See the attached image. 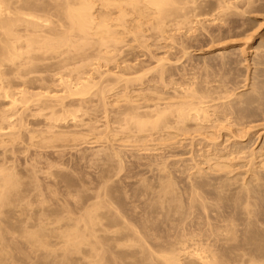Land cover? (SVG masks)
<instances>
[{
  "label": "rangeland",
  "instance_id": "obj_1",
  "mask_svg": "<svg viewBox=\"0 0 264 264\" xmlns=\"http://www.w3.org/2000/svg\"><path fill=\"white\" fill-rule=\"evenodd\" d=\"M94 1V0H93ZM97 1V0H96ZM96 1H94L93 3L95 4L96 3V7L94 8L95 9V11H94V9H93V12H95V17L96 18H99L98 19V21L99 20H101L100 19V14H102L103 12H100L99 13V15L97 16V14H98V10L100 9V7H99V2H96ZM203 2L202 4V6H201V3H200V6L203 8L202 10V12H203V16L202 15H200V13H198L197 11H194L193 9V11H191V12H195V14H191L190 15V17L188 18V16L189 15H187V22H188V19L190 20L187 24H186V22L183 24V21H181V20H183V18L182 17H180L179 19H178V17H177V19H178V21L180 20L181 22H179V23H176V21H174V20H172V19H166L167 21H169V23H167V21H166V23L169 25L168 26V29H169V27H170V29L169 30H171V28H172V30L170 31V33H169V30H167V24L165 23V28H163L164 26H162V30H160V26L158 27L157 25H158V23H156V22H158V21H156L155 23L157 24V25H155V26H151V25H153L154 24V19L155 18H153V17H150L148 20H152V23H149V24H151V25H149V26H151V27H149L147 24V26H148V31H146L145 29L146 28H144V26H146V25H142V28L145 30H143V33L145 32V34H141V35H145L147 38H143V37H141V35H140V37L141 38H143V39H147L148 41H149V43L147 42V40H143V39H141V41L139 40V39H137V40H134L135 38H133V36L135 37V35H133V36H130L131 34H127V36L125 35V34H123L124 36V38L126 37V39H124L125 40V43L122 41L120 44H119V46L120 45H123L122 47H124L125 46V48H128V49H123L121 46H120V48H119V50L118 49H116L115 51L113 50V54L114 55H116V54H118L119 53V51H120V54H121V56L122 55H124V57H121L120 56V54H118V56L119 57H121V59L119 58V57H117V55H116V57H115V59L113 58V55H112V59H110L111 60V62H110V60L107 62V60L105 59H102V58H100L99 57V55L97 56V54H100L101 53V50H103L102 51V55H101V57H104L103 56V54L106 52L105 51V46L103 47V48H101V50H100V48H99V50L97 51V53L96 54H94V53H92V55H96L97 56V58H98V61H96L97 60V58H96V60H95V58H93V56L91 57V55H90V53L88 54V58L89 59H87V60H90V61H86V59H85V62H84V64H86L85 66L86 67H83V62L81 61L82 59H81V57L80 58H78L79 59V61H78V59L76 58L77 56L79 57V55L77 54L76 55V53H72L73 55H70V56H72V57H74V58H76V61L74 60L73 61V63H78V64H75V65H78V66H75L73 63V65L71 66V62L72 61H70V62H68V64L70 65H68V66H64V68H63V65L62 66H52V70L51 69H49V71H54L53 69L55 68L56 69V67L57 68H59L58 70H60V71H57L56 70V72H58L57 73V75H56V73H55V71H54V74H52L53 72H50L49 73V75L48 74H46L47 75V77H45V78H48V80H49V78H50V75H51V81L50 82H52V83H50L49 81H47V86L49 85V88H47V86L45 87V85H46V79H44L43 81H45V85L43 84V81H42V87H43V85H44V87L45 88H42V90L41 89H39V88H41L40 86L38 87V88H36L35 89V87H37V85H39L40 84V82L37 84H33V85H36V86H33V87H31V86H25V84H24V86L26 87V88H24V86H23V88L21 89V87L20 88H18L20 85H17V88L15 87V86H13V85H16V84H8V85H10V86H12L11 88H13L12 90H11V88L7 85V84H3V86H6V90L3 88V90H4V93H5V91H7V90H9L8 92L10 93V91L11 92H16V93H13V95H12V93H10V95H11V97L10 96H8V92H6V93H8V94H4V93H1V95H0V101H1V103H0V111H1V113H0V115L2 114V116H0V118L2 119L1 121H0V132H2L3 134H6V135H4L3 137H5V138H3L1 135L2 134H0V137H1V139H0V144H4V145H1L0 147V153L2 154V152H3V149L5 150L6 148L8 149V150H10V151H8V150H6V151H4L3 153L5 154H3V156H4V158L6 157V159L4 160V163L6 164V166H5V164L4 163H2L3 161V156L0 154V156L2 157V158H0V166L2 167L3 166V168H2V170H3V172L1 171V167H0V171H1V173H4V170H5V167L6 168H9L10 166H11V168H9V169H13L14 171H12V170H10V172H13V174H16L17 172L19 173V172H21V170H22V172L21 173H17L18 175H16L15 177H16V179H15V177L13 176V175H11V177H13L14 178V182H16V180H17V176H19V178L20 179H22V177L24 178V179H26L27 177H26V174H27V176H28V178L26 179V180H29V182L28 181H26V180H24V179H22V181H25L26 182V184H27V182H28V185H27V187H26V184L25 185H23L22 186V188L24 189V186L26 187L24 190H18L19 192L21 191L22 193H23V191L24 192H26V194L25 193H23V194H25L24 196L22 195V193L20 194L19 192H18V194L21 196H23V200L25 201V199L28 197L29 198V200H30V196H31V200L32 201H30L31 203H29V201H28V199L24 202V204H23V200L22 201H19V203L21 204V202H22V204L24 205H21V207L23 206L24 207V209H25V207L26 208H28L29 210H30V212L29 213H26V211L25 210H27L28 211V209H25V210H23V215L21 214V212L20 213H18V211L19 210H16L17 212H15L14 213V211L13 210H11V211H13V213L11 214V212H9L8 210H6L8 207L11 209V207L13 208H16L15 206H16V204L18 203V202H16V204H15V202L13 203V198L15 199V200H17V198L19 197L18 195H16V193L17 192H14L15 194V196L17 197H15V196H13V198L11 197L10 199H12L13 201H11L12 202V204H15V205H12L11 207L10 206H8V205H6V206H8L7 208H4L5 206H3V204L5 205L6 203H4V201L3 202H0V203H2V207H1V210L2 209H5L6 211V213H10V215H5L3 212L2 213H0L1 215L0 216H2V217H0V220H4V218L3 217H5L6 216V218L8 217V216H10V219H12L11 217L12 216H16V217H14V219L16 218L17 220H19L20 221V218H21V222L22 221H24L25 219L23 218L24 217V215H25V217H26V214H28V215H31V216H28V217H31V218H28L27 217V219H26V222L27 223H29V222H33V218H35L36 220L35 221H37V219L39 220V217H40V213H45V211H46V213H48V215L46 214H41V217L44 219V215H45V219H47L48 220V217L49 218H51L50 220L51 221H53V217H52V215H51V213L52 212H54L55 210L56 211H59V213L57 212V216H59V215H61V213L63 214V215H61L60 217H56V219L58 218V219H64V220H66V219H71V220H73L74 222L76 221V222H78V223H75V228H74V225L72 226L74 229H76V227L79 229V227H81L78 231L81 233V236H79L80 238L81 237H83V239H81V240H79L78 238V242H80V241H82V240H84V234L86 235V237L88 236V234H87V230H86V228L88 229H90V224H92L89 220H87V215H89L90 214V204H88V203H91L92 204V200L94 199L93 197H95L96 196V198L97 199H99V198H101V199H99V201L100 202H105L106 200H107V198L109 199V197L110 196H108L110 193H112L111 195H112V197H110V198H112L111 200H113V202L111 201L110 202V199L108 200L109 202H107L106 201V205H107V207L109 206V204L110 203H112V205H110L109 207H112V208H115V209H112L111 210V212L115 215V212H117L118 213V218H117V216H116V220L114 219L115 218V216L114 217H112V216H110L109 217V215H108V218H110V219H108L107 217V219H105L104 220V218H103V220H101V218H100V223H101V225H100V223H97V225L99 224L100 226H102V227H104V226H106V227H109L110 225H113V226H110L111 227V229H109V228H106V229H104V231L105 232H101V234H100V236H101V239H102V244H103V241H105V240H107V241H105L104 243L105 244H103V246L104 245H106V243L108 242H110V240H111V238H108L109 237V233H106V230L108 231V230H115V227H116V225H117V220H119V226L117 225V227H122L123 225H122V220L120 221V219H123V218H125V220L128 222V224L126 225L125 224V226H128V225H130L129 223H135L134 225H137V223H140L141 222V220L143 219L144 221H145V217H148L149 215H151V214H149L148 212H145V210L147 211V210H149L150 209V207L151 208H153L154 209V205H152L151 206V204H153L152 202H153V199L155 200L156 198H158V200H160V197H161V195H162V193L165 191V189L167 188V189H169L168 187H170L171 185V187L172 188H175L176 187V185H177V189L175 188L174 190L175 191H177L176 193H175V191L173 190V192H174V194H179L178 195V198H179V196H181V197H183L184 198V195H186V194H188V196L190 197V195H189V193L187 192V191H189V190H191V189H188L187 191H186V189L187 188H190V187H188L189 185H188V183L190 184L191 183V181L190 180H192L193 182H194V178H195V176H196V174H197V170L199 169V168H197L196 169V166H199L200 167V164L202 163H204V161L206 160V153H208L207 151H213V150H211L210 148H209V150H207L208 148V146H209V144H212V145H210V146H214L213 144H215V145H217L218 144V142H219V144H220V147L219 148H221V146L223 145V143H224V145L223 146H225V147H232V148H234L233 146L235 145L234 143H236L238 140V145L240 146L242 143H245L244 145H245V153H246V155H249L250 154V152H252L251 150H253L254 152L256 151V153L255 154H257V156L260 154L261 155V153L263 152H261L260 153V148H264V146L262 147V143H264V98H262V97H264V10L263 11H261L262 9H264V0H262V1H256V2H258L259 4H257V3H255L254 2V0H253V2L256 4L255 6H254V8L255 7H257L258 9L256 10H254L253 9V11H251V8H250V10H249V5H248V9L246 10V8H245V6H247V4H248V1L247 2H244V0H239L238 2H240L239 4L240 5H238L237 4V0H227L228 1V3H227V1L226 0H221V1H225V3H227V4H225L226 6V8H227V5H229L228 7H230V6H232L231 8V10H229L228 8V10L230 11H228L229 12V14L227 13V12H225V14H227V16L228 17H230V15H231V17L228 19V17L227 16H225L224 15V7H222L221 5L223 4V3H221V1H219V0H208V2H207V0H199V2ZM218 1V2H217ZM241 1H243L244 3H247V4H245L244 5V3H242ZM251 1V0H250ZM199 2H198V0L196 1V2H193V3H196V4H198V8H196V10L198 9L199 11L201 10V7L199 6ZM236 2V3H235ZM252 2V1H251ZM250 2V4H252ZM204 3H207V4H204ZM213 3H215L214 4V7L211 5V4H213ZM229 3H231V4H229ZM190 4H192V2L190 3ZM189 4V5H190ZM210 4V5H209ZM217 4V5H216ZM241 4H243L244 6H242ZM101 5V4H100ZM195 5V4H194ZM194 5H191L192 7H197V6H194ZM205 5H207V9H209V10H206L205 9ZM209 5V6H208ZM224 5V4H223ZM234 5H238L237 6V8L236 7H234ZM259 5H261V6H259ZM263 5V6H262ZM216 6H217V8H216ZM243 8H242V7ZM251 6V5H250ZM259 6V7H258ZM93 7H94V5H93ZM199 7H200V9H199ZM218 7H220V8H218ZM222 7V8H221ZM241 7V8H240ZM263 7V8H262ZM225 8V9H226ZM236 8V9H235ZM245 8V9H244ZM205 9V10H204ZM216 9V10H215ZM223 12L222 14H223V17H222V14H220V10ZM234 9V10H233ZM241 9L243 10L242 12H241ZM102 10V8L100 9V11ZM212 10V11H211ZM251 12H249V11ZM207 11H209V13L207 12ZM231 11H234V12H231ZM238 11V12H237ZM246 11V12H245ZM261 11V12H260ZM116 13L118 12V11H115ZM190 12V13H191ZM201 12V11H200ZM205 12V13H204ZM216 12V13H215ZM239 12H241V14L240 15H237V14H239ZM255 12V13H254ZM257 12V13H256ZM199 15H198V14ZM208 15H207V14ZM213 13H215V14H213ZM253 13V14H252ZM113 14H115V13H112V16L113 17H111V15H109L110 17L109 18H114V19H116L115 17H117V15H113ZM197 14V15H196ZM202 14V13H201ZM213 15V17H212V15ZM219 14H220V17H219ZM251 14V15H250ZM257 14V15H256ZM258 14H261V15H258ZM40 15H41V13H40ZM129 15H131V14H129ZM128 15V18H130V16ZM215 15V16H214ZM217 15V16H216ZM243 15V17H241ZM43 16H45V15H42L41 17H43ZM101 16H104V15H101ZM191 16H194V17H191ZM195 16H196V18H197V16H198V18H201L200 20L197 18V19H195ZM200 16H202V17H200ZM210 16V17H209ZM235 16V17H234ZM46 17V16H45ZM209 17V18H208ZM222 17V18H221ZM236 17H239V18H236ZM44 18V17H43ZM47 18V17H46ZM152 18V19H151ZM176 18V17H175ZM174 18V19H175ZM194 18V19H193ZM208 18V19H207ZM216 18V19H215ZM219 18V19H218ZM227 18V19H226ZM232 18L235 20V19H239L238 21H242V23L240 22H238V21H236L235 20V22H237V23H235L234 22V20L232 21ZM244 19V22L246 21H250V23H247V24H252L251 26L252 27H250V25H249V28H248V25L246 24V22L244 23L243 22V20H241V19ZM45 19V18H44ZM206 19V20H205ZM222 20V22H221V20ZM224 19V20H223ZM226 19V20H225ZM246 19H248V20H246ZM111 20V19H110ZM147 20V23L149 22ZM157 20V19H156ZM203 20V21H202ZM213 21V23H216V24H212V21ZM253 20V21H252ZM175 23H174V22ZM193 21V22H192ZM201 21H202V23H201ZM208 21V22H207ZM210 21H211V23H210ZM218 21H220V23L218 22ZM224 21L226 22H229L230 24H228V27L226 26L227 25V22L225 23V25H224ZM165 22V21H164ZM192 22V23H191ZM197 22V23H196ZM200 22V23H199ZM252 22V23H251ZM257 22V23H256ZM260 24H259V23ZM144 23H146V21L144 22ZM171 23H172V25H171ZM218 23H219V25H218ZM221 23H222V25H221ZM231 23L233 24H235V26H233V29H235V30H233L232 29V27H231ZM131 25H132V23H130ZM176 24H178V25H176ZM182 24H183V26H182ZM186 24V26L187 27H185L184 25ZM194 24H196L195 26H193ZM209 24V25H208ZM244 24V25H243ZM256 24V25H255ZM164 25V24H163ZM188 25H190L191 26V28H190V26H188ZM202 25L204 26V27H202ZM206 25V26H205ZM217 25V26H216ZM220 25H221V27H220ZM247 25V26H246ZM176 26V27H175ZM181 26V27H180ZM208 26H210V27H212V28H210V27H208ZM214 26V27H213ZM218 26H219V28H218ZM222 26H223V28H222ZM226 26V27H225ZM241 26H245V27H247V28H243V27H241ZM255 26H256V30H254L253 31V27L255 28ZM258 26V27H257ZM156 27V28H155ZM192 27H194V28H192ZM198 27V28H197ZM205 28L206 30H204V29H202V28ZM207 27V28H206ZM230 27H231V30H230ZM235 27V28H234ZM238 27H239V29H238ZM240 27H241V31H240ZM151 28H152V30H151ZM158 28H159V30H158ZM178 28V29H177ZM180 28H181V30H180ZM197 28V30H195ZM210 28V29H209ZM215 28V29H214ZM227 28H229V30L227 29ZM259 28V29H258ZM155 29H156V31L158 30L159 31V33H158V31L157 32H155ZM165 29V30H164ZM175 29V30H174ZM177 29V30H176ZM201 31H200V30ZM211 30V31H209V30ZM212 29H213V31H212ZM216 29H218V31L219 32H223V33H225V35L224 34H221V33H219ZM228 31H227V30ZM246 29V30H245ZM249 29V30H248ZM164 30V31H163ZM186 30H190V31H186ZM192 30V31H191ZM222 30H224V31H222ZM239 32H238V31ZM252 32H255V33H252ZM150 31V32H149ZM152 31V32H151ZM161 31H163V32H161ZM179 31H181V32H179ZM183 31H184V33H183ZM205 31H208L209 33H211V35L209 34V33H207V32H204ZM215 31H216V33H215ZM226 31V32H225ZM229 31H234V34H233V32L232 33H230ZM243 31V32H242ZM245 31H247V32H245ZM257 31V32H256ZM147 32V33H146ZM149 32V33H148ZM154 32V33H153ZM160 32H161V34H160ZM187 32V33H186ZM194 32V33H193ZM196 32V33H195ZM201 32H203L202 34L199 33ZM213 32V33H212ZM242 32V33H241ZM252 34V36L249 34ZM156 33V34H155ZM162 33H163V35H162ZM169 33V34H168ZM178 33V34H177ZM182 33V34H181ZM237 33V34H236ZM239 33V34H238ZM151 34H153V35H151ZM173 35V39L171 40V37H172V35ZM185 34V36H181V35H184ZM193 34V35H192ZM194 34H195V36H199V37H195L194 36ZM209 34V35H208ZM216 34H219V35H217L216 36ZM228 34V35H227ZM244 34L246 35V36H244ZM154 35H155V37H154ZM157 35H159V36H157ZM167 35V36H166ZM179 37V38H177L178 39V41H183V40H185L184 42H185V44H184V46L182 45L184 42H178L177 41V39H175L176 37ZM179 35V36H178ZM189 35V36H188ZM204 35V36H203ZM220 35H221V37H223V39L220 37ZM239 35H241V36H239ZM97 36V35H96ZM144 36V37H145ZM152 38H151V37ZM171 36V37H170ZM194 36V37H193ZM203 36V37H202ZM207 36V37H206ZM210 36H212L211 38H210ZM213 36H215V37H213ZM234 37V39H235V41L234 40H232L233 39V37ZM238 36V37H237ZM244 36V37H243ZM250 36V37H249ZM95 37V36H94ZM131 39H130V38ZM163 37V38H162ZM175 37V38H174ZM181 37H183V38H181ZM185 37V38H184ZM186 37H187V39H186ZM192 37V38H191ZM218 38L217 40L218 41H220V42H215L216 41V39L215 38ZM226 37V38H225ZM230 37V38H229ZM242 37V38H241ZM248 37L250 38V39H248ZM78 38V37H77ZM84 38L85 37H83V38H81V36H80V38H78L77 39V41H75V42H79L80 41V43L81 44H83V40H84ZM96 38V37H95ZM129 38V40L128 41H126L127 39ZM154 38V39H153ZM158 38V39H157ZM160 38V39H159ZM168 38H170V40L168 41ZM191 38V39H190ZM198 39V40H196V39ZM203 39V40H205L204 42H203V45L201 44L202 43V41L203 40H201V39ZM206 38H207V40H208V43H207V40H206ZM210 38V39H209ZM224 38L225 39H229L228 40V42H227V40H225V41H223L224 40ZM232 38V39H231ZM243 38H247L246 39V41L243 39ZM252 38V39H251ZM75 39H76V37H75ZM133 39V40H132ZM150 39V40H149ZM152 39V40H151ZM175 39V40H174ZM181 39H183V40H181ZM194 39V40H193ZM143 40V41H142ZM162 40H163V42H162ZM187 40V41H186ZM189 40V41H188ZM192 40V41H191ZM209 40L211 41V42H209ZM215 40V41H214ZM223 42H222V41ZM239 40V41H238ZM242 40V41H241ZM248 40H250V41H248ZM85 41H86V39L84 40V43H85ZM131 41H133V42H131ZM134 41H135V43H134ZM136 41H140L141 43L142 42H144L143 44H140L139 42H136ZM155 41V42H154ZM157 41V42H156ZM172 43H171V42ZM176 42V43H173V42ZM196 41H198V42H196ZM231 41V42H230ZM234 41V42H233ZM238 41V42H237ZM131 42V43H130ZM147 42V43H146ZM187 42V43H186ZM196 42V44H194ZM214 42V43H213ZM226 42V43H225ZM260 42V43H259ZM133 43V44H132ZM138 43V44H137ZM147 45H146V44ZM207 44V46H208V48H207V46H206V44ZM211 43H213V44H211ZM225 43V44H224ZM245 45H244V44ZM76 44V43H75ZM164 44V45H163ZM174 44H175V47H174ZM188 44H190V45H188ZM199 46H202V47H198V45ZM205 44V45H204ZM211 44V45H210ZM219 44H220V46H219ZM223 44V45H222ZM77 45H80L79 43L77 44ZM139 45V46H138ZM143 45H145V47H147V48H144L145 50H143ZM150 45V46H149ZM176 45H179V47L178 46H176ZM188 45V46H187ZM193 45H195V47L193 46ZM197 45V46H196ZM217 45V46H216ZM126 46H128V47H126ZM131 46H132V48H131ZM137 46V47H136ZM155 46V47H154ZM159 46V47H158ZM169 46H171V47H169ZM181 46H183V47H181ZM187 46V48L190 46L192 49H190V47L186 50L185 49V47ZM212 46V47H211ZM214 46V47H213ZM241 46H243V47H241ZM140 47H142V48H140ZM153 47V48H152ZM177 47V48H176ZM210 47V48H209ZM234 47H236V48H234ZM241 47V48H240ZM123 49V51H124V53H122V49ZM134 48H136L137 50H135ZM149 48V53H148V51L146 50V49H148ZM162 48V49H161ZM171 48H172V50H171ZM173 48H175V49H177V51L175 50V49H173ZM178 48H180V49H178ZM183 48H184V50H183ZM205 48V49H204ZM219 48V49H218ZM223 48V49H222ZM80 49L81 48H79V50L77 51V53H79V51H80ZM91 49V48H90ZM96 48H94V50L93 51H96L95 50ZM170 49V50H169ZM200 49V50H199ZM232 49V50H231ZM240 49V50H239ZM244 51V53H243V51ZM246 49V50H245ZM248 49V50H247ZM261 49V50H260ZM76 50H77V48H76ZM75 50V51H76ZM92 50V49H91ZM90 50V51H91ZM127 50H129V51H127ZM142 50V51H141ZM152 50V51H151ZM174 50V51H173ZM211 50V51H210ZM219 50V51H218ZM236 50H237V53L239 54L240 53V51H241V53H240V57L238 56V54L236 53ZM255 50H256V54H255ZM74 51V50H73ZM87 51H88V49H87ZM126 51H127V53H126ZM134 51H135V53H134ZM172 51H173V53H172ZM175 51H176V53H175ZM205 51H206V53H205ZM227 51H228V53H227ZM230 51H231V53H230ZM129 53V54H128ZM133 53V54H132ZM139 53V54H138ZM143 53V54H142ZM146 53V54H145ZM154 53L155 55H153V58L151 57V55ZM171 53V54H170ZM179 53V54H178ZM181 53V54H180ZM183 53V54H182ZM186 53V54H185ZM214 53H216V55L214 54ZM218 53V54H217ZM227 53V54H226ZM261 55V56H259V54ZM130 54H132V55H130ZM137 56H136V55ZM145 54V55H144ZM169 54V55H168ZM175 54V55H174ZM189 54H191V56L189 55ZM220 54V55H219ZM224 54H225V56H224ZM233 54V55H232ZM65 55V54H64ZM90 55V56H89ZM127 55V56H126ZM130 57H129V56ZM148 55V56H147ZM158 55V56H157ZM166 55V56H165ZM167 55H168V57H167ZM171 55H173L174 57H176V58H173ZM179 55L182 57H179ZM185 57H187L188 59H190V60H186V58H183L184 56ZM188 55H189V57H188ZM214 55V56H213ZM231 55V56H230ZM67 56V54L64 56V57H66ZM148 58H147V57ZM194 56V57H193ZM197 56V57H196ZM216 56V57H215ZM221 56V58L219 59V57ZM227 56V57H226ZM239 58H237V57ZM243 56V57H242ZM255 56V57H254ZM85 57V56H84ZM138 57V58H137ZM164 57V58H163ZM165 57H166V59H165ZM169 57L171 58L170 60H169ZM178 57V58H177ZM196 57V58H195ZM200 57V58H199ZM205 57V58H204ZM215 57V58H214ZM230 57V58H229ZM232 57V58H231ZM245 57V58H244ZM253 57V58H252ZM63 58V57H62ZM83 58V57H82ZM93 60H95V61H93ZM100 58V59H99ZM126 58V59H125ZM137 58V59H136ZM156 58H159V60L160 61H158V60H155ZM168 58V59H167ZM193 58H194V61H193ZM223 58V59H222ZM224 58H227L228 59V62H227V59H225L224 60ZM237 58V59H236ZM260 58V59H259ZM262 58V59H261ZM118 59V60H117ZM119 59H120V61H119ZM123 59H125V61L123 60ZM141 59H143V60H141ZM146 61H145V60ZM154 61H153V60ZM164 59V60H163ZM199 61H198V60ZM236 59V60H235ZM241 59V60H240ZM259 59V60H258ZM53 60V59H52ZM51 60V61H52ZM57 60V59H56ZM71 60H72V58H71ZM99 60H101V62L99 61ZM167 60V61H166ZM187 61V62H185V61ZM213 60V61H212ZM221 60V61H220ZM223 60V61H222ZM238 60H240V61H238ZM54 61V62H53ZM52 62L53 63H55V59L53 60ZM84 61V60H83ZM142 63H141V62ZM145 61V62H144ZM164 61V62H163ZM189 61V62H188ZM201 61V62H200ZM215 61V62H214ZM219 61L221 62V63H219ZM244 61V62H243ZM246 61V62H245ZM257 61H259V62H257ZM52 62H50L49 60H48V62L47 63H51L52 64ZM57 62H58V60H57ZM82 62V63H81ZM88 62H92L91 64L90 63H88ZM95 64H94V63ZM97 62V63H96ZM110 62V63H109ZM115 62L117 63V64H115ZM121 62H123V64L121 63ZM126 62H128V63H126ZM136 62H139V63H141L143 66H141V64H136ZM153 63V64H151V63ZM162 63V64H164V66H162V64L161 65H159V63ZM167 62V64H165ZM169 62V63H168ZM208 62V63H207ZM210 62V63H209ZM225 62V63H224ZM237 62V63H236ZM238 62L240 63V64H238ZM241 62L243 63V65L241 64ZM248 62V63H247ZM252 62V63H251ZM88 63V64H87ZM101 63V64H100ZM105 63H108V64H105ZM114 63V64H113ZM145 63V64H144ZM147 63V64H146ZM154 63L156 64V65H154ZM172 63H173V65H172ZM193 65H192V64ZM205 63V64H204ZM223 63V64H222ZM226 63H229L230 65H228V64H226ZM79 64H81L82 65V67L81 68H84L83 70L82 69H80L79 67L81 66H79ZM90 64V66H88ZM103 64V65H102ZM105 64V65H104ZM129 64V65H128ZM149 64H151L152 65V67H150L149 66ZM168 64H169V66H168ZM178 64V65H177ZM208 64V65H207ZM228 65V66H226V65ZM231 64H232V66H231ZM233 64H236L237 66L235 67V65H234V68H233ZM246 64L247 65H249V66H246ZM67 65V64H66ZM93 67H92V66ZM100 65H102V66H100ZM108 65V66H107ZM112 65H113V68L115 67V69L113 70V68H112ZM119 65V66H118ZM124 65V66H123ZM136 65V66H135ZM139 65H140V69H138V67H139ZM148 65V66H147ZM154 65V66H153ZM158 65V69H161L160 71H163L164 69H169L168 71H167V69H166V71L164 70V73L162 72H160V71H158V69H157V66ZM167 67H166V66ZM170 65H171V67H170ZM183 66V68H182V66ZM188 65V66H187ZM206 65V66H205ZM211 65V66H210ZM212 65L214 66V67H212ZM215 65H216V68H215ZM218 65H220V66H218ZM223 67H222V66ZM121 66H123V67H121ZM128 66V67H127ZM160 66H162V67H160ZM172 66L174 67V69L172 68ZM193 66H195V67H193ZM241 66V67H240ZM54 67V68H53ZM63 68V69H61V68ZM71 67V68H70ZM78 67V68H77ZM90 67V68H89ZM95 67V68H94ZM106 67V68H105ZM117 67V68H116ZM119 67H121V68H119ZM124 67H127V68H129V69H127V68H124ZM143 67V68H142ZM144 67H147V69H146V73H145V68ZM156 67V68H155ZM175 67H178V68H175ZM184 67H186L185 68V70H187V67H188V70L187 71H185L184 70ZM193 67V69H192V71H190L191 70V68ZM204 67H206V68H204ZM207 67H209L211 70L209 71V69L207 68ZM219 67V68H218ZM227 67V68H226ZM240 67V68H239ZM262 67V68H261ZM75 68V69H74ZM111 68V69H110ZM131 68V69H130ZM135 68H136V70H135ZM164 68V69H163ZM182 70H180V69ZM189 68H190V70H189ZM198 70H197V69ZM202 68H204L203 70H205L206 69V71L204 72V71H202V69L200 70V69ZM219 69V71L217 72L216 70L215 71H212V70H214V69ZM226 69V73H225V70H222V69ZM228 68H229V71H228ZM245 68V69H244ZM67 69V70H66ZM76 70V72H74V71H69V70ZM81 70V71H79V70ZM87 69V70H86ZM103 69V70H102ZM121 69H125V70H121ZM143 69V70H142ZM152 69V70H151ZM154 69V70H153ZM157 69V70H156ZM172 69V70H171ZM175 69H177L176 71L177 72H175L174 73V71H175ZM233 69V70H232ZM237 69H239V70H237ZM64 70V71H63ZM88 70H90V71H88ZM94 70H95V73H93L94 72ZM107 70H109V72L107 71ZM129 70H131L128 74H127V72ZM139 70V71H138ZM144 71V73H142V71ZM180 70V71H179ZM197 70V71H196ZM234 71V70H236L237 71V73H235L234 72V74L235 75H233V72L232 71ZM244 70V71H243ZM48 70H46V71H44L43 73H45V72H47ZM48 71V72H49ZM63 71V72H62ZM66 71H68L67 73L69 74H66L65 72ZM84 72V74H83V72ZM86 71V72H85ZM96 71H97V73H96ZM101 71V72H100ZM104 71V73H105V76H104V73H102ZM122 71H127L125 74H124V72H122ZM171 71V72H170ZM172 71H173V73H172ZM179 71V72H178ZM188 71H190L189 73H188ZM199 71H200V74H202L203 72V74L202 75H199ZM263 71V72H262ZM47 72V73H48ZM61 72V73H60ZM70 72H72L73 74H71V76H70ZM81 72V73H80ZM87 72H89V73H87ZM101 73V76H100V73ZM120 72H122V73H120ZM133 72H135V73H133ZM141 72V73H140ZM155 72V73H154ZM158 72H160V73H158ZM167 72V73H166ZM168 72H169V75L171 76L170 78L172 79H170L169 77H168ZM185 72V73H184ZM186 72H187V74H186ZM192 72H193V74H192ZM194 72L195 73H197V74H194ZM214 72H216L215 74H214ZM223 72V74H221ZM230 72H231V75H230ZM240 72V73H239ZM243 73V76H242V73ZM42 73V75H45V74H43ZM63 73H65V74H63ZM99 73V74H98ZM109 73V74H108ZM112 73H115V74H117V75H122V74H124L123 75V77H133V76H136V75H140L141 74V76H142V74H143V77H142V79L144 80L143 82L141 81V79L140 80H138L139 82H136L134 85L132 84H130V86H131V88H130V86H128L127 88L129 89V90H127V88H126V83L124 84V83H122L121 85H120V82H116V80H115V82H110L111 80H109V81H107L106 79H109V78H106V76H107V74H108V76L107 77H109V75L110 74H112ZM149 73V74H148ZM153 73V74H152ZM171 73V74H170ZM178 73V74H177ZM209 73V74H208ZM212 73V74H211ZM217 73H219L220 75H218ZM245 73H247V74H245ZM58 74H59V76H58ZM86 74H88V75H86ZM96 74V75H95ZM127 74V75H126ZM132 74V75H131ZM147 75V80H149L150 81V83L146 80V77H145V75ZM150 74H152V75H150ZM155 74H156V77H155ZM160 74V75H159ZM162 74V75H161ZM164 74V75H163ZM166 74H167V76H166ZM188 75V76H186V75ZM206 74H208L207 76H206ZM216 74H217V78H219V79H216ZM226 76H225V75ZM258 74V75H257ZM263 74V75H262ZM61 75V76H60ZM77 76V80H76V76ZM83 75V76H82ZM86 75V76H85ZM98 75L100 76V78L102 79V80H100V78L98 77ZM126 75V76H125ZM157 75H159V78L157 77ZM172 75H175V76H173L172 77ZM194 75V76H193ZM197 77H196V76ZM205 75V76H204ZM212 77H210V76ZM212 75H214V77L212 76ZM230 75V76H229ZM237 75V76H236ZM240 75V76H239ZM55 76V77H54ZM58 76V77H57ZM66 76V77H65ZM68 76V77H67ZM82 76V77H81ZM87 76H89V77H87ZM97 76V77H96ZM102 76H103V78H102ZM149 76H151V77H149ZM192 76H193V78H192ZM200 76V77H199ZM224 76H225V78H224ZM228 76V77H227ZM236 76V77H235ZM7 76H4L3 77V79L5 78V80H8L7 78H9V76L6 78ZM52 77H53V79H52ZM80 77V78H79ZM95 77V78H94ZM105 77V78H104ZM163 77V79L165 80V79H167V77H168V79L167 80H165L166 82H164V80L162 81L160 78H162ZM184 78V80H183V78ZM191 79H190V78ZM194 77H196V78H194ZM202 77H204V78H202ZM221 77H223V78H221ZM236 78V80H235V78ZM247 77V78H246ZM259 77V78H258ZM262 77V78H261ZM57 78V79H56ZM72 78V79H71ZM83 78V79H82ZM86 78V79H85ZM89 80H88V79ZM91 78H92V81H91ZM111 78H116V76L115 77H112V75H111ZM149 78V79H148ZM158 78V79H157ZM174 78V79H173ZM229 78H231V81H230V79H229V81H228V79ZM237 78H242L241 79V81H243L244 82V80H245V82L243 83V82H241V81H239L240 79H237ZM244 78V79H243ZM248 78H249V80H248ZM56 79V80H55ZM112 79V80H113ZM151 79H153V82H151L152 80ZM159 79H160V81H161V83H159L160 81H159ZM198 79V80H197ZM203 79V81H201V80ZM206 79H207V82H205L206 81ZM209 79H211V80H209ZM214 79V80H213ZM216 79V80H215ZM235 81V82H237V80L239 81V82H237V84L233 81V80ZM4 80V81H5ZM53 80V81H52ZM62 81V82H60V81ZM63 80H65V81H63ZM69 80H70V82H69ZM73 82H72V81ZM107 82H106V81ZM145 80H146V82H147V84L146 83H144L145 82ZM155 80H157V82L155 81ZM175 80H177V81H175ZM190 80V81H189ZM196 82L195 84H194V82ZM213 80V81H212ZM221 80H223V81H221ZM227 80V81H226ZM56 81V82H55ZM69 82V83H67V82ZM86 81V82H85ZM88 81V82H87ZM95 81V82H94ZM101 82L102 84H104V85H106L105 87H104V85L102 86V84L100 83L99 85L98 84H94V83H98V82ZM102 81H104V82H102ZM140 81H141V83H140ZM172 81L174 82V84L172 83ZM186 81H188V82H190L189 83V85H188V83L186 82ZM210 81V82H209ZM214 81H216V82H214ZM219 81V82H218ZM246 81H247V83H246ZM7 82V81H6ZM6 82H4V83H6ZM67 84V86L65 85V83ZM75 82V83H74ZM82 82V83H81ZM93 82V83H92ZM121 82H124V81H121ZM169 82H170V84H169ZM178 82V83H177ZM184 82H186V84L184 83ZM198 82V83H197ZM201 82V84H199ZM202 82H204L205 84H207V85H205L204 83H202ZM208 82L210 83L209 85H208ZM214 82V83H213ZM223 83V85L225 86V85H228L229 83H231V84H229V85H232V87L231 86H226L227 87V89L226 88H224V86L221 84V86L224 88H220L221 86L220 85H218V83ZM228 84H227V83ZM234 82V83H233ZM241 82V83H240ZM50 83V84H49ZM73 83V84H72ZM86 83V84H85ZM88 83H90V85H92V86H90ZM107 83H108V85H107ZM109 83H113L112 84V86H111V84H109ZM115 83V84H114ZM117 83V84H116ZM164 83H165V85H164ZM193 83V84H192ZM225 83V84H224ZM251 83V84H250ZM54 84H57V85H54ZM61 84V85H60ZM68 84H71L70 85V87H71V89H69V90H67V88H69V85ZM83 84H84V86L85 85H87V87L88 86H90V87H88L89 89L87 90L88 92L87 93H85V92H82V94H84V98H83V96H79V95H81L80 94V91L81 90H79L81 87H84L83 86ZM95 86H94V85ZM142 84H144V85H142ZM146 84V85H145ZM153 84V85H152ZM158 84L160 85V86H158ZM177 84V85H176ZM198 84V85H197ZM202 84H203V86H206L207 88H205L204 87V94L202 93V94H200L199 96L204 100H201L200 99V101H201V103L204 105H202L203 106V108H205L206 109V105H207V112H206V110H205V116L207 115V117L208 118H206V117H204V115L201 117L200 116V118H198V119H196L197 117H199L197 114H195V118L194 119H186V120H184V121H186V123L184 122V121H182L181 120V122H184L185 124H186V127H185V125H184V123H183V125H184V127L182 128V127H180V125H181V123H179V125H178V121H179V118H177V119H175V118H173V117H175L174 115H176V113L174 112L175 110L177 111V109H181L183 106H181L182 104H180V103H182L183 101L182 100H186L188 97L187 96H189L190 94H191V92L193 91V93H195V92H197V93H200V91H202V89H201V86H202ZM215 84V85H214ZM236 85V87L237 86H241L242 85V87H240V89L239 88H236L235 86H233V85ZM247 84V85H246ZM250 84V85H249ZM21 85H23V84H21ZM52 85V86H51ZM63 85H64V87H63ZM75 85V86H74ZM77 85V86H76ZM80 85V86H79ZM115 85V86H114ZM124 85H125V87H124ZM127 85H129V83L127 84ZM148 85V86H147ZM185 87H184V86ZM193 85V86H192ZM198 86L199 87V85H200V87H199V89H200V91H199V89L197 90V89H194V86ZM244 85V86H243ZM254 85V86H253ZM7 86H8V88L9 89H7ZM100 86V87H99ZM102 86V87H101ZM108 86H110V88L108 87ZM137 86V88H135ZM151 86V87H150ZM172 86H174V87H172ZM182 86V87H181ZM189 86V87H188ZM210 86H212V87H210ZM14 87H15V90H17V91H15L14 90ZM61 87V88H60ZM63 87V88H62ZM74 87V88H73ZM76 87H78V88H76ZM80 87V88H79ZM94 87H95V89H94ZM104 87V88H103ZM106 87H108L111 91H112V94H109V92H110V90L108 89L107 91L105 90V88ZM113 87H115V88H113ZM116 87H117V90L119 91H116L115 89H116ZM140 87V88H139ZM142 87V88H141ZM159 87H160V89L162 90H160L159 89ZM185 88V90H186V87H188L187 88V90H186V92H185V90H183L184 88ZM193 87V88H192ZM210 88V91H208L209 90V88ZM218 87V88H217ZM247 87V88H246ZM257 87V88H256ZM27 88H29V89H27ZM31 88H33V89H31ZM47 88V89H46ZM51 88V89H50ZM53 88V89H52ZM92 88H93V90H92ZM96 88H98L97 90H96ZM102 88V90L100 91V89ZM113 90H115V91H113ZM122 88V89H121ZM124 88V89H123ZM139 88V89H138ZM144 88H146V89H144ZM149 88H153V89H149ZM155 88H157V89H155ZM196 88V87H195ZM203 88V87H202ZM214 88V89H213ZM230 88V89H229ZM236 88V89H235ZM243 88V89H242ZM253 90V88H256V89H254V91H255V93H253L252 92V90ZM18 89H21V90H23V91H25V89H27V93H29L30 91H31V93L30 94H27V93H25V95H24V93H22L21 94V91H19ZM45 89H46V91H45ZM48 89H50V92H49V90ZM55 89H56V91H55ZM64 89H66V90H64ZM74 89V90H73ZM83 89V88H82ZM107 89V88H106ZM128 91H126V90ZM133 89V90H132ZM142 89V90H141ZM158 89L160 90L159 92H158ZM170 89V90H169ZM174 89V90H173ZM177 89V90H176ZM190 89V90H189ZM197 90V91H195L194 92V90ZM205 89H208L206 92H205ZM217 91H216V90ZM228 91H226V90ZM229 89V90H228ZM233 89H235V90H233ZM3 90L1 89V91L3 92ZM35 90H37V91H35ZM71 90V91H70ZM78 91V93L76 92H73V91ZM84 90H86V89H84ZM92 90V91H91ZM94 90H96V91H94ZM98 90H99V92H101L100 94L101 95H99L98 94ZM103 90L104 91H106L105 93H107V94H105L104 92H103ZM122 92H121V91ZM135 90L138 92V91H140L139 93H136L135 92ZM151 91V93H147V92H149V91ZM153 90H156L155 91V93H154V91ZM176 90V91H175ZM180 90H182V91H180ZM189 90V91H188ZM192 90V91H191ZM212 90V91H211ZM224 90V91H223ZM239 90V91H238ZM249 90V91H248ZM257 90H258V92H257ZM0 91V92H1ZM29 91V92H28ZM40 91V92H39ZM45 91V92H44ZM48 91V92H47ZM53 93H52V92ZM66 91H68V92H70L71 94V97H69L68 98V93H66ZM96 93L97 92V96H96V94L94 93V92ZM134 91V92H133ZM144 91V94L142 93ZM169 91V92H168ZM174 91V92H173ZM191 91V92H190ZM220 91H222V92H220ZM244 91V92H243ZM18 92H19V94H18ZM33 92V93H32ZM35 92V93H34ZM47 92V93H46ZM55 92V93H54ZM93 94H92V93ZM125 92V94L123 95V93ZM131 94H130V93ZM132 92L134 93V94H132ZM181 92V93H180ZM189 92H190V94H189ZM215 92V93H214ZM219 92V93H218ZM227 92V93H226ZM232 92H233V94L234 95H232L231 96V94H232ZM249 92V93H248ZM250 92H251V94H250ZM39 93H41V94H39ZM55 94V95H57L56 97L58 98V97H60V98H62V99H67V101H68V103H67V101L66 100H62V99H60L59 98V100L60 101H63V102H61V103H63V105L60 103V101L58 100V99H56V97H50V94ZM103 93V94H102ZM111 93V92H110ZM114 93H115V95H114ZM122 93V95L120 96V94ZM141 93V94H140ZM160 93V94H159ZM165 93H167V95H164ZM171 93V95H173V96H171V95H169ZM179 93V94H178ZM197 93H195V94H197ZM208 94L209 95V93H211L209 96L210 97H208L206 94ZM218 93V94H217ZM225 94V98H224V95L223 94ZM229 93V94H228ZM245 93V94H244ZM254 95H253V94ZM2 94H4V95H2ZM20 94H21V97H20ZM27 94V95H26ZM32 94H33V96H34V94H36V95H38V96H32ZM43 94H46V95H43ZM62 94H64L66 97H64V95L62 96ZM67 94V95H66ZM76 94V95H75ZM90 94V95H89ZM118 94V95H117ZM129 94V95H128ZM140 94V95H139ZM148 94H154L153 96H154V98L151 96V98L152 99H150V96L148 95ZM181 94V95H180ZM188 94V95H187ZM214 94V95H213ZM220 94H221V96H220ZM240 94H242V95H240ZM29 95V96H28ZM43 95V96H42ZM60 95V96H59ZM69 95V96H70ZM72 95H74V96H79V97H72ZM111 95H113L112 97H111ZM131 95V96H130ZM135 95H138L137 96V98H135L134 100L136 101H133L132 99V101L133 102H135L136 104H138V106H136L133 102H132V105H133V107H134V105L136 106V107H138L137 109H139V110H137V109H135L136 111H139V114H138V112H135V111H131V109H134V108H132L131 107V109L129 110L128 109V111L133 115V112L136 114H138V116H140V118H139V121L140 120H145L146 122H143V123H147V121L149 122V123H147V124H149L147 127H145V128H143L142 129V127L141 128H139L138 126H137V128H134V127H136V126H133V127H130L131 126V123L129 122L130 121V117H132V116H130V114L128 113V111H126L123 107H124V104L127 102V101H125V99L127 98V97H129V98H133L132 96H135ZM142 95V96H141ZM144 95L145 96H148V97H144ZM159 95H162L160 98L158 97ZM176 95V96H175ZM183 95H184V99H183ZM187 95V96H186ZM194 94H192L191 96H193ZM198 95V94H197ZM202 95V96H201ZM204 95H206V96H204ZM213 95V96H212ZM218 95V96H217ZM228 95H230V96H228ZM240 95V96H239ZM259 95V96H258ZM260 95H262V96H260ZM18 96V97H17ZM24 96H26V97H24ZM28 96V97H27ZM39 96H41L40 98H38ZM91 96V97H90ZM94 96V97H93ZM98 96H100V97H98ZM103 96V97H102ZM117 96V97H116ZM121 97V99H122V97L123 98H125L124 100L122 99L121 101H120V103L118 102L120 99V97ZM124 96H126V97H124ZM164 96V97H163ZM191 96H189L190 98H191ZM195 96V98H196V95H194ZM193 96V97H194ZM222 96H223V99H221L222 98ZM237 96H238V98H237ZM253 96V98H251ZM254 96H257V97H259L261 100H260V102L257 100V99H259V98H257V97H254ZM4 97H9V98H7V100H6V98H4ZM12 97H14V99L12 98ZM33 98L35 101L34 102H36L35 104H34V102H33V100H31V99H29V98ZM46 97V98H45ZM47 97L48 98H50V99H53V100H49L48 101V99H47ZM97 97V98H96ZM108 97V98H107ZM112 99H110V98ZM117 99H119L117 102H116V100H115V98ZM136 97V96H135ZM143 97V98H142ZM158 97V98H157ZM166 97V98H165ZM168 97V98H167ZM174 97H175V99L176 100H174ZM178 97V98H177ZM192 97V98H193ZM198 97V96H197ZM199 97V98H200ZM204 97V98H203ZM205 97H208L207 99L209 100H207V99H205ZM211 97H213V98H211ZM218 97H219V99H218ZM221 97V98H220ZM232 97V98H231ZM3 98V99H2ZM11 98L13 99V100H11ZM21 98V99H20ZM23 98V99H22ZM35 98H37V100L35 99ZM43 98V99H42ZM71 98V99H70ZM81 98H82V100H81ZM87 98V99H86ZM95 98V99H94ZM105 98V99H104ZM107 98V99H106ZM145 98V99H144ZM170 98H172L173 99V101H172V99H170ZM190 98H189V100H187V101H185V103L186 102H188V106L187 105H184V106H186L185 107V109L186 110H188L187 108H189V103H190ZM191 98V99H192ZM227 98V99H226ZM229 98H230V100H229ZM257 98V99H256ZM9 99V100H8ZM19 99V100H18ZM27 99V100H26ZM29 99V100H28ZM55 99V100H54ZM79 99V100H78ZM84 99H85V101H84ZM91 99V100H90ZM103 99V100H102ZM110 99V100H109ZM141 99V100H140ZM155 99H157V100H155ZM167 101H166V100ZM170 99V100H169ZM177 99H181L180 101H178ZM225 99V100H224ZM11 100V101H10ZM16 100V101H15ZM24 100H26V104H24V102L23 101ZM32 102H31V101ZM43 101V102H40V101ZM45 100V101H44ZM47 100V101H46ZM58 100V101H57ZM77 101V102H75L74 103V101ZM93 100H95L96 102H97V100H99L98 101V103H96L95 101H93ZM107 100H109V102L110 103H113V104H109L108 103V101ZM148 100V102H146ZM150 100V101H149ZM205 100H207V102L205 101ZM215 101V104L213 103L214 101ZM249 100V101H248ZM252 100V101H251ZM14 101V102H13ZM28 101H30L29 102V104H27L28 103ZM53 101H55V102H53ZM71 101H73V102H71ZM86 101H87V103H86ZM88 101L90 102V105L89 106H86V104H89L88 103ZM93 101V102H92ZM103 101V102H102ZM106 101V102H105ZM113 101V102H112ZM122 101H124L125 103L123 104V103H121ZM140 101H142V102H140ZM143 101H145V102H143ZM152 101V102H151ZM153 101H154V103H156V104H154L153 103ZM155 101H157V102H155ZM158 101H160V102H158ZM162 101V102H161ZM166 101V102H165ZM175 101V102H174ZM178 101V102H177ZM193 101V100H192ZM192 101H191V103H192ZM195 101H198V105L200 106V104H199V100H198V98H197V100H195ZM193 102V103H196V102ZM213 101V102H212ZM223 103H222V102ZM226 101L228 102V103H226ZM252 102V104H253V102L255 101V104H256V102L258 101V103L257 104H259L258 106H257V104L256 105H252V107H251V105H249L248 104V106H247V103L246 102H248V103H250L251 104V102ZM263 101V102H262ZM18 102H20V103H18ZM23 102V103H22ZM37 102H38V104H37ZM45 102V103H44ZM46 102H47V104H46ZM50 102L52 103V104H50ZM60 104H59V103ZM71 104H70V103ZM80 103V104H77V103ZM174 102V103H173ZM205 104H204V103ZM233 102V103H232ZM240 102V103H239ZM244 102V103H243ZM13 103L15 104V105H13ZM17 103H18V105H17ZM23 105H22V104ZM46 104L45 105V107L44 106H42V104ZM65 103V104H64ZM74 105H73V104ZM83 105H82V104ZM102 104V107H101V104ZM114 103H116V104H114ZM169 103V106H170V104H172L173 105V107L174 106H176L175 108H173V107H171V108H169V106L168 105H165V104H168ZM176 103H177V105H176ZM178 103L180 104V105H178ZM184 103V104H185ZM207 103H209V105L207 104ZM216 103L218 104V108H216ZM235 103V104H234ZM260 103H261V106H262V108L261 107H259L260 106ZM21 104V105H20ZM32 104V105H31ZM34 104V105H33ZM56 104H58V105H61V106H58L57 107V105ZM67 104H69V105H67ZM85 104V105H84ZM107 104L108 105V107H106L105 105ZM123 104V106H121V105ZM128 103H126V105H127ZM146 105V107H145V105ZM151 104V105H150ZM163 105V106H161V105ZM175 104V105H174ZM212 104V105H211ZM224 104H226L225 106H224ZM230 104V105H229ZM6 105V106H5ZM12 105V106H11ZM18 106V108H17V106ZM20 105V106H19ZM26 105L27 106H29V107H27L26 108ZM36 105H37V108H36ZM71 105V106H70ZM92 105V106H91ZM99 105V106H98ZM125 105V107H127ZM141 107H140V106ZM142 105H144V106H142ZM153 105V106H152ZM171 105V106H172ZM191 105V107L193 108V109H191V107H190V109L188 110V111H191V115H190V117L196 112L195 110H196V108L194 109V107H198V105L197 106H194V105H196V104H190ZM194 107H193V106ZM215 105V106H214ZM221 105V106H220ZM232 105V106H231ZM238 105H240V106H238ZM243 105V106H242ZM4 106H5V108H4ZM13 106H15V107H13ZM23 106V107H22ZM33 106V107H32ZM42 108H41V107ZM51 106V108L54 106L55 107V109H56V107H57V109L56 110H60V109H62V108H67V109H63L64 110V112L62 111V110H60L61 112H60V114H58L59 112H56L55 110H54V108H52L51 110L49 109V107ZM65 106V107H64ZM85 106V107H84ZM129 106H130V104H129ZM127 107V108H130V107ZM152 106V107H151ZM159 106V109L158 110H154V109H157V107ZM161 106V107H160ZM165 106V107H164ZM166 106L168 107V110H167V108H166ZM177 106H180V107H177ZM212 109H210L209 107ZM227 106V107H226ZM233 106H235L236 108H234ZM255 107V109H253L254 107ZM258 107V109H260V110H258V109H256L257 107ZM10 107H11V110H10ZM14 109H13V108ZM26 109H28V110H26ZM31 107V108H30ZM43 107L45 108V109H47V111H44L45 109H43ZM104 107V109H102ZM114 107V108H113ZM145 107V109L143 110L142 108H144ZM150 109H148V108ZM153 107H156V108H153ZM164 107V108H163ZM213 107H215L216 108V110H218V113H215V112H217V111H215L214 109H213ZM223 108V107H225L224 108V110H222L221 108ZM245 107V108H244ZM9 108V109H8ZM73 108V109H72ZM84 108V109H83ZM86 108H88V110L86 109ZM101 108V109H100ZM105 108H106V110H105ZM108 108V109H107ZM110 108H112V109H110ZM117 108H119V109H117ZM123 108V109H122ZM153 108V109H152ZM166 108V109H165ZM184 108V107H183ZM239 108H243V110L242 109H240L239 110ZM4 109V110H3ZM50 110V112H49V110ZM81 109V110H80ZM83 109V110H82ZM141 109V110H140ZM164 109V110H163ZM175 109V110H174ZM179 109V110H180ZM185 109H184V112H186L185 111ZM210 109V110H209ZM230 109H234L233 111L232 110H230ZM249 109V110H248ZM10 110V113L8 112ZM13 110H14V113L16 114H14L13 113ZM17 110V111H16ZM19 110V111H18ZM23 110H25V112L23 111ZM35 110V111H34ZM41 110H43L44 112H42ZM71 111V110H73V111H71V113L73 112V113H75L76 112V110L78 111V112H76L75 114H76V117H75V115L72 113V115H74V117L68 112V111ZM89 112H87V111ZM107 110H110V111H107ZM117 112H116V111ZM148 112H147V111ZM161 111L162 110V112L166 115L170 110H172L171 112L172 113H174V114H172L173 115V117H172V120H169V124H168V122H166L168 125H166L165 126V124H164V127H163V129H162V127L161 128H157V126H156V128L155 127H153L154 129H152V126H150V124H151V120H155L154 118H156V116L157 115H159V114H162V112H158V111ZM167 110V111H166ZM228 110V111H227ZM249 112H248V111ZM255 110V111H254ZM257 110V111H256ZM23 111V112H22ZM29 113H27V112ZM30 111H32V112H30ZM51 111H53V112H51ZM55 111V112H54ZM65 111H67V112H65ZM123 111L124 113H121V112ZM140 111H143V112H140ZM153 112V115L151 114L152 112ZM156 111V112H155ZM164 111H166V112H164ZM208 111H209V113H208ZM220 111H221V113H220ZM225 111V112H224ZM227 111V112H226ZM230 111V112H229ZM241 112V118L239 117V112ZM246 111V112H245ZM3 112V113H2ZM63 112V113H62ZM106 112V113H105ZM110 114V112H111V114H110V116L108 115V113ZM114 112H116V113H114ZM120 112V113H119ZM127 112V113H126ZM145 112L147 113L146 115H145ZM151 112V113H150ZM155 112V113H154ZM183 112V111H182ZM183 112V113H184ZM194 112V113H193ZM224 112V113H223ZM256 112V113H255ZM262 114H261V113ZM8 113V114H7ZM13 113V115L15 116H12L11 114ZM20 113V114H19ZM23 113H25V114H23ZM40 115H39V114ZM45 113H48V114H50V115H52L53 117L51 118L52 120H54L55 119V116H56V119H58V122L56 123V121H55V123L54 122H52V120L50 119V117L51 116H49L48 115V118L46 117L47 116V114H45ZM56 113V115L54 116V114ZM64 113H67V115H68V118H67V116H66V114H64ZM88 113V114H87ZM99 113V114H98ZM141 113H144V114H141ZM149 113V114H148ZM170 113V112H169ZM168 113V114H169ZM187 113V112H186ZM211 113V114H210ZM212 113H213V115H212ZM231 113V114H230ZM235 113V114H234ZM239 113V114H238ZM249 113V114H248ZM10 114V115H9ZM18 114V115H17ZM35 114H37L38 116H36ZM70 114V115H69ZM92 114V115H91ZM125 114H126V116H125ZM134 114V115H135ZM150 114H151V116H150ZM155 114H157V115H155ZM171 114V113H170ZM216 114V115H215ZM225 114V115H224ZM247 114V115H246ZM6 115V116H5ZM21 115H22V118L21 119H19L20 117H21ZM31 115V116H30ZM91 117H90V116ZM118 115V116H117ZM120 115L122 116V117H120ZM130 117H129V116ZM133 115V116H134ZM142 115L144 116H146V117H150L149 119L148 118H146L145 116L142 118ZM148 115V116H147ZM172 115H170V116H172ZM210 115V116H209ZM231 115V116H230ZM236 116V118L237 117H239V118H235V116ZM243 115V116H242ZM253 115V116H252ZM263 115V116H262ZM5 116V117H4ZM20 116V117H19ZM23 116H26V118H27V120L25 119V117H23ZM34 116V117H33ZM42 116H44V118L42 117ZM58 116V117H57ZM61 116L62 117H64V118H61ZM153 116H155V117H153ZM167 116V115H166ZM176 116H178V115H176ZM216 116V117H215ZM223 116V117H222ZM234 116V117H233ZM250 116H251V118H250ZM258 118H260V119H258ZM3 117V118H2ZM11 117V118H10ZM14 117V118H13ZM32 117V118H31ZM38 119H37V118ZM66 117V118H65ZM71 117V118H70ZM78 117V118H77ZM108 117V118H107ZM115 117H116V119H115ZM126 117V118H125ZM189 117V116H188ZM194 117V115L191 117V118H193ZM210 117V118H209ZM216 119H215V118ZM231 117H233V118H231ZM7 120H6V119ZM9 118V119H8ZM30 118V119H29ZM54 118V119H53ZM73 118H75V120L73 119ZM81 118V119H80ZM152 118V119H151ZM171 118V117H170ZM201 118H203V120H204V118H206L204 121H202V119ZM211 118H213L214 119V121H213V119H211ZM228 118H231V119H228ZM244 118V119H243ZM246 118V119H245ZM250 120H249V119ZM10 119H12V120H10ZM19 120V122L20 123H18V120ZM24 119V120H23ZM50 119V120H49ZM61 119V120H60ZM64 119V120H63ZM65 119H66V121H65ZM73 119V120H72ZM79 119V121H77ZM98 119V120H97ZM103 119V120H102ZM108 119V120H107ZM121 119V120H120ZM127 119H129L128 121H125V120H127ZM175 119V120H174ZM209 119V120H208ZM235 119V120H234ZM242 121L243 123H241L240 121ZM255 121V122H253V120ZM6 120V121H5ZM10 120V121H9ZM83 122H82V121ZM96 120V121H95ZM116 120V121H115ZM124 121V123H123V121ZM150 120V121H149ZM175 122H174V121ZM176 120H178L177 121V123H176ZM187 120H189V122L187 121ZM192 120V121H191ZM194 120V121H193ZM198 120H201V121H198ZM223 120H225L226 122H224ZM237 120V121H236ZM243 120H248L247 122H245V121H243ZM24 121V122H23ZM26 121V122H25ZM32 121V122H31ZM33 121H34V123H33ZM40 121V122H39ZM49 121H50V123H49ZM59 121H60V123H59ZM65 121V122H64ZM81 121V122H80ZM90 121V122H89ZM104 121V122H103ZM110 121V122H109ZM119 121V122H118ZM121 121V122H120ZM172 121V122H171ZM219 121H220V126H219V124H217V122L219 123ZM233 121H234V124H233ZM251 121V123H249ZM4 122H6V124L4 123ZM8 122V123H7ZM12 122V123H11ZM13 122L15 123V124H13ZM23 124H22V123ZM47 122V123H46ZM73 122V123H72ZM77 122H79V124L77 123ZM95 122V123H94ZM100 122V123H99ZM116 122V123H115ZM141 122V121H140ZM189 124H188V123ZM191 122V123H190ZM193 122H197V123H193ZM198 122H199V124H198ZM203 123V124H201V123ZM208 122V123H207ZM240 122V123H239ZM10 123V124H9ZM38 123V124H37ZM49 123V124H48ZM52 123V124H51ZM69 125H68V124ZM81 123V124H80ZM82 123H84V124H82ZM89 123L92 125V127H90L89 126ZM143 123H141V124H143ZM154 123V122H153ZM171 123V124H170ZM173 123V124H172ZM209 123H211V124H209ZM236 123V124H235ZM260 123V124H259ZM263 123V124H262ZM3 124V125H2ZM5 124V125H4ZM19 124V125H18ZM25 124V125H24ZM41 124V125H40ZM56 124H57V126L58 127H60V128H62V129H59L57 126H56ZM59 124V125H58ZM66 124H67V126H66ZM73 124V125H72ZM78 126H77V125ZM86 124V126L84 127V125ZM119 124V125H118ZM125 126V129H123L124 127L122 126ZM124 124H126V125H124ZM130 124V125H129ZM133 124H134V121H133ZM147 124H145V126L147 125ZM175 124H177V126L175 125ZM195 124H197V125H195ZM215 125L214 127H213V125ZM226 126H225V125ZM232 125L233 126V128H232V126H230V125ZM241 124H242V126H241ZM248 124L250 125V126H252V127H250V126H248ZM16 125H18V126H16ZM20 125H21V128H20ZM23 125V126H22ZM27 125V126H26ZM31 125V126H30ZM48 125L50 126V127H48ZM54 126V128H53V126ZM60 125H62V126H60ZM65 125V126H64ZM80 125H83V126H81V127H83V128H81V127H79ZM88 125V126H87ZM129 125V126H128ZM136 125V124H135ZM170 125V126H169ZM200 125H201V129H200ZM205 125H207V126H205ZM227 125H229V127L227 126ZM247 125V126H246ZM258 125V126H257ZM259 125H261V126H259ZM3 126H5V127H3ZM8 126H10V127H12V128H10V127H8ZM24 126H26V127H24ZM29 126V127H28ZM150 126V128L148 129V127ZM170 127L171 129H169L168 127ZM176 126V128H174ZM179 126V127H178ZM182 126V125H181ZM189 126H190V128H193V126H195L194 127V130H195V132H194V130L193 129H190L189 128ZM198 126V127H197ZM203 126H205V127H203ZM222 126V128H219V127H221ZM241 126V128H239ZM15 127H17V130L15 129ZM48 127V128H47ZM56 127H57V129H56ZM70 127V128H69ZM72 127V128H71ZM78 127H79V129H78ZM89 127V128H88ZM109 127V128H108ZM122 127V128H121ZM130 127V128H129ZM143 127H144V124H143ZM165 127H166V130H165ZM197 127V128H196ZM260 127V128H259ZM24 128H26V129H24ZM50 128V129H49ZM65 128H66V130H65ZM74 128H77V129H74ZM108 128V129H107ZM173 128H174V130H173ZM206 128V129H205ZM210 130H209V129ZM218 128L219 129V131H218V129L216 130V129ZM225 128V129H224ZM229 128H230V130H229ZM245 128H248V129H250V130H248V129H245ZM3 131H2V130ZM11 129L14 131H11ZM127 129H128V131H127ZM130 129V130H129ZM132 129H133V131H132ZM137 130V132H139V133H137L135 130ZM145 129H147V131L145 130ZM156 129H158V130H156ZM167 129H169V130H171V131H169V130H167ZM177 129H179L180 131H179V133H177L178 132V130ZM183 129V130H182ZM188 129H189V131H188ZM198 129V130H197ZM202 129H205V130H202ZM213 129H214V131H213ZM222 129H224L223 131H222ZM233 129V130H232ZM234 129H235V131H234ZM243 129V130H242ZM253 129V130H252ZM262 129V130H261ZM18 130H19V132H18ZM23 130H25V132L23 131ZM30 130V131H29ZM41 131V133H43V132H45V133H43V134H41L40 132H35V131ZM51 130V131H50ZM53 130H54V132H53ZM62 130V133L60 132L59 133V131H61ZM66 132H65V131ZM75 130H76V132H75ZM111 130V131H110ZM141 132H140V131ZM145 130V131H144ZM148 130L149 131H151V132H148ZM156 130L157 132H155V133H153L154 131ZM209 130V131H208ZM215 130H216V132H215ZM226 130V131H225ZM228 130V131H227ZM245 130V131H244ZM246 130H248V131H246ZM5 131V132H4ZM31 133V136H30V134H28L29 132ZM32 131V132H31ZM48 131H50V132H52V133H50V132H48ZM58 131V133L62 136V137H64L62 134H64V132L65 133H69V134H65V137L66 138H69V140H65L64 138H62V137H60V138H62V139H64V141H65V145L63 144L64 143V141H61L62 139H60L59 140V136H57L58 135V133H55V132H57ZM78 131V132H77ZM82 131V135H80L81 132ZM106 131V132H105ZM159 131L161 132V133H159ZM168 131H169V133H168ZM183 133H182V132ZM199 132L200 131V133H202V134H200V133H197V132ZM238 133H240V134H238ZM244 133H243V132ZM250 131V132H249ZM10 133V134H12L13 133V136L12 135H8V133ZM24 132V133H23ZM27 132V133H26ZM33 132H34V135H33ZM47 132V133H46ZM95 132V133H94ZM119 132V133H118ZM130 132H132V134H129ZM133 132H135V133H137V134H135V133H133ZM144 132V134H142ZM186 132V133H185ZM205 132V133H204ZM209 132V133H208ZM219 132V133H218ZM231 132H232V135H230L231 134ZM235 132V133H234ZM247 132V133H246ZM252 132V133H251ZM18 133V135H22L23 136V141L25 140L26 142H29V143H26V142H20V141H22V136H21V138H20V136H18L19 137V139L17 138V136H16V134ZM76 133V134H75ZM80 133V134H79ZM107 133V134H106ZM125 133V134H124ZM127 133V134H126ZM151 133V134H150ZM158 133V134H157ZM162 133H164L163 135H162ZM175 134V136L173 137L172 135H174ZM190 133V134H189ZM213 133H215V134H213ZM230 133V134H229ZM233 133L235 134L234 136H233ZM249 133V134H248ZM37 134H38V136H37ZM46 134H48V135H46ZM52 134V135H51ZM56 134V135H55ZM74 134V135H73ZM109 134V135H108ZM117 134L119 135V137H117ZM139 134V135H138ZM142 134V135H141ZM147 134V135H146ZM167 134H168V136H167ZM192 134V135H191ZM204 134V135H203ZM220 134V135H219ZM236 134H237V136H236ZM245 134V135H244ZM248 134V135H247ZM25 135H28V136H26L25 137ZM36 135V136H35ZM50 135V136H49ZM68 137H67V136ZM102 135H103V137H102ZM111 135V136H110ZM113 135V136H112ZM116 135V136H115ZM121 135V136H120ZM127 135V136H126ZM129 135V136H128ZM132 135V136H131ZM135 135V136H134ZM171 135V136H170ZM185 136V137H183V136ZM187 135V136H186ZM190 135V137H188ZM195 135V136H194ZM199 135V136H198ZM210 135V136H209ZM211 135H212V137L214 138H216V137H219V138H217V139H213V138H211ZM215 135V136H214ZM219 135V136H218ZM229 135V137H231V138H229V140H228V142H227V140L225 141L224 140V138L225 139H227L226 137ZM7 136H11V138H9V137H7ZM32 136H34L33 138H32ZM42 136V137H41ZM43 136H45V137H43ZM57 136V137H56ZM72 136H73V138H75L76 136H78V137H76L74 140H76L75 142H74V144H73V142L72 141H74L73 140V138H72ZM87 137V138H83V137ZM92 136V137H91ZM97 136V137H96ZM105 136V137H104ZM122 136H123V138H122ZM144 136V137H143ZM161 136V137H160ZM165 136H166V138H165ZM179 138H178V137ZM181 136V137H180ZM197 136V137H196ZM206 137V138H203V137ZM242 136V137H241ZM243 136H244V138H243ZM29 137L30 138H32V140L33 141H31L30 139H29ZM37 137H40L39 138V140H41L43 143H45V145H41V143L42 142H40L39 140H36V139H38ZM50 137V138H49ZM115 137V138H114ZM117 137V138H116ZM170 137V138H169ZM176 137H177V139H176ZM210 137V138H209ZM235 137L237 138V139H235ZM240 137V138H239ZM13 138V139H12ZM26 138L28 139V141L26 140ZM47 138V140L46 141H48L49 143H47V142H45L44 140ZM49 138V139H48ZM52 138H58V141L56 140V141H54V139H52ZM81 138V139H80ZM90 138V139H89ZM98 138V139H97ZM99 138H101V139H99ZM104 138H105V141L106 142H104L103 140H104ZM112 138V139H111ZM119 138V139H118ZM135 138V139H134ZM142 138H144V139H142ZM151 138V139H150ZM163 138H164V140H163ZM242 138V139H241ZM6 140L5 141V143H3L4 142V140ZM12 139V140H11ZM15 139V140H14ZM21 139V140H20ZM52 139V141L50 142V140ZM77 139H79V141H77ZM84 141H83V140ZM87 139V140H86ZM97 140V141H93V140ZM113 139H115V140H113ZM121 139V140H120ZM124 139V140H123ZM169 139V140H168ZM174 140V142H173V140ZM199 139V140H198ZM220 139V140H219ZM223 139V140H222ZM231 139H233V140H231ZM240 139H241V141H240ZM243 139H244V141H243ZM258 139V140H257ZM7 140H8V142H7ZM18 140H19V142H18ZM30 140V141H29ZM100 140H101V142H100ZM157 140V141H156ZM168 140V141H167ZM185 140V141H184ZM201 142V144H199V142ZM203 140V141H202ZM17 141V142H16ZM35 141V142H34ZM61 141V143H58V142H60ZM66 141H68V143L66 142ZM70 141H71V143H70ZM86 141V143H84ZM90 141V142H89ZM103 141V142H102ZM112 141V142H111ZM114 141H116V142H114ZM149 141V142H148ZM153 143H152V142ZM161 141V142H160ZM163 141V142H162ZM167 141V142H166ZM192 141V142H191ZM196 141V142H195ZM205 141H206V143H207V145H206V143H205ZM211 143H210V142ZM213 141V142H212ZM223 143H222V142ZM2 142V143H1ZM11 142V143H10ZM14 142V143H13ZM35 144H34V143ZM56 142V143H55ZM158 142V143H157ZM172 142V143H171ZM194 142H195V144H194ZM216 142V143H215ZM250 142H252V143H250ZM7 143V145L9 146V148H8V146L7 145H5ZM17 143V144H16ZM22 143V144H21ZM38 143H39V146H38ZM42 143V144H43ZM51 143V144H50ZM79 143V144H78ZM99 145H98V144ZM126 143V144H125ZM155 143V144H154ZM190 143V144H189ZM193 144V146H192V144ZM222 143V144H221ZM226 143H227V145H226ZM32 144H34V145H32ZM55 145V147L57 148H55L56 150H54L55 152H52L53 150H50V149H52V148H54V146H52V145ZM57 144V145H56ZM67 144H68V146H67ZM74 145V147H73V145ZM82 144V145H81ZM105 144V145H104ZM131 144V145H130ZM138 144V145H137ZM168 144V145H167ZM181 146H180V145ZM198 144V145H197ZM218 144V145H219ZM12 145H13V148H11L12 147ZM20 145V146H19ZM21 145H22V147H23V150H22V147H21ZM25 145V146H24ZM27 145H29V146H27ZM33 147H32V146ZM43 146V147H41V146ZM47 145V146H46ZM49 145H51V147H48ZM58 145H62V147L61 146H59L58 147ZM111 145H112V147H111ZM175 145H177V146H175ZM201 147H200V146ZM217 145V146H218ZM243 145V146H244ZM259 145V146H258ZM11 146V147H10ZM17 146V147H16ZM28 148H27V147ZM65 146V147H64ZM67 146V147H66ZM136 146V147H135ZM171 146V147H170ZM196 146V147H195ZM204 146H206V147H204ZM216 146V147H217ZM242 146V145H241ZM252 148H251V147ZM32 148V150H35V151H32L31 150V148ZM38 147V148H37ZM69 147V148H68ZM167 147V148H166ZM169 147V148H168ZM195 147V148H194ZM199 147V148H198ZM247 147V148H246ZM255 149H254V148ZM18 149V150H20L21 149V151H19V154H20V156H19V154H18V151L17 150H15V149ZM37 148V149H36ZM40 148V149H39ZM50 148V149H49ZM113 148H115V149H113ZM134 148H135V150H134ZM148 148V149H147ZM192 148V149H191ZM200 148H201V150H200ZM207 148V149H206ZM212 148V147H211ZM215 148V147H214ZM213 148V149H214ZM231 148V149H232ZM249 148V149H248ZM13 149V150H12ZM42 149V150H41ZM44 149V150H43ZM47 149H49V151L47 150ZM62 149V150H61ZM114 151H113V150ZM165 149V150H164ZM188 149V150H187ZM192 151H191V150ZM196 149H198L199 150V152H198V150H196ZM217 149H218V147H217ZM260 149V150H259ZM2 150V151H1ZM25 150V151H24ZM28 150H29V152H28ZM58 150H59V153H58ZM63 151L62 153H61V151ZM115 150L116 151H118V152H115ZM138 152H137V151ZM205 150H207L205 153H204V151ZM247 150H249V151H247ZM259 150V151H258ZM13 151V152H12ZM24 151V152H23ZM39 151V152H38ZM44 151V152H43ZM121 151V152H120ZM140 151V152H139ZM146 151H147V153H146ZM163 151V152H162ZM203 151V152H202ZM8 154H7V153ZM17 152V153H16ZM34 152V153H33ZM37 152L39 153L38 155H37ZM47 154H46V153ZM52 154H50V153ZM56 152H57V154H59V155H57L56 154ZM120 152V153H119ZM123 152V153H122ZM124 152H126L125 154H124ZM133 152H137L136 154L135 153H133ZM155 152V153H154ZM157 152V153H156ZM257 152H259V154L257 153ZM14 153V154H13ZM36 153V154H35ZM45 155H48V156H45ZM109 153H110V155H109ZM112 153V154H111ZM117 153V154H116ZM127 153H128V155H127ZM244 153V154H245ZM248 153V154H247ZM13 154V155H12ZM35 154V157L33 156ZM56 154V155H55ZM115 154V155H114ZM120 154V155H119ZM124 154V155H123ZM132 154H134V155H132ZM185 154V155H184ZM191 154V155H190ZM204 154H206V155H204ZM264 154V152L262 153V155ZM9 157H7V156ZM14 155H16V157L14 156ZM18 155V156H17ZM42 155V156H41ZM112 155V156H111ZM120 156L119 157V159H118V156ZM127 155V156H126ZM132 155V156H131ZM180 155V156H179ZM197 155V156H196ZM243 155V154H242ZM260 155L258 156V157H260ZM13 156V157H12ZM37 156H39L40 158H38ZM45 156V157H44ZM100 156V157H99ZM109 158H108V157ZM116 156V158H113V157H115ZM121 156H122V158H121ZM187 156V157H186ZM189 156V157H188ZM191 156V157H190ZM177 157V158H176ZM183 157V158H182ZM203 157H205V158H203ZM17 158V159H16ZM19 158H20V161H21V163L20 162H18L19 161ZM111 158L114 160V162L111 164L110 162H112L113 160H111ZM176 158V159H175ZM185 162H183L181 159ZM195 158V159H194ZM200 158V159H199ZM11 159V160H10ZM25 159V160H24ZM36 159V160H35ZM44 159V160H43ZM110 160V162H109V160ZM117 159V160H116ZM121 159V160H120ZM169 159V160H168ZM202 159V160H201ZM203 159H205V160H203ZM259 159V158H258ZM18 160V161H17ZM36 162H38L39 160H40V162H44L45 161V163H41L40 164V162H38V163H36ZM53 160V161H52ZM120 160V161H119ZM176 160V161H175ZM201 161V163H200V161ZM255 160H257V159H255ZM254 160V162H256ZM2 161V162H1ZM5 161H7V162H5ZM12 161V162H11ZM15 161V163H13ZM187 161V162H186ZM243 161V160H242ZM258 161V160H257ZM34 162V163H33ZM119 162V163H118ZM122 162V163H121ZM165 162V163H164ZM197 162V163H196ZM199 162V163H198ZM244 162H245V159H244ZM15 164L14 166H16L15 168L13 167V164L12 165H10V164ZM17 163H19V164H17ZM25 163H26V165H25ZM31 163V164H30ZM33 163V164H32ZM37 165H36V164ZM167 163V164H166ZM177 163V164H176ZM183 163V164H182ZM186 163H188L187 165H186ZM195 163L197 164L196 166H195ZM35 164V166H34V169H32L33 168V165ZM53 164V165H52ZM110 164V165H109ZM154 164V165H153ZM164 164V165H163ZM165 164H166V166L168 167H166L165 166ZM194 164V165H193ZM201 164V165H202ZM204 164H206V163H204ZM203 164V165H204ZM8 165V166H7ZM20 166L19 168H18V166ZM38 165H40V166H38ZM44 167H43V166ZM128 165V166H127ZM182 165V166H181ZM189 165H191L190 166V168H192L191 170H193V171H191L190 170V172H188L189 171ZM203 165H202V167H203ZM5 166V167H4ZM22 166V167H21ZM43 168H42V167ZM110 166H111V168H110ZM151 166V167H150ZM153 166V167H152ZM160 167V168H158V172H157V167ZM163 166V167H162ZM172 166H173V168H172ZM181 166V167H180ZM185 167L186 169H185V171H186V174H185V171H184V169L182 168V167ZM192 166H194V167H192ZM206 166L207 165H204V167L206 168ZM24 167V168H23ZM27 167H29V168H27ZM37 169H36V168ZM42 168V169H40V168ZM51 167V168H50ZM164 167H166L167 169H165ZM174 167H176V168H174ZM188 167V168H187ZM201 167V168H202ZM54 168V169H53ZM58 168V169H57ZM106 168H108L107 170H106ZM151 168V169H150ZM156 168V169H155ZM181 168V169H180ZM203 169L202 168V170H207V169ZM9 169H7L8 170V174L10 173L9 172ZM20 169V170H19ZM23 169L25 170V171H23ZM38 170V172L36 171V170ZM106 171H105V170ZM110 169H114V171L113 172H111L112 170H110ZM171 169V170H170ZM175 169V170H174ZM176 169H179V171H176ZM183 169V170H182ZM196 169V170H195ZM240 169V168H239ZM235 169V170H238V171H235V172H233L232 174V176H234L235 174H237V172H238V175H239V173L241 174V173H243V169ZM244 169L246 170V167H244ZM17 170V171H16ZM31 170V172H29ZM35 171L34 173H33V171ZM152 170V171H151ZM165 170V171H164ZM202 170H199V171H201L200 173H202L203 174V176H204V173H206L205 171L203 172ZM27 171V172H26ZM52 173H51V172ZM164 172L163 174H162V172ZM168 171V172H167ZM177 173V174H179L178 176L179 177H183V179L186 181H183L182 182V178H179L176 174H173V173H175V172ZM182 171V172H181ZM194 171H195V173H194ZM199 171H198V173H199ZM242 171V172H241ZM7 171H5V173H6ZM110 172V173H109ZM119 172V173H118ZM160 172V173H159ZM1 173H0V175H1ZM23 173V174H22ZM29 173H30V175H32V176H30L29 175ZM107 173H109V176H108V174ZM158 173H159V175H158ZM169 173V174H168ZM181 173V174H180ZM184 173V174H183ZM194 175H193V174ZM235 173V174H234ZM7 174V173H6ZM6 174H5V177L4 178H6ZM11 174V173H10ZM35 174H37V175H35ZM63 174H65V176L63 175ZM107 175V176H105V175ZM112 174V175H111ZM120 174V175H119ZM158 176H157V175ZM162 174V175H161ZM166 174H168V175H166ZM183 174V175H182ZM209 175H210V173H208ZM208 174H206V175H208ZM3 176H4V174H2ZM21 175H22V177H21ZM39 175V176H38ZM67 175H68V178H67ZM155 175V176H154ZM160 175H161V177L162 176H164V177H160ZM170 175V176H169ZM172 175H174V176H172ZM181 175V176H180ZM198 175V174H197ZM205 175V176H206ZM213 175V174H212ZM3 176H0L1 178H3ZM70 176V177H69ZM72 176V177H71ZM112 176V177H111ZM171 177L170 179H169V177ZM185 176V177H184ZM188 176V177H187ZM199 176H201V175H199ZM198 176V178H197V176H196V178H197V180L200 178ZM214 176V175H213ZM213 176H211V177H213ZM231 176V177H232ZM243 176H244V174H243ZM242 176V177H243ZM8 177V176H7ZM38 177V178H37ZM61 177V178H60ZM103 177L104 178H106V179H103ZM108 177V178H107ZM120 177V178H119ZM152 177H153V179H152ZM157 177V178H156ZM159 177V178H158ZM172 177H173V179H172ZM234 177H236V176H234ZM242 177H240V175H239V177L238 178H242ZM13 178L11 179V181L13 180ZM19 178H18V180H19ZM64 178V179H63ZM75 178H77L78 180H77V182H75L76 181V179ZM157 180H155V179ZM177 178H179V179H177ZM191 178H193V179H191ZM208 178H210V177H207V180H208ZM8 179V178H7ZM9 179H10V177H9ZM34 180L33 182L34 183H32V182H30V181H32V180ZM38 179V180H37ZM71 179H72V181H71ZM117 179H119V180H117ZM162 179H163V181H162ZM168 179V181H170V182H166V180ZM188 179H189V181H188ZM206 179V178H205ZM17 180V181H18ZM62 180H64V181H62ZM69 180V181H68ZM113 180V182H111ZM124 181L125 183H126V185H128V186H126L125 185V183H121L122 181ZM142 180H145V182L147 181V183L146 184H142L143 182H142ZM150 180V181H149ZM154 180V181H153ZM172 180H173V182H172ZM176 180H178L179 181V183L181 184H183L184 185V187H182L178 182H176ZM197 180H196V182H197ZM242 180V179H241ZM66 181L68 182L67 184H69L70 182L72 183V184H74L73 185V187H75V188H73V187H71L72 186V184L70 183V185H68V186H70L71 188H73V189H70L68 186H67V188H66ZM115 181H116V184H117V182H118V185H111V184H114L115 183ZM121 181V182H120ZM141 181V182H140ZM160 181V182H159ZM164 181H165V183H171L169 186L167 185V184H164ZM181 181V182H180ZM13 182V181H12ZM56 182H59L58 183V185H57V183H56V186H54L55 185V183ZM62 182H64V184L62 183ZM139 184H138V183ZM150 182V183H149ZM151 182H152V184H151ZM175 182L177 183V184H175ZM192 182V183H193ZM18 183H19V181H18ZM17 183V184H18ZM22 182H20L19 184H21ZM36 183V184H35ZM52 183V184H51ZM173 183V184H172ZM186 183H187V185H186ZM191 183V184H192ZM195 183V182H194ZM193 183V184H194ZM239 184H241L240 182H238ZM32 184H34V186L32 185ZM50 184V185H49ZM110 184V185H109ZM120 184V185H119ZM138 184V185H137ZM142 184V185H141ZM151 184V185H150ZM158 184H159V186L160 187H162L161 185L162 184H164L163 185V187L160 189V187L158 186ZM161 184V185H160ZM174 184H175V186H174ZM36 185V186H35ZM39 185V186H38ZM109 185V186H108ZM123 185H125V186H123ZM147 185V186H146ZM19 186V185H18ZM32 186V190H31V187ZM58 186V187H57ZM80 186V187H79ZM105 186V187H104ZM112 186H114L113 188H115L114 190H113V188H112ZM119 186V187H118ZM121 186H123V187H121ZM143 186H145L146 187V189H145V191H147V192H145L144 191V189H143ZM150 186H152L153 187V190H152V187H150ZM155 186H156V188H155ZM158 186V187H157ZM168 186V187H167ZM178 186H181V190L182 189H184L185 187H187V188H185L184 189V193L180 190V187H178ZM191 186V185H190ZM4 187V186H3ZM3 187H1L0 188V190L3 188ZM20 188H21V185L19 186ZM38 187V188H37ZM100 187V188H99ZM102 187H104V188H102ZM110 188V190H112V192L109 190V188ZM134 187H136L135 189H134ZM141 187V188H140ZM144 187V188H145ZM150 187V188H149ZM192 187H194L193 185L191 186V188ZM7 187H4V191H1V192H5V191H7V189H6ZM39 188H40V190H39ZM52 188H54V189H52ZM105 188H106V191H105ZM107 188H108V190H107ZM121 188V189H120ZM131 189L132 190V192L130 191V190H128V191H126V190H124V189ZM135 190V191H133V189ZM150 190H149V189ZM165 188V189H164ZM196 188V187H195ZM19 189V188H18ZM71 190V191H69V190ZM101 189H103V190H101ZM120 189V190H119ZM140 189H141V191H140ZM160 189V190H159ZM164 189V190H163ZM31 190V191H30ZM37 191V193H41V195H40V193L39 194H37L36 193V191ZM53 190V191H52ZM81 190V191H80ZM98 190L100 191V192H98ZM117 190V191H116ZM119 190V191H118ZM126 191V192H124V191ZM138 190H139V193H141V194H143L142 196L143 197H148V199L146 198V200H145V198H141L140 196H141V194H139L138 193ZM156 190H158L159 192H161V193H158ZM163 190V191H162ZM33 191V192H32ZM51 191H52V193H51ZM67 191V192H66ZM74 191V192H73ZM77 191H79L80 192V194H78L79 192H77ZM83 191H86L87 192V194H86V192L84 193ZM92 191H95V193L93 194L92 193ZM116 193V194H113L114 192ZM129 191H130V194H129ZM142 191H144V193L142 192ZM157 192V194H161L160 195V197H158V196H156L155 197V195H157L155 192ZM178 191H180V192H178ZM32 193V195H31V193ZM72 192L73 193H75L73 196H72ZM83 193V195H82V193ZM88 192H89V194H88ZM102 192H104V193H102ZM105 192H106V194L107 195H105ZM119 193V195H118V193ZM122 194H121V193ZM135 192H136V195H137V197L138 198H136V196H135ZM187 192V193H186ZM27 193H29L28 195H27ZM37 194V196H38V200H41L42 199V197H43V199L42 200H44V202H42V200H41V202H39L38 200H36L37 199V196H36V198H34L35 197V195ZM96 193H98L97 195H95ZM109 193V194H108ZM151 194V195H149V194ZM155 193V194H154ZM186 193V194H185ZM4 194H6V192L4 193ZM35 194V195H34ZM70 194H71V197H70ZM85 194H86V196L87 197H85ZM91 194V195H90ZM92 194H93V196H92ZM125 196H124V195ZM128 194V195H127ZM132 194H134V196L132 195ZM148 194V195H147ZM172 194V193H171ZM183 194V195H182ZM2 195V194H1ZM8 195V197L10 196V195H13V194H7ZM34 195V196H33ZM51 195H53L51 198L49 197V196H51ZM56 197H55V196ZM69 195V196H68ZM79 195H81L82 197H85V198H81V196H79ZM90 195V196H89ZM95 195V196H94ZM99 195V196H98ZM102 195V196H101ZM103 195L105 196V197H107L106 199H105V197H104V199H105V201H103L104 199H102L103 198ZM117 196L116 197V199L117 200H120V198H124L123 200H121V201H119V203H117L118 201H114V200H116V199H113L114 198V196ZM120 195H121V197H120ZM131 195H132V197H133V199H132V197H131ZM140 195V196H139ZM147 195V196H146ZM153 195H154V197H153ZM164 195H165V193L162 195V198L164 197ZM169 195V196H168ZM26 196V197H25ZM32 196H33V198H32ZM80 197V199H81V201H80V199H79V197ZM92 196V197H91ZM129 196V197H128ZM151 196V197H150ZM167 196L169 197V198H171L170 197V194H167ZM187 196V198H186V200H187V202L189 201L188 199H189V197ZM3 197H4V195H3ZM6 197V196H5ZM25 197V198H24ZM70 199H68V198ZM99 197V198H98ZM135 197V198H134ZM153 197V198H152ZM7 198V197H6ZM5 198V199H6ZM22 198V197H21ZM21 198L19 197V199L21 200ZM65 198H66V200H68V202L65 200ZM74 198H76V199H74ZM87 198H89V199H87ZM93 198V199H92ZM126 198H128L129 200V202L127 201V199ZM149 198H151L152 199V202H151V199H150V201H149V203L151 202V204H148V200H149ZM262 198V197H261ZM33 199H35V200H33ZM48 199V200H47ZM53 199H55V200H53ZM63 201H62V200ZM87 199V200H86ZM92 199V200H91ZM97 199H94L96 202L98 201ZM131 199V200H130ZM135 199H141L142 200V202H140V200L139 201H136ZM143 199H144V201H143ZM166 199V198H165ZM164 199V200H165ZM168 199V198H167ZM180 199V198H179ZM50 200V201H49ZM52 200V201H51ZM56 200H60V202L62 203H60L59 201H58V203H57V201ZM85 201L84 203L82 202V201ZM89 200V201H88ZM94 200H93V203H94ZM124 200H126L127 202H125ZM157 200V199H156ZM171 200H173V199H171ZM169 201V199L168 200H166V202L167 201H169V203H171L172 201ZM184 200L185 199H183L182 201L184 202ZM33 201H34V204H33ZM36 201V202H35ZM47 201H49L48 203H47ZM69 201H70V203H72V205H70V203H69ZM72 201V202H71ZM74 201V202H73ZM76 201V202H75ZM77 201H79L78 202V204H79V206H78V204H76L77 203ZM134 201V202H133ZM135 201H136V203H138V204H136L135 203ZM146 201H147V204H148V206L150 205V207L148 208V206H147V204H145L146 203ZM181 201V202H182ZM26 202H28L27 204H26ZM39 202V203H38ZM47 204H46V203ZM51 202H53L52 203V205H50V203ZM56 202V203H55ZM65 202V203H64ZM81 202H82V206H83V204H84V206H83V208L82 207H80L81 206ZM100 202L98 203V204H100ZM115 202V203H114ZM121 202H124V203H121ZM134 203V204H136V205H132V203ZM182 202V203H183ZM187 202H185V203H187ZM258 202H260V200L258 201ZM262 202H263V199H262ZM262 202H260V203H262ZM40 203H42V204H40ZM75 203V204H74ZM109 203V204H108ZM120 203H121V205L122 206H120ZM125 203H127V205H125L124 206V204ZM141 203V204H140ZM145 204L144 206L146 207H144L143 206V204ZM154 203H156V202H154ZM164 203V202H163ZM168 203V202H167ZM165 204L166 205V209H164L165 211H170L171 212V214L169 213V215H171V216H169L168 215V211H167V213L164 211V210H162V211H164L163 213H165V215L167 216L166 218L168 219V217H171L172 218V220L171 219H168L170 222H172V223H175V225H173V226H176V221L178 220V223H179V225H180V227H178V226H176L175 227V231H173L174 229H173V226L172 225H170V223H167L168 224V226H167V224L165 223V222H162L164 219L166 220V218H162V217H165V215H163V213H161L162 215V224L163 223H165V224H163V227L161 226V225H158V226H161V229L160 230H158L157 228H156V226H157V224L154 226V224H153V228L155 227L156 229L154 230V231H156V233H157V231H159L160 232V236H161V234L165 231V230H167V228H169L170 226L172 227V229H170L169 228V232H171L172 234H170L169 235V237H168V239L171 237V235L172 236H174V239H175V233H176V236H177V233H179V235H180V237H181V235L182 234H184L188 229H189V234H191V230H192V228L193 227H195L194 229H195V231H194V233L196 232H198V231H200V227L199 226H204V225H201V224H203L204 223V221L207 219V216L205 217V215H204V217H205V219H203L202 218V220H204L203 222H200V218L198 219V217L200 216V217H202L200 214H197L198 216L197 217H194V218H197V219H191L192 221H190V223H191V230H190V224L188 223L189 222V220H188V218L189 217H187L188 216V214H190V215H192L193 216V214L196 212H198L199 210H195L194 211V213L193 214H191L190 212L192 211V210H190L189 211V213L187 212V216L185 217L184 215V218H183V220H182V216L180 215H178V218H180L181 217V220L183 221H181L180 220V222H181V224H180V222H179V219L177 218L176 220L175 219H173V215H177V213L176 214H174L173 212V208H174V205L176 206V207H178L179 205H181V204H179V203H171V204H173V206L172 207H170V205L169 204ZM185 203H183V206H185ZM189 203H190V201H189ZM189 203H188V205H189ZM259 203V204H260ZM264 203V202H263ZM20 204L18 205L17 204V206L20 208ZM28 206H26V205ZM29 204V205H28ZM30 204H32V205H30ZM38 206H37V205ZM45 206H44V205ZM50 206H49V205ZM53 204H54V206H53ZM62 205V207H61V205ZM97 204V205H98ZM105 204H103V205H105ZM117 204V205H116ZM128 204H131V205H128ZM34 205H36V207L34 206ZM43 205V206H42ZM46 205H48V206H46ZM77 205V206H76ZM94 205H96V203L94 204ZM105 205V206H106ZM114 205H116L117 207H114ZM139 205H142L143 206V208L141 209V207L142 206H139ZM167 205H169V207L172 209V210H170V209H168V206ZM188 205H186V206H188ZM264 205V204H263ZM29 206H32V207H29ZM42 206V207H41ZM58 206H59V208H58ZM76 207L77 209H73L72 207ZM126 206H128V207H126ZM131 208H130V207ZM138 208H137V207ZM183 206H179V208H181V207H183ZM17 207V208H18ZM39 207V208H38ZM45 207V208H44ZM47 207L49 208L48 209V211L49 210H52V211H49V212H47ZM56 207V208H55ZM63 207H64V209H63ZM68 207V208H67ZM74 207V208H75ZM78 207H80V208H78ZM89 207V209H87V208ZM92 208H93V205L91 206ZM108 207V208H109ZM121 207H122V209H121ZM136 207V208H135ZM13 208V209H14ZM18 208V209H19ZM32 208V209H31ZM33 208L36 210H33ZM51 208V209H50ZM64 210H62V209ZM103 207H100L99 208V210L100 209H102ZM116 208L118 209V210H116ZM132 208H135V210H136V212H135V210L133 209L132 210ZM148 208V209H147ZM156 208V207H155ZM185 208V207H184ZM188 208V207H187ZM187 208H186V211H187ZM21 209V208H20ZM38 209H40V210H38ZM45 209V210H44ZM53 209H54V211H53ZM58 209V210H57ZM70 209H72V210H75L74 212H72V210H70ZM79 209V210H78ZM84 209H86V210H84ZM104 209L106 210L107 208H105L104 207ZM110 209V208H109ZM108 209V210H109ZM143 209H145V210H143ZM153 209H151V210H153ZM15 210V209H14ZM65 210H67V211H65ZM76 210H78L77 212H76ZM104 210V211H105ZM120 210V211H119ZM122 210V211H121ZM124 210V211H123ZM140 210H143L142 212L140 211ZM150 210V211H151ZM155 210V209H154ZM182 210H183V208H182ZM189 210V209H188ZM194 210V209H193ZM4 211V210H3ZM36 212L35 214L33 213V212ZM38 211H40V212H38ZM43 211V212H42ZM56 211H55V213H56ZM61 211V212H60ZM69 211H71L73 214H74V218H73V215H72V213L70 212V215L68 214V212ZM85 211H88L89 212V214H88V212H86L85 213ZM137 211H140V212H137ZM161 211V210H160ZM161 211V212H162ZM179 211H181V210H179ZM184 211H185V209H184ZM39 214H38V213ZM67 212V213H66ZM83 212V213H82ZM91 212H92V209H91ZM100 211H97V214L99 213ZM102 212V211H101ZM122 212V213H121ZM127 215L128 214V216H125V214ZM133 212V213H132ZM154 212V211H153ZM153 212H150V213H153ZM157 213V215H158V213H159V211H156ZM26 213V214H25ZM55 213H54V215L53 216H56L55 215ZM66 213V214H65ZM119 213H121L122 214V216H121V218L119 219ZM134 213H136L135 215H133ZM137 213H140V215H138ZM141 213L142 214H146V213H148L149 215L147 216V214H146V216L144 217L143 216V218H140V217H142L141 216ZM195 213V214H196ZM198 213H201V212H198ZM3 214V215H2ZM13 214H15V215H13ZM17 214H19V215H21V217L20 216H17ZM87 214V215H86ZM124 214V215H123ZM130 214V215H129ZM160 214V213H159ZM173 214V215H172ZM180 214V213H179ZM202 214H204V213H202ZM212 214V213H211ZM35 215V216H34ZM51 217H50V216ZM67 215L68 217H71V218H68V217H66L65 218V216ZM75 215H76V217H75ZM78 215H79V218H80V220H79V218H78ZM85 215H86V217L87 218H85L84 219V217H85ZM131 215L134 217V216H136V217H134L133 218V220L135 219L136 221H131V219H132V217H131ZM229 215V214H228ZM237 215V214H236ZM23 216V217H22ZM32 216H34V217H32ZM38 216V218H36ZM48 216V217H47ZM81 216V217H80ZM82 216H84V217H82ZM137 216H139V218L137 217ZM232 216H235V215H233L232 214ZM17 217H19V219L17 218ZM40 217V220L42 219ZM47 217V218H46ZM149 217H151V216H149ZM155 217V219L153 220V218ZM158 218H160L159 216H157ZM6 218H5V220H6ZM127 218V219H126ZM130 218V219H129ZM157 218V219H158ZM160 218V219H161ZM191 218V217H190ZM10 219H8L7 218V220H10ZM14 219H12V221H14ZM29 219H32V221H30ZM54 219H55V217H54ZM57 219V220H58ZM77 219V220H76ZM81 219H84L83 220V222L81 223V222H79V221H81ZM129 219V220H128ZM138 219L140 220V222H138ZM150 219L152 220V222H154L155 220H156V215L154 216V213H153V216L151 217V218H149V222L150 223H152L151 221H150ZM160 219H159V221H160ZM188 220V222L186 221H184V220ZM27 220H29V221H27ZM49 220V221H50ZM79 220V221H78ZM86 220V221H85ZM107 220V221H106ZM110 220H113V221H115V222H113V221H111L110 222ZM143 220H142V223H144L143 222ZM146 220H148V218L146 219ZM167 220V221H168ZM173 220L175 221V222H173ZM199 221L198 223H199V228L196 226L197 225V223L195 222V221ZM208 221H209V219H207ZM207 220L205 221V222H207ZM16 221V220H15ZM46 221V220H45ZM67 221V220H66ZM65 221V222H66ZM73 221H70L71 223H73ZM102 221V222H101ZM105 221L107 222V223H105ZM117 221V222H116ZM126 221H124V222H126ZM168 221V222H169ZM54 222V221H53ZM60 222V221H59ZM63 221H61V223H62ZM69 222V221H68ZM68 222H66V223H64L63 222V224H67L68 226H69V228L71 227V225L72 224H69ZM86 222V223H85ZM87 222H88V226L86 225L87 224ZM90 222V223H89ZM137 222V223H136ZM148 222V221H147ZM155 222H157V220L155 221ZM160 222V223H161ZM195 222V224H194V226H193V224L192 223H194ZM212 222V221H211ZM214 222V221H213ZM22 223H25V221L24 222H22ZM54 223H56V220H55V222ZM107 224V225H105V224ZM146 223V222H145ZM144 223V224H145ZM159 222H158V224H160ZM171 223V224H172ZM239 223V222H238ZM26 224V223H25ZM110 224V225H109ZM133 224L131 225L132 226V228L133 229H136L137 230V232L139 231L138 229L141 227V225H137L136 226V228L135 227H133ZM144 224H142V225H144ZM189 224V225H188ZM207 224V223H206ZM205 224V225H206ZM211 224H213V226H214V223H211ZM210 224V225H211ZM82 225V226H81ZM87 227H86V226ZM104 225V226H103ZM182 225L183 226H185L184 227V230H183V228H182ZM208 225V224H207ZM209 225V226H210ZM240 225V227H241V229L243 228V227H245V225H244V223H243V225L244 226H241L242 224L240 223L239 224ZM92 226H93V224H92ZM91 226V227H92ZM100 226H98V227H95L96 228V231L98 230V232H100V231H103V229H102V227H101V230L99 231V228H100ZM115 226V227H114ZM131 226H129V227H131ZM144 226H146V224L144 225ZM144 226H143V228L142 229H145V230H147L148 228H147V226H149V229L148 230H150V227L152 228V225L150 224H148L145 228H144ZM167 226V227H166ZM187 226H189L188 228H187ZM212 226V225H211ZM113 227V228H112ZM116 227V228H117ZM177 227H178V230H179V232H178V230H176L177 229ZM197 227V228H196ZM207 227V226H206ZM239 227V228H240ZM72 228V229H73ZM84 228V229H83ZM93 228V227H92ZM91 228V229H92ZM122 228H124V226L122 227ZM121 228V229H122ZM182 228V232L180 233V229ZM186 228V229H185ZM205 228V227H204ZM208 228V227H207ZM211 228H213V227H211ZM210 228V229H211ZM83 231H82V230ZM88 229V230H89ZM89 230L90 231V234H92V237H90V239L89 240H86L85 239V242H86V244L85 243H82V242H84V241H82L81 242V244H79L77 241H76V244L78 243L79 244V247H77L78 246V244H77V246H76V249H75V251L77 250V248H79L78 250H77V252H76V255H75V257H74V254H75V252H74V254H73V259H75L73 262H75V264H91V263H89V262H91V261H93V259H94V257L95 256H92L91 255V253H93V251L92 252H90L89 250H92L91 249V247H92V245H90V244H92V243H94V242H92V241H95V239H97V238H99V236H98V233H97V235H95V236H97V237H95V238H93L94 237V235H93V233H91V231L93 232V230ZM118 229H120V228H118ZM117 229V230H118ZM121 229L120 230H118V231H120V232H118L117 230H116V233L118 232L119 234H120V236L117 234H115L114 233V231H111V232H113L112 234H111V236H112V242H111V244L113 243V241H114V243H113V245L115 246V242H117V241H115V240H118V239H116L117 237L118 238H120L121 239V237H123L122 239H124L126 236L124 235V232H123V230H122V232H121ZM163 229H164V231H163ZM199 229V230H198ZM202 229V228H201ZM85 230H86V233H85ZM145 230H142L141 231V229H140V232H143V231H145ZM207 229H204V231L205 232H203L202 230V232H203V234L205 233H207V231H206ZM212 230V229H211ZM211 230H209L208 229V234H210L209 233V231H211ZM74 231V230H73ZM76 231V230H75ZM151 231V233H153L152 231V229L150 230ZM161 231H162V233H161ZM77 232V231H76ZM78 232V233H79ZM82 232H83V234H82ZM109 232V231H108ZM146 232V231H145ZM147 232H149V231H147ZM165 232H168V230L167 231H165ZM168 232V233H169ZM202 232H201V234H202ZM77 233V236L79 235ZM89 233V232H88ZM102 233H104V235L105 236H102ZM135 233H136V231H135ZM139 233V232H138ZM167 233V234H168ZM187 233V232H186ZM185 233V234H186ZM195 233V235L197 236L198 235V233L196 234ZM211 233H214V231L212 230L211 231ZM107 234H109V235H107ZM113 234L114 235H116V238H115V236L113 237ZM121 234H122V236H121ZM126 234V233H125ZM143 234V233H139V236L141 237V235ZM148 234V233H147ZM146 233H145V235L143 234V237L144 236H146L147 235ZM158 234V233H157ZM156 234V236H159V234L157 235ZM184 234V236H186V237H184V239H183V237H182V240H181V238L180 239H177V237H176V240H178V241H187V239H188V241H189V239H190V242H191V240L193 239V240H195L196 238H198V237H193L192 239L189 237V238H187V235H188V233L185 235ZM202 234V235H203ZM204 234V235H205ZM208 234H206V235H208ZM83 235V236H82ZM150 235H155V233L154 234H150L149 233V237L151 238V236ZM163 235V239H164V242H165V245H166V243L168 242V245L166 246V248H165V246H164V248L165 249H167L168 248V250H170V245L172 244V243H169V242H171V238H170V240L168 241L166 238H167V236H165V234L163 233L162 234ZM192 235V234H191ZM203 235V238H201V239H199V242H200V240L202 241V243L200 242V243H198V246L199 247H201V249L198 247V248H195V246L197 245V244H194L193 246H189L190 247V249L188 248V249H186V250H188V252H186V253H188V257H191L190 258V260H189V258H187L186 256H187V254L185 253H182V256L184 255V257H181V256H179V259H181V260H179V261H182L183 260V262H182V264H202L201 263V261H198L199 259H196V258H198L199 256H198V253L199 252H201L202 251V244L204 245L205 244V242H204V240H202V239H205V241H210L211 243H212V241H213V244H217L216 246L215 245H213V244H210V243H207V245H209L210 244V247H216V248H213V250L215 249V251H217V249H219V250H222L224 247H226L227 245H224V243L226 242H224L223 241V239H222V237L220 238V236L216 239V237H217V234H213L212 236L210 235V238L212 237V239H210L209 240V238L208 237H206L208 240H206V238H204L205 236ZM91 236V235H90ZM107 236V237H106ZM132 236V238L134 237L135 238V242H140V241H138L139 239H137L135 236H133V235H131ZM131 236H129V238L128 237H126L127 238V243L129 244V242H131V241H128V239H130V237ZM136 236H138V234H136ZM159 236V237H160ZM164 236H165V238H164ZM189 236V235H188ZM193 236V235H192ZM199 236H200V234H199ZM215 236V237H214ZM214 237V238H213ZM94 240H93V239ZM104 238V239H103ZM107 238V239H106ZM114 238V239H113ZM126 238H125V240H126ZM131 238V239H132ZM133 238V239H134ZM142 238V237H141ZM149 238V239H150ZM185 238H187L186 240H185ZM119 239V240H120ZM122 239L120 240L122 243H123V241H122ZM130 239V240H131ZM137 239V240H136ZM144 239V238H143ZM148 239V240H149ZM159 239V241H160V239L162 240V238H158ZM172 240V242H174V244H177L178 245V241H175V240ZM214 239L215 240H217V241H214ZM221 239H222V243H223V245H222V243H220L219 244V242L218 241H221ZM99 240V243L101 242L100 241V238L98 239ZM98 240H96V241H98ZM109 240V241H108ZM125 240H124V242H125ZM146 240V241H145ZM197 240V239H196ZM96 241H95V243H94V245H95V247H97L98 248V245L99 244H97L96 243ZM154 241V240H153ZM152 241V244H150L151 243V241H150V246L151 245H155V243L156 242H158V241H154L153 242ZM167 241V242H166ZM184 242V244L182 245V247L183 246H186V247H188V245H191V243L190 242ZM92 242V243H91ZM121 242H118V243H121ZM135 242H132V246H133V244L135 245ZM146 242V243H145ZM147 242H149V241H147V237H146V239H144V243L145 244H147ZM161 242H163V240L162 241H160V243ZM176 242V243H175ZM198 242V241H197ZM204 242V243H203ZM215 242V243H214ZM87 243H90V244H88L87 245ZM118 243H116L117 244V246H115V247H117V248H119L118 247ZM143 242H142V239H141V243L140 244H144ZM154 243V244H153ZM194 243V241H192V244ZM102 244H100V247L102 248ZM126 244V243H125ZM139 244V245H140ZM185 244H188V245H185ZM200 244V245H199ZM94 245H93V247H94ZM113 245H111V246H113ZM136 245L137 246H139L137 243H136ZM134 246L133 248H136V249H133V250H135V251H133V253H135L136 251L140 254V248L139 247H137V246ZM159 245V244H158ZM162 245V244H161ZM160 245V246H161ZM163 245H164V243H163ZM162 245V246H163ZM212 245V246H211ZM222 245V246H221ZM81 246V247H80ZM91 246V247H90ZM107 246H108V248H107ZM107 246H104V248H105V253H103V254H101V255H99L100 253H102V252H104L103 251V248H102V250H101V248L99 247L98 249L99 250H101L100 251V253H99V250H97V255H96V253H95V255H96V257H95V259L94 260H96L99 256H101V257H107V256H109V257H107V259H110L111 260V262H112V260L114 261L113 262V264L118 260V258L121 260L122 258V253H121V249H120V252L119 251H117V249H115V248H113L115 251H117V252H119V253H116L117 255H120V256H117V258L115 259V253H114V251H111V253L115 256H113L114 258H112V254L111 253H109L110 251H109V247H110V250L112 249L111 248V246H109L108 244H107ZM131 246V247H132ZM146 246H148V244L146 245ZM156 246V245H155ZM173 246H175V245H173ZM180 246V245H179ZM178 246V247H179ZM205 246H206V244H205ZM204 246V247H205ZM218 246V247H217ZM221 246V248H219ZM224 246V247H223ZM131 247H129L130 249H127V250H131L132 251V249H131ZM153 247V246H152ZM176 247V249L178 248L177 246H175ZM175 247L173 248L172 246H171V249L172 250H170V251H173V249L176 251V249H175ZM181 247V246H180ZM186 247H184V248H186ZM192 247H193V249H194V251L192 250ZM197 247V246H196ZM203 247V248H204ZM209 247V248H210ZM223 247V248H222ZM80 248H82V249H80ZM89 248V249H88ZM96 248V249H97ZM125 248V247H124ZM123 248V249H124ZM127 248H128V246H127ZM160 248V247H159ZM163 247H161L160 249H162ZM163 248V250H165ZM184 248H182V249H184ZM112 249V250H113ZM139 249V250H138ZM147 249H148V247H147ZM150 249V248H149ZM181 249V248H180ZM179 249V250H180ZM180 250V251H176L175 253H181L182 251L183 252H185L184 250ZM197 249H200V250H198V251H195V250H197ZM211 249V248H210ZM25 250V249H24ZM125 250V249H124ZM159 250V249H158ZM168 250H167V252H168ZM189 250H191V251H193V252H198L197 254H194L193 252H189ZM218 250V251H219ZM15 251V250H14ZM18 251L20 252V249H18ZM18 251H17V254L20 256V258H26V257H22L21 255H23L22 253L20 254V253H18ZM82 252V255H81V252ZM94 251H96V250H94ZM126 251V250H125ZM130 251V252H131ZM226 251V252H225ZM225 251H223L222 250V252L224 253V255H226L227 257L230 255L229 253L230 252H228L227 250H225ZM16 252V251H15ZM26 252H28V251H26ZM60 252H61V250H60ZM86 252H88V253H90V256L91 257H93V258H89V254L87 253V255H86ZM130 252H128L127 251V253L126 252H124L125 253V255L124 256H127V254H129V256L128 257H130V260L129 261H131V259L133 260V262H134V259H136L137 258V256H139L138 254H137V252L135 253V254H133L132 253V255L133 256H135V257H133L132 255L130 256ZM148 252H149V250H148ZM155 253L157 252L156 250L154 251ZM163 252V251H162ZM166 252V253H167ZM221 252V251H220ZM99 253V254H98ZM109 253V255H107ZM121 253V254H120ZM123 253V254H124ZM150 254H151V252H149ZM158 253V252H157ZM157 253L155 254L156 256H158V255H160V254H158L157 255ZM164 253V252H163ZM163 253H161V254H163ZM191 253H193V255H191L190 256V254ZM203 252H201V253H199V254H202ZM28 253H25V256L27 255ZM228 254V255H227ZM17 255V257H19ZM31 254H29L28 256H30ZM99 255V256H98ZM106 255V256H105ZM141 255V254H140ZM143 256H139V257H144L145 259H147L146 257H147V254L145 253H143L142 254ZM144 255H146V257L144 256ZM152 255V254H151ZM181 255V254H180ZM24 256V255H23ZM34 258V261H32L33 260V258ZM30 256V260L32 261H28V258L27 259H24V260H26V261H28V264H32L33 262H34V264H36L35 263V255H31ZM86 256V257H85ZM98 256V257H97ZM124 256H123V258H124ZM154 256V255H153ZM195 256H197V257H195ZM248 256V255H247ZM79 257H81V258H79ZM84 257H85V259H84ZM124 258V259H127V261H128V259L129 258ZM137 258L138 259V261H140L139 259L140 258ZM244 257H246V256H244ZM249 257V256H248ZM250 257H251V255H250ZM252 257H254L253 255H252ZM39 258H41V257H38L37 256V259H39ZM76 258H79V260L77 261L76 260ZM144 258L142 259V262H144L145 261V263H146V261L147 260H144ZM152 258V257H151ZM187 258V259H186ZM43 259V258H42ZM42 259L40 260V261H42ZM48 259H52V258H48ZM88 259V260H87ZM103 259H105V258H103ZM107 259H105V260H102V258H101V262L99 263V262H97L98 261V259L96 260V263H98V264H102L103 263V261L105 262V263H103V264H110L111 262H110V260H109V262H108V260ZM148 259H149V256H148ZM160 258H157L156 259V257L153 259V263H156V264H158L157 262H154V260H159ZM192 259V260H191ZM245 259V258H244ZM249 259H251V260H253L252 258H248V260ZM44 260V259H43ZM84 260V261H83ZM90 260V261H89ZM150 260V259H149ZM147 261L148 263L147 264H150V263H152V259H151V261ZM197 260V261H196ZM247 260V259H246ZM255 260H256V258H254V260L251 262L250 260V262H251V264H258V262H259V264L261 263V260H256V262H255ZM39 261V262H40ZM79 261H81V262H79ZM100 261V260H99ZM107 261V262H106ZM160 261V262H159ZM158 262H159V264H161V260H159ZM187 261V262H186ZM18 262V261H17ZM20 262V261H19ZM18 262V263H19ZM25 262V261H24ZM29 262H31V263H29ZM37 262V264H38V260L36 261ZM43 262V261H42ZM42 262L41 263H39V264H42ZM77 262V263H76ZM84 262V263H83ZM87 262V263H86ZM94 262V261H93ZM117 262H120V261H117ZM117 262L115 263V264H117ZM124 262H125V260H124ZM253 262H255V263H253ZM23 263V262H22ZM44 263H45V260H44ZM43 263V264H44ZM95 263V262H94ZM121 263H123V260H121ZM120 263V264H121ZM136 263H137V261H136ZM152 263V264H153ZM179 263H181V262H179ZM244 264H245V262H243ZM242 263V264H243ZM247 263L249 264V262L247 261ZM246 263V264H247ZM263 263V262H262ZM261 263V264H262ZM25 264H27V262H25ZM125 264H127V262L125 263ZM128 264H131V263H128ZM133 264V263H132ZM138 264V263H137ZM139 264H140V262H139ZM142 264V263H141ZM144 264V263H143ZM163 264V263H162ZM239 264V263H238ZM264 264V263H263Z\"/></svg>",
  "mask_w": 264,
  "mask_h": 264
},
{
  "label": "bare ground",
  "instance_id": "obj_2",
  "mask_svg": "<svg viewBox=\"0 0 264 264\" xmlns=\"http://www.w3.org/2000/svg\"><path fill=\"white\" fill-rule=\"evenodd\" d=\"M94 1H96V0H94ZM93 0H0V91H1V89L3 90V88L5 89L6 88V86H3V84L5 85V84H16V85H13V86H15L16 88H17V85H20L18 88H20L21 86V89L23 88V86H24V84H25V86H31V87H33V86H36V85H33L34 83L36 84H38L39 82H40V84L39 85H37V87H35V89L36 88H38L40 85V87L41 88H39V89H41L42 90V88H45L46 86H47V81H49L50 79H51V75H50V78H49V80H48V78H45V77H47V75L46 74H48L49 75V73L50 72H53L52 74H54V71H55V73H56V75H57V73L58 72H56V70L57 71H60V70H58L59 68H57L56 67V69L54 68L53 70L54 71H49V69H51L52 68V66H62L63 65V68H64V66L66 67V66H68L69 64H68V62H70V61H72L70 64H71V66L74 64H78L80 61H79V59L78 58H80L81 57V61L83 62V64H84V62H85V59L87 58V59H89L88 58V54L90 53V55H91V57L93 56V58H97V56L99 55V57L100 58H102V59H106L107 60V62L110 60V59H112V55H113V58L115 59V57H116V55H117V57H119L118 56V54H120V51H119V53L118 54H116V55H114L113 54V50L115 51L116 49H118L119 50V48H120V46L122 47L123 45H120L119 46V44L123 41L124 43H125V40L124 39H126V37L124 38L123 36V34H125L126 36H127V34H131L130 36H133V35H135V37L133 36V38H135L134 40H137V39H139L140 41H141V39H143V38H147L145 35V37L143 36V35H141L142 33H143V28H142V25L144 24V25H151V24H149V23H152V20L150 21V20H148L150 17H153V18H155L154 19V24L153 25H151V26H155V25H157L156 23H158V27L160 26V30H162L163 28H165V23H166V21L169 19H172V20H174V21H176V23H179V22H181V21H183V24L186 22V24L190 21L189 19H188V22H187V15H189L188 16V18L190 17V15L193 13V12H191V11H193L194 9V11H197L198 13H200V15H202L203 16V2L201 1V2H199V0H198V2H199V6H200V3H201V12L197 9L196 10V8H198V4H196V3H193V2H196L197 0H97L96 2H99V7H100V9L102 8V10L100 11V9L97 11L98 12V14H97V16L99 15V13L100 12H103L102 14H100V19L101 20H99L98 21V19L99 18H96L95 17V12H93V9L96 7V3L94 4L93 2H94ZM219 1H221V0H219ZM227 1V0H226ZM230 1V0H229ZM233 1V0H232ZM239 0H237V4L238 5H240L239 3L240 2H238ZM248 0H244V2H247ZM252 2H253V0H251ZM250 0L248 1V4L247 3H244L243 1H241L242 3H244V5L245 4H247V6H245V8H246V10L248 9V5H249V10H250V8H251V11H253V9L255 10H257L258 8L257 7H255L254 8V6L256 5L255 3H257V4H259L258 2H256V1H258V0H254V2L252 3ZM259 1H262V0H259ZM192 2V4H190ZM207 2H208V0H207ZM218 2V1H217ZM250 2L252 3V4H250ZM221 3H223L221 6L222 7H224L223 9H224V15L225 16H227V14H225V12H227L228 14H229V10H231L232 8V6H230V7H228L229 5H227V8L229 9H227L225 6V4H227L228 3V1H227V3H225V1L223 2V1H221ZM236 3V2H235ZM101 4V5H100ZM190 4V5H189ZM195 4V5H194ZM204 4H207V3H204ZM214 4L215 3H213V4H211L213 7H214ZM229 4H231V3H229ZM93 5H94V7H93ZM191 5H194V6H197V7H192ZM210 5V4H209ZM208 5V6H209ZM217 5V4H216ZM238 5H234V7H236L237 8V6ZM242 6H244L243 4H241ZM251 5V6H250ZM241 6V7H242ZM259 6H261V5H259ZM258 6V7H259ZM263 6V5H262ZM200 7H199V9H200ZM207 7V5H205V9L206 10H209V9H207L206 8ZM221 7V8H222ZM240 7V8H241ZM215 8V7H214ZM216 8H217V6H216ZM218 8H220V7H218ZM226 8V9H225ZM235 8V9H236ZM243 8V7H242ZM244 8V9H245ZM263 8V7H262ZM193 9V10H192ZM204 9V10H205ZM216 10V9H215ZM220 10V9H219ZM222 10V9H221ZM220 10V14H222L223 12ZM234 10V9H233ZM248 10V11H249ZM264 9H262L261 11H263ZM94 11H95V9H94ZM115 11H118L117 13L115 12ZM212 11V10H211ZM229 11V12H228ZM243 10L241 9V12H242ZM260 11V12H261ZM191 12V13H190ZM208 13H209V11H207ZM231 12H234V11H231ZM238 12V11H237ZM241 12H239V14H237V15H240L241 14ZM246 12V11H245ZM250 12V11H249ZM40 13H41V15H40ZM112 13H115V14H113L114 16L115 15H117V17H115L116 19H112V18H109L110 16L109 15H111V17H113L112 16ZM197 13V14H198ZM202 13V14H201ZM205 13V12H204ZM216 13V12H215ZM215 13H213V14H215ZM251 13V12H250ZM255 13V12H254ZM257 13V12H256ZM129 14H131V15H129ZM193 14H195V12L193 13ZM196 14V15H197ZM207 14V13H206ZM220 14H219V17H220ZM253 14V13H252ZM42 15H45V16H43V17H41ZM101 15H104V16H101ZM128 15L130 16V18H128ZM199 15V14H198ZM208 15V14H207ZM212 15V14H211ZM251 15V14H250ZM257 15V14H256ZM258 15H261V14H258ZM202 16H200V17H202ZM215 16V15H214ZM217 16V15H216ZM176 17V18H175ZM177 17H178V19L180 18V17H182L183 18V20H179L178 21V19H177ZM191 17H194V16H191ZM210 17V16H209ZM208 17V18H209ZM212 17H213V15H212ZM222 17H223V14H222ZM221 17V18H222ZM228 17V16H227ZM230 17H231V15H230ZM230 17H228V19L230 18ZM235 17V16H234ZM241 17H243V15L241 16ZM175 18V19H174ZM197 18H198V16H197ZM196 18V16H195V19H197ZM207 18V19H208ZM236 18H239V17H236ZM111 19V20H110ZM157 19V20H156ZM167 19V20H166ZM194 19V18H193ZM199 20L201 19V18H198ZM216 19V18H215ZM219 19V18H218ZM227 19V18H226ZM225 19V20H226ZM245 19V18H244ZM244 19L242 18L241 20H243V22H244ZM147 20L149 21L148 23H147ZM206 20V19H205ZM221 20V19H220ZM224 20V19H223ZM234 19L232 18V21H233ZM236 21H238L237 19H235ZM235 20H234V22H235ZM246 20H248V19H246ZM146 21V23H144ZM156 21H158V22H156ZM165 21V22H164ZM171 21V20H170ZM173 21V22H174ZM203 21V20H202ZM202 21H201V23H202ZM212 21V20H211ZM211 21H210V23H211ZM214 21V20H213ZM213 21H212V24H216V23H213ZM253 21V20H252ZM156 22V23H155ZM193 22V21H192ZM191 22V23H192ZM208 22V21H207ZM215 22V21H214ZM219 23H220V21H218ZM221 22H222V20H221ZM227 22V21H226ZM225 21H224V25H225V23H226ZM230 22V21H229ZM229 22H227V27H228V24H230ZM239 23L241 22L242 23V21H238ZM246 22V21H245ZM244 22V23H245ZM130 23H132V25L130 24ZM167 23H169V21H167ZM166 23V24H167ZM175 23V22H174ZM197 23V22H196ZM200 23V22H199ZM219 23H218V25H219ZM235 23H237V22H235ZM247 23H250V21L248 20L247 22H246V24ZM252 23V22H251ZM257 23V22H256ZM259 23V22H258ZM164 24V25H163ZM180 24V23H179ZM183 24H182V26H183ZM186 24L184 25L185 27H187L186 26ZM203 24V23H202ZM234 24V23H233ZM232 23H231V27H232V29H233V26H235V24L233 25ZM260 24V23H259ZM144 26V28H146L145 30L146 31H148L149 29H148V26ZM170 25V24H169ZM168 24H167V30H169L170 29V27H169V29H168V26H169ZM171 25H172V23H171ZM176 25H178V24H176ZM196 24H194L193 26H195ZM209 25V24H208ZM221 25H222V23H221ZM221 25H220V27H221ZM233 25V26H232ZM244 25V24H243ZM248 25V28H249V25L250 24H247ZM246 25V26H247ZM252 25V24H251ZM250 25V27H252ZM256 25V24H255ZM151 26H149V27H151ZM162 26H164L163 28H162ZM179 26V25H178ZM188 26H190V25H188ZM206 26V25H205ZM217 26V25H216ZM225 26V27H226ZM176 27V26H175ZM181 27V26H180ZM202 27H204L203 25H202ZM201 27V28H202ZM208 27H210V26H208ZM214 27V26H213ZM231 27H230V30H231ZM241 27H243V26H241ZM241 27H240V31H241ZM258 27V26H257ZM156 28V27H155ZM162 28V29H161ZM165 28V29H166ZM190 28H191V26H190ZM192 28H194V27H192ZM198 28V27H197ZM197 28L195 29V30H197ZM207 28V27H206ZM210 28H212V27H210ZM209 28V29H210ZM218 28H219V26H218ZM222 28H223V26H222ZM235 28V27H234ZM243 28H247V27H243ZM164 29V30H165ZM178 29V28H177ZM176 29V30H177ZM202 29H204V30H206L205 28H202ZM208 29V30H209ZM215 29V28H214ZM228 30H229V28H227ZM226 29V30H227ZM238 29H239V27H238ZM259 29V28H258ZM144 30V31H145ZM151 30H152V28H151ZM158 30H159V28H158ZM157 30V31H158ZM159 30V31H160ZM163 30V31H164ZM171 30H172V28H171ZM171 30H169V33H170V31ZM175 30V29H174ZM180 30H181V28H180ZM200 30V29H199ZM217 31H218V29H216ZM227 30V31H228ZM233 30H235V29H233ZM246 30V29H245ZM249 30V29H248ZM254 30H256V26H255V28L253 27V31ZM156 31V29H155V32H157ZM159 31H158V33H159ZM163 31H161V32H163ZM182 31V30H181ZM181 31H179V32H181ZM186 31H190V30H186ZM192 31V30H191ZM201 31V30H200ZM209 31H211V30H209ZM212 31H213V29H212ZM222 31H224V30H222ZM238 31V30H237ZM251 31V30H250ZM150 32V31H149ZM148 32V33H149ZM152 32V31H151ZM161 32H160V34H161ZM204 32V31H203ZM202 32V33H203ZM205 32H207V33H209L208 31H205ZM204 32V33H205ZM219 32V31H218ZM226 32V31H225ZM230 33H232L233 32V34H234V31H229ZM239 32V31H238ZM243 32V31H242ZM241 32V33H242ZM245 32H247V31H245ZM252 32V31H251ZM257 32V31H256ZM127 33V34H126ZM147 33V32H146ZM154 33V32H153ZM168 33V34H169ZM183 33H184V31H183ZM187 33V32H186ZM194 33V32H193ZM196 33V32H195ZM199 33V32H198ZM201 33V32H200ZM199 33V34H200ZM201 33V34H202ZM213 33V32H212ZM215 33H216V31H215ZM219 33H221V32H219ZM249 33V32H248ZM252 33H255V32H252ZM133 34V35H132ZM143 34H145V32L143 33ZM156 34V33H155ZM178 34V33H177ZM182 34V33H181ZM210 35H211V33H209ZM208 34V35H209ZM221 34H224L225 35V33H221ZM237 34V33H236ZM239 34V33H238ZM250 34V33H249ZM97 35V36H96ZM140 35H141V37H143V38H141L140 37ZM151 35H153V34H151ZM162 35H163V33H162ZM172 35V34H171ZM193 35V34H192ZM217 35H219V34H216V36ZM228 35V34H227ZM251 36H252V34H250ZM80 36H81V38H83V37H85L84 38V40L86 39V41H85V43H84V40L82 41L83 42V44H81L80 43V41L78 42L80 45H77L78 43L77 42H75V41H77V39L78 38H80ZM96 38H95V37ZM139 38H138V37ZM157 36H159V35H157ZM167 36V35H166ZM175 36V35H174ZM179 36V35H178ZM181 36H185V34L184 35H181ZM189 36V35H188ZM194 36H195V34H194ZM193 36V37H194ZM204 36V35H203ZM202 36V37H203ZM226 36V35H225ZM239 36H241V35H239ZM244 36H246L245 34H244ZM243 36V37H244ZM75 37H76V39H75ZM78 37V38H77ZM151 37V36H150ZM154 37H155V35H154ZM171 37V36H170ZM176 37V36H175ZM174 37V38H175ZM196 38L197 37H199V36H195ZM207 37V36H206ZM212 36H210V38H211ZM213 37H215V36H213ZM220 37H221V35H220ZM233 37V36H232ZM238 37V36H237ZM250 37V36H249ZM248 37V39H250ZM124 38V39H123ZM130 38V37H129ZM129 38L126 40V41H128L129 40ZM152 38V37H151ZM163 38V37H162ZM177 38H179V37H176L175 39H177ZM181 38H183V37H181ZM185 38V37H184ZM192 38V37H191ZM190 38V39H191ZM195 38V39H196ZM209 38V39H210ZM222 39H223V37H221ZM226 38V37H225ZM224 38V40L223 41H225V40H227V42H228V40L229 39H225ZM230 38V37H229ZM242 38V37H241ZM131 39V38H130ZM148 39V38H147ZM147 39H143V40H147ZM154 39V38H153ZM158 39V38H157ZM160 39V38H159ZM173 39V35H172V37H171V40ZM174 39V40H175ZM186 39H187V37H186ZM201 39V38H200ZM216 39V41L215 42H217L218 40V38L216 37L215 38ZM232 39V38H231ZM245 41H246V39L245 38H243ZM252 39V38H251ZM264 39V38H263ZM79 40V39H78ZM133 40V39H132ZM142 40V41H143ZM150 40V39H149ZM152 40V39H151ZM170 40V38H168V41ZM181 40H183V39H181ZM194 40V39H193ZM196 40H198V39H196ZM201 40H203V39H201ZM206 40H207V38H206ZM232 40H234L235 41V39H234V37H233V39ZM140 41H136V42H139L140 44H143L144 42H140ZM177 41H178V39H177ZM185 40H183V41H178V42H184ZM187 41V40H186ZM189 41V40H188ZM192 41V40H191ZM205 40H203L202 41V45H203V42H204ZM222 41V40H221ZM222 41V42H223ZM233 41V42H234ZM239 41V40H238ZM237 41V42H238ZM242 41V40H241ZM248 41H250V40H248ZM131 42H133V41H131ZM130 42V43H131ZM147 42L149 43V41L147 40ZM146 42V43H147ZM155 42V41H154ZM157 42V41H156ZM162 42H163V40H162ZM171 42V41H170ZM196 42H198V41H196ZM196 42L194 43V44H196ZM209 42H211L210 40H209ZM218 42H220V41H218ZM217 42V43H218ZM231 42V41H230ZM76 43V44H75ZM134 43H135V41H134ZM145 43V44H146ZM172 43V42H171ZM173 43H176L175 41L173 42ZM187 43V42H186ZM207 43H208V40H207ZM214 43V42H213ZM213 43H211V44H213ZM226 43V42H225ZM224 43V44H225ZM260 43V42H259ZM122 44V43H121ZM126 44V43H125ZM133 44V43H132ZM138 44V43H137ZM177 44V43H176ZM184 44H185V42L182 44L183 46H184ZM206 44V43H205ZM204 44V45H205ZM210 44V45H211ZM244 44V43H243ZM147 45V44H146ZM164 45V44H163ZM186 45V44H185ZM188 45H190V44H188ZM187 45V46H188ZM198 45V44H197ZM196 45V46H197ZM223 45V44H222ZM245 45V44H244ZM105 48V53L103 54V56L104 57H101V55H102V51L103 50H101V48H103V47ZM139 46V45H138ZM144 47H143V50H145L144 48H147V47H145V45H143ZM150 46V45H149ZM176 46H178L179 47V45H176ZM183 46H181V47H183ZM187 46L185 47V49L187 48ZM194 47H195V45H193ZM206 46H207V44H206ZM217 46V45H216ZM219 46H220V44H219ZM126 47H128V46H126ZM137 47V46H136ZM155 47V46H154ZM159 47V46H158ZM169 47H171V46H169ZM174 47H175V44H174ZM190 47V46H189ZM188 47V48H189ZM198 47H202V46H199L198 45ZM212 47V46H211ZM214 47V46H213ZM241 47H243V46H241ZM240 47V48H241ZM76 48H77V50H76ZM79 48H81L80 49V51H79V53H77V51L79 50ZM92 50H91V49ZM94 48H96L95 50L96 51H93L94 50ZM99 48H100V50H101V55L100 54H97V56L96 55H92V53H94V54H96L97 53V51L99 50ZM123 49H128V48H125V46L124 47H122ZM121 48V49H122ZM131 48H132V46H131ZM140 48H142V47H140ZM153 48V47H152ZM177 48V47H176ZM187 48V49H188ZM207 48H208V46H207ZM210 48V47H209ZM234 48H236V47H234ZM87 49H88V51H87ZM123 49H122V53H124V51H123ZM135 50H137L136 48H134ZM162 49V48H161ZM173 49H175V48H173ZM178 49H180V48H178ZM186 49V50H187ZM190 49H192L191 47H190ZM205 49V48H204ZM219 49V48H218ZM223 49V48H222ZM74 50V51H73ZM76 50V51H75ZM91 50V51H90ZM99 50V51H100ZM147 51H148V53H149V48L148 49H146ZM170 50V49H169ZM171 50H172V48H171ZM176 51H177V49H175ZM181 50V49H180ZM183 50H184V48H183ZM200 50V49H199ZM232 50V49H231ZM240 50V49H239ZM242 50V49H241ZM244 50V49H243ZM242 50V51H243ZM246 50V49H245ZM248 50V49H247ZM261 50V49H260ZM127 51H129V50H127ZM127 51H126V53H127ZM142 51V50H141ZM152 51V50H151ZM174 51V50H173ZM173 51H172V53H173ZM176 51H175V53H176ZM211 51V50H210ZM219 51V50H218ZM76 53V55L78 54L79 55V57L77 56L76 58L78 59V63L76 62V63H73V61L75 60L76 61V58H74V57H72V56H70V55H73L72 53ZM134 53H135V51H134ZM205 53H206V51H205ZM227 53H228V51H227ZM226 53V54H227ZM230 53H231V51H230ZM236 53H237V50H236ZM240 53H241V51H240ZM240 53L238 54V56L240 55ZM243 53H244V51H243ZM67 54V56L66 57H64L65 55ZM129 54V53H128ZM133 54V53H132ZM132 54H130V55H132ZM139 54V53H138ZM143 54V53H142ZM146 54V53H145ZM144 54V55H145ZM150 54V53H149ZM152 54V53H151ZM171 54V53H170ZM179 54V53H178ZM181 54V53H180ZM183 54V53H182ZM186 54V53H185ZM215 55H216V53H214ZM218 54V53H217ZM242 54V53H241ZM255 54H256V50H255ZM259 54V53H258ZM75 55V54H74ZM73 55V56H74ZM89 55V56H90ZM136 55V54H135ZM153 55H155L154 53L151 55V57L153 58ZM169 55V54H168ZM168 55H167V57H168ZM175 55V54H174ZM190 56H191V54H189ZM189 55H188V57H189ZM220 55V54H219ZM233 55V54H232ZM85 56V57H84ZM95 56V57H94ZM115 56V57H114ZM120 56H121V54H120ZM127 56V55H126ZM129 56V55H128ZM137 56V55H136ZM148 56V55H147ZM146 56V57H147ZM158 56V55H157ZM166 56V55H165ZM173 58H176V57H174L173 55H171ZM184 56V55H183ZM214 56V55H213ZM224 56H225V54H224ZM231 56V55H230ZM259 56H261L260 54H259ZM63 57V58H62ZM83 57V58H82ZM116 57V58H117ZM121 57H124V55H122ZM121 57H119L120 59H121ZM130 57V56H129ZM171 57V58H172ZM179 57H181L180 55H179ZM194 57V56H193ZM197 57V56H196ZM195 57V58H196ZM216 57V56H215ZM214 57V58H215ZM227 57V56H226ZM237 57V56H236ZM240 57V56H239ZM243 57V56H242ZM255 57V56H254ZM71 58H72V60H71ZM96 58H95V60H96ZM99 58V59H100ZM138 58V57H137ZM136 58V59H137ZM148 58V57H147ZM164 58V57H163ZM170 57H169V60L171 59ZM178 58V57H177ZM182 58V57H181ZM183 58H186V60L188 59L187 57H183ZM200 58V57H199ZM205 58V57H204ZM221 58V56L219 57V59ZM230 58V57H229ZM232 58V57H231ZM238 58V57H237ZM236 58V59H237ZM241 58V57H240ZM245 58V57H244ZM253 58V57H252ZM55 59V63H53L54 61L53 60ZM58 60V62H57V60ZM86 59V61H90V60H87ZM92 59V58H91ZM120 59H119V61H120ZM126 59V58H125ZM125 59H123L124 61H125ZM154 59V58H153ZM152 59V60H153ZM165 59H166V57H165ZM168 59V58H167ZM223 59V58H222ZM225 59H227V58H224V60ZM235 59V60H236ZM239 59V58H238ZM260 59V58H259ZM258 59V60H259ZM262 59V58H261ZM264 59V58H263ZM48 60L50 61V62H52V64L51 63H47L48 62ZM52 60V61H51ZM84 60V61H83ZM93 60V59H92ZM95 60H93V61H95ZM113 60V59H112ZM118 60V59H117ZM141 60H143V59H141ZM145 60V59H144ZM147 60V59H146ZM145 60V61H146ZM155 60H158V61H160L159 60V58H156ZM164 60V59H163ZM188 60H190V59H188ZM198 60V59H197ZM241 60V59H240ZM240 60H238V61H240ZM96 61H98V58H97V60ZM100 62H101V60H99ZM144 61V62H145ZM154 61V60H153ZM162 61V60H161ZM167 61V60H166ZM185 61V60H184ZM193 61H194V58H193ZM199 61V60H198ZM213 61V60H212ZM221 61V60H220ZM219 61V63H221ZM223 61V60H222ZM81 62V63H82ZM110 62H111V60H110ZM109 62V63H110ZM141 62V61H140ZM164 62V61H163ZM185 62H187V61H185ZM189 62V61H188ZM201 62V61H200ZM215 62V61H214ZM227 62H228V59H227ZM244 62V61H243ZM246 62V61H245ZM257 62H259V61H257ZM73 63V64H72ZM88 63H92V62H88ZM87 63V64H88ZM94 63V62H93ZM97 63V62H96ZM122 64H123V62H121ZM126 63H128V62H126ZM141 64V63H139V62H136V64ZM151 63V62H150ZM169 63V62H168ZM208 63V62H207ZM210 63V62H209ZM225 63V62H224ZM237 63V62H236ZM248 63V62H247ZM252 63V62H251ZM67 64V65H66ZM90 64L88 65V66H90ZM95 64V63H94ZM101 64V63H100ZM105 64H108V63H105ZM104 64V65H105ZM114 64V63H113ZM115 64H117L116 62H115ZM145 64V63H144ZM147 64V63H146ZM151 64H153V63H151ZM151 64H149V66L151 65ZM157 64V63H156ZM155 63H154V65H156ZM162 63L160 62L159 63V65H161ZM165 64H167V62L165 63ZM192 64V63H191ZM205 64V63H204ZM223 64V63H222ZM226 64H228V65H230L229 63H226ZM225 64V65H226ZM238 64H240L239 62H238ZM241 64L243 65V63L241 62ZM81 64H79V66H80ZM86 64H84L83 65V67H86L85 66ZM103 65V64H102ZM102 65H100V66H102ZM109 65V64H108ZM107 65V66H108ZM129 65V64H128ZM153 65V66H154ZM172 65H173V63H172ZM178 65V64H177ZM193 65V64H192ZM208 65V64H207ZM228 65H226V66H228ZM234 65H235V67L237 66L236 64H233V68H234ZM70 66V65H69ZM75 66H78V65H75ZM92 66V65H91ZM119 66V65H118ZM124 66V65H123ZM123 66H121V67H123ZM136 66V65H135ZM141 66H143L142 64H141ZM148 66V65H147ZM162 66H164V64H162ZM162 66H160V67H162ZM166 66V65H165ZM168 66H169V64H168ZM182 66V65H181ZM188 66V65H187ZM206 66V65H205ZM211 66V65H210ZM218 66H220V65H218ZM222 66V65H221ZM231 66H232V64H231ZM246 66H249V65H247L246 64ZM82 67V65L79 67L80 69H84V68H81ZM93 67V66H92ZM121 67H119V68H121ZM128 67V66H127ZM127 67H124V68H127ZM150 67H152V65L150 66ZM157 67V69H158V65L156 66ZM155 67V68H156ZM167 67V66H166ZM170 67H171V65H170ZM193 67H195V66H193ZM193 67L191 68V70H190V68H189V70L190 71H192V69H193ZM212 67H214L213 65H212ZM223 67V66H222ZM238 67V66H237ZM241 67V66H240ZM239 67V68H240ZM61 68V67H60ZM63 68H61V69H63ZM71 68V67H70ZM78 68V67H77ZM90 68V67H89ZM95 68V67H94ZM106 68V67H105ZM112 68H113V65H112ZM117 68V67H116ZM143 68V67H142ZM145 68V73H146V69H147V67H144ZM172 68L174 69V67L172 66ZM175 68H178V67H175ZM182 68H183V66H182ZM185 68L186 67H184V70H185ZM204 68H206V67H204ZM203 68V69H204ZM208 69H209V71L212 69H210L209 67H207ZM215 68H216V65H215ZM219 68V67H218ZM227 68V67H226ZM262 68V67H261ZM65 69V68H64ZM75 69V68H74ZM111 69V68H110ZM115 69V67L113 68V70ZM127 69H129V68H127ZM131 69V68H130ZM138 69H140V65H139V67H138ZM156 69V70H157ZM164 69V68H163ZM167 69V68H166ZM166 69H164L165 71H166ZM180 69V68H179ZM197 69V68H196ZM200 69V68H199ZM202 69V68H201ZM200 69V70H201ZM202 69V71H206V69L205 70H203ZM214 69V68H213ZM245 69V68H244ZM46 70H48L47 72H45V73H43L44 71H46ZM52 70V69H51ZM67 70V69H66ZM69 70V69H68ZM79 70V69H78ZM87 70V69H86ZM103 70V69H102ZM121 70H125V69H121ZM135 70H136V68H135ZM143 70V69H142ZM141 70V71H142ZM152 70V69H151ZM154 70V69H153ZM161 69H158V71H160ZM164 70L163 71H160L161 73L163 72L164 73ZM169 69H167V71H168ZM172 70V69H171ZM177 69H175V71H174V73L175 72H177L176 71ZM181 70V69H180ZM179 70V71H180ZM187 70H188V67H187ZM187 70H185V71H187ZM198 70V69H197ZM196 70V71H197ZM216 69H214V70H212V71H215ZM222 70H225V73H226V69H222ZM233 70V69H232ZM231 70V71H232ZM237 70H239V69H237ZM64 71V70H63ZM62 71V72H63ZM69 71H74V72H76V70H69ZM79 71H81V70H79ZM88 71H90V70H88ZM108 72H109V70H107ZM128 71V70H127ZM127 71H122V72H124V74L127 72ZM131 70H129L128 72H127V74L130 72ZM139 71V70H138ZM178 71V72H179ZM182 71V70H181ZM190 71H188V73L190 72ZM217 72L219 71V69H217L216 70ZM228 71H229V68H228ZM236 70H234V71H232L233 72V75H235L234 74V72H235ZM244 71V70H243ZM68 71H66L65 73L66 74H68L67 73ZM83 72V71H82ZM86 72V71H85ZM91 72V71H90ZM101 72V71H100ZM99 72V73H100ZM122 72H120V73H122ZM132 72V71H131ZM160 72H158V73H160ZM171 72V71H170ZM203 72V73H204ZM207 72V71H206ZM220 72V71H219ZM263 72V71H262ZM42 73L43 74H45V75H42ZM61 73V72H60ZM65 73H63V74H65ZM81 73V72H80ZM87 73H89V72H87ZM93 73H95V70H94V72ZM96 73H97V71H96ZM98 73V74H99ZM102 73H104V71L102 72ZM106 73V72H105ZM105 73H104V76H105ZM110 73V72H109ZM108 73V74H109ZM133 73H135V72H133ZM141 73V72H140ZM142 73H144V71H142ZM155 73V72H154ZM167 73V72H166ZM172 73H173V71H172ZM185 73V72H184ZM198 73V72H197ZM197 73H195L194 72V74H197ZM202 73V74H203ZM216 72H214V74H215ZM235 73H237V71L235 72ZM240 73V72H239ZM242 73V72H241ZM65 74V75H66ZM71 74H73L72 72H70V76H71ZM83 74H84V72H83ZM108 74H107V76H108ZM124 74H122V75H117V74H115V73H112V74H110L109 75V77H107L106 76V78H109V79H106L107 81H109V80H111L110 82H115V80H116V82L118 81V82H120V85L122 84V83H126L125 85H126V88L128 87V86H130V84L132 85L133 83L135 84L136 82H139L138 80H140L141 79V81L143 82L144 80L142 79V77H143V74H142V76H141V74L140 75H136V76H133V77H123V75ZM126 74V75H127ZM149 74V73H148ZM147 74V75H148ZM153 74V73H152ZM152 74H150V75H152ZM171 74V73H170ZM178 74V73H177ZM186 74H187V72H186ZM185 74V75H186ZM192 74H193V72H192ZM202 74H200V71H199V75H202ZM209 74V73H208ZM208 74H206V76L208 75ZM212 74V73H211ZM218 75H220L219 73H217ZM217 74H216V79H219V78H217ZM221 74H223V72L221 73ZM238 74V73H237ZM245 74H247V73H245ZM264 74V73H263ZM262 74V75H263ZM69 75V74H68ZM86 75H88V74H86ZM85 75V76H86ZM96 75V74H95ZM111 75H112V77H115L116 76V78H111ZM125 75V76H126ZM132 75V74H131ZM145 75V74H144ZM147 75H145V77H146V80H147ZM160 75V74H159ZM159 75H157V77L159 78ZM162 75V74H161ZM164 75V74H163ZM198 75V74H197ZM225 75V74H224ZM230 75H231V72H230ZM229 75V76H230ZM248 75V74H247ZM258 75V74H257ZM4 76H9V78H7L8 80H5V78L3 79V77ZM45 76V77H44ZM58 76H59V74H58ZM57 76V77H58ZM61 76V75H60ZM76 76V75H75ZM83 76V75H82ZM81 76V77H82ZM100 76H101V73H100ZM100 76L98 75V77L100 78ZM166 76H167V74H166ZM173 76H175V75H172V77ZM186 76H188V75H186ZM194 76V75H193ZM193 76H192V78H193ZM196 76V75H195ZM205 76V75H204ZM210 76V75H209ZM213 77H214V75H212ZM226 76V75H225ZM225 76H224V78H225ZM232 76V75H231ZM237 76V75H236ZM235 76V77H236ZM240 76V75H239ZM242 76H243V73H242ZM55 77V76H54ZM66 77V76H65ZM68 77V76H67ZM87 77H89V76H87ZM97 77V76H96ZM149 77H151V76H149ZM155 77H156V74H155ZM168 77L170 78L171 76L169 75V72H168ZM168 77H167V79H168ZM197 77V76H196ZM196 77H194V78H196ZM200 77V76H199ZM211 77V76H210ZM228 77V76H227ZM234 77V78H235ZM80 78V77H79ZM95 78V77H94ZM102 78H103V76H102ZM105 78V77H104ZM144 78V77H143ZM157 78V79H158ZM183 78V77H182ZM185 78V77H184ZM184 78H183V80H184ZM190 78V77H189ZM202 78H204V77H202ZM212 78V77H211ZM221 78H223V77H221ZM247 78V77H246ZM259 78V77H258ZM262 78V77H261ZM44 79H46L45 81H46V85H45V81H43ZM52 79H53V77H52ZM57 79V78H56ZM55 79V80H56ZM72 79V78H71ZM83 79V78H82ZM86 79V78H85ZM88 79V78H87ZM113 79V80H112ZM149 79V78H148ZM162 81L164 80L163 79V77L162 78H160ZM160 79H159V81H160ZM167 79H165V80H167ZM171 79V78H170ZM174 79V78H173ZM191 79V78H190ZM215 79V80H216ZM228 79V78H227ZM230 79V81H231V78H229ZM229 79H228V81H229ZM237 79H240V78H237ZM242 79V78H241ZM241 79L239 80V81H241ZM244 79V78H243ZM5 80V81H4ZM54 80V79H53ZM52 80V81H53ZM76 80H77V76H76ZM89 80V79H88ZM100 80H102L101 78H100ZM105 80V81H106ZM146 80H145V82L144 83H146L147 84V82H146ZM152 81L151 82H153V79H151ZM164 80V82H166ZM172 80V79H171ZM198 80V79H197ZM201 80V79H200ZM209 80H211V79H209ZM214 80V79H213ZM212 80V81H213ZM233 80V79H232ZM235 80H236V78H235ZM248 80H249V78H248ZM7 81V82H6ZM42 81H43V84L45 85V87H44V85H43V87H42ZM51 81V80H50ZM49 81V82H50ZM60 81V80H59ZM63 81H65V80H63ZM72 81V80H71ZM91 81H92V78H91ZM106 81V82H107ZM121 81H124V82H121ZM141 81H140V83H141ZM149 83H150V81L149 80H147ZM156 82H157V80H155ZM175 81H177V80H175ZM174 81V82H175ZM190 81V80H189ZM193 81V80H192ZM201 81H203V79L201 80ZM221 81H223V80H221ZM227 81V80H226ZM234 81V80H233ZM238 80H237V82H239ZM4 82H6V83H4ZM56 82V81H55ZM60 82H62V81H60ZM67 82V81H66ZM69 82H70V80H69ZM69 82H67V83H69ZM73 82V81H72ZM86 82V81H85ZM88 82V81H87ZM95 82V81H94ZM98 82V81H97ZM102 82H104V81H102ZM174 82L172 81V83L174 84ZM187 83H188V85H189V83L190 82H188V81H186ZM186 82H184L185 84H186ZM194 82V81H193ZM205 82H207V79H206V81ZM210 82V81H209ZM208 82V85L210 84ZM214 82H216V81H214ZM213 82V83H214ZM219 82V81H218ZM232 82V81H231ZM235 82V81H234ZM233 82V83H234ZM237 82H235L236 84H237ZM241 82H243V81H241ZM240 82V83H241ZM244 82H245V80H244ZM243 82V83H244ZM50 83H52V82H50ZM49 83V84H50ZM63 83V82H62ZM65 83V82H64ZM75 83V82H74ZM82 83V82H81ZM93 83V82H92ZM101 82H98V83H94L95 85L96 84H100ZM129 83V85H127ZM154 83V82H153ZM159 83H161V81L159 82ZM178 83V82H177ZM196 82H194V84H195ZM198 83V82H197ZM202 83H204V82H202ZM227 83V82H226ZM246 83H247V81H246ZM7 84V85H8ZM21 84H23V85H21ZM73 84V83H72ZM86 84V83H85ZM89 85H90V83H88ZM93 84V85H94ZM102 84V83H101ZM105 84V83H104ZM104 84H102V86L104 85ZM109 84H111V83H109ZM113 84V83H112ZM112 84H111V86H112ZM115 84V83H114ZM117 84V83H116ZM133 84V85H134ZM137 84V83H136ZM145 84V85H146ZM162 84V83H161ZM169 84H170V82H169ZM193 84V83H192ZM199 84H201V82L199 83ZM205 84V83H204ZM221 84L223 85V83L221 82V83H218V85H220L221 86ZM225 84V83H224ZM228 84V83H227ZM229 84H231V83H229ZM228 84V85H229ZM248 84V83H247ZM246 84V85H247ZM251 84V83H250ZM249 84V85H250ZM10 85H8L10 88L12 87V86H10ZM33 85V86H32ZM54 85H57V84H54ZM61 85V84H60ZM65 85L67 86V84L65 83ZM69 85V88H67V90H69V89H71V87H70V85L71 84H68ZM94 85V86H95ZM107 85H108V83H107ZM125 85H124V87H125ZM142 85H144V84H142ZM153 85V84H152ZM164 85H165V83H164ZM177 85V84H176ZM198 85V84H197ZM205 85H207V84H205ZM215 85V84H214ZM228 85H223L224 86V88H226L227 89V87L226 86H228ZM238 85V84H237ZM8 86H7V89H9L8 88ZM24 86V88H26ZM52 86V85H51ZM58 86V85H57ZM75 86V85H74ZM77 86V85H76ZM80 86V85H79ZM83 86H84V84H83ZM90 86H92V85H90ZM90 86H88V87H90ZM101 86V87H102ZM106 85H104V87H105ZM115 86V85H114ZM122 86V85H121ZM148 86V85H147ZM158 86H160L159 84H158ZM184 86V85H183ZM186 86V85H185ZM184 86V87H185ZM193 86V85H192ZM229 86H231L232 87V85H229ZM233 86H235L236 87V85L234 84ZM244 86V85H243ZM254 86V85H253ZM15 87H14V90H15ZM63 87H64V85H63ZM62 87V88H63ZM68 87V86H67ZM87 87V85H85L84 87H79L80 89L79 90H81L80 91V94L81 95H79V96H83V98H84V94H82V92H85V93H87L88 91V88ZM100 87V86H99ZM103 87V88H104ZM109 88H110V86H108ZM108 87H106L105 88V90L107 91L109 88ZM151 87V86H150ZM172 87H174V86H172ZM182 87V86H181ZM183 87V88H184ZM189 87V86H188ZM188 87H186V90H187V88ZM196 87V88H195ZM199 87H200V85H199ZM199 87L198 86H194V89H199ZM203 87V88H202ZM204 87L205 88H207L206 86H203V84H202V86H201V89H202V91H200V89H199V91H200V93H197L198 91L197 90H194V92L195 91H197V92H195V93H197V94H195V93H193V91L191 92V94H190V92H189V96H191L192 94H194V95H196V98H195V96L193 97V96H191V98L189 97V96H187L188 98L185 100L184 99V95H183V99L184 100H182L183 102L182 103H180V104H182L181 106H183L180 110L179 109H177V111L175 110L176 108V106H174L173 107V103L175 102H173L172 104H170V106H169V103L168 104H165V105H168L169 106V108H171V107H173V108H175L174 110V112L176 113V115H178V116H176V115H174L175 117H173V115L172 114H174V113H172L171 111L172 110H170L169 112L171 113H167L166 111L168 110V107L166 106V108H167V110L166 111H164V112H166L167 114V116L162 112V110L160 111H158V112H162V114H159V115H157V114H155V115H157L156 116V118H154L155 120L153 121V120H149L150 122H151V124H150V126H152V129H154L153 127H155L156 128V126H157V128L159 129V128H161L162 127V129H163V127H164V124H165V126L166 125H168L169 124V120H172V117L173 118H175V119H177V118H179V121L178 120H176V123H177V121H178V125H179V123H181V125H180V127H184V125H185V127H186V121H184V120H186V119H194L195 118V114H197L199 117H197L196 119H198V118H200V116L202 117L206 112H207V105H206V109L205 108H203V104L201 103V101H200V99L201 100H203L199 95L200 94H204ZM210 87H212V86H210ZM240 87H242V85L240 86ZM240 87L239 86H237L236 88H239L240 89ZM23 88V89H24ZM47 88H49V85L47 86ZM46 88V89H47ZM61 88V87H60ZM74 88V87H73ZM76 88H78V87H76ZM83 88V89H82ZM91 88V87H90ZM113 88H115V87H113ZM130 88H131V86H130ZM135 88H137V86L135 87ZM140 88V87H139ZM138 88V89H139ZM142 88V87H141ZM193 88V87H192ZM209 88V87H208ZM218 88V87H217ZM220 88H223L222 86L220 87ZM223 88V89H224ZM233 88V87H232ZM235 88V89H236ZM247 88V87H246ZM257 88V87H256ZM256 88H253V90H252V92L254 91V89H256ZM13 88H11V90H12ZM21 89H18L19 91H21V94L22 93H27V89H29V88H27V89H25V91H23V90H21ZM31 89H33V88H31ZM46 89H45V91H46ZM51 89V88H50ZM50 89H48L49 90V92H50ZM53 89V88H52ZM84 89H86V90H84ZM94 89H95V87H94ZM98 88H96V90H97ZM112 89V88H111ZM122 89V88H121ZM124 89V88H123ZM144 89H146V88H144ZM149 89H153V88H149ZM155 89H157V88H155ZM159 89H160V87H159ZM158 89V92L161 90H159ZM214 89V88H213ZM225 89V90H226ZM230 89V88H229ZM228 89V90H229ZM235 89H233V90H235ZM243 89V88H242ZM6 90V89H5ZM44 90V89H43ZM42 90V91H43ZM64 90H66V89H64ZM74 90V89H73ZM92 90H93V88H92ZM91 90V91H92ZM96 90H94V91H96ZM102 90V88L100 89V91ZM110 90V89H109ZM113 90V89H112ZM116 91H118L117 90V87H116V89H115ZM115 90H113V91H115ZM126 90V89H125ZM127 90H129L128 88H127ZM126 90V91H127ZM133 90V89H132ZM142 90V89H141ZM163 90V89H162ZM161 90V91H162ZM170 90V89H169ZM174 90V89H173ZM177 90V89H176ZM175 90V91H176ZM183 90H185V88L183 89ZM186 90H185V92H186ZM190 90V89H189ZM188 90V91H189ZM208 89H205V92L207 91ZM216 90V89H215ZM218 90V89H217ZM216 90V91H217ZM9 90H7V91H5V93L6 92H8ZM15 91H17V90H15ZM35 91H37V90H35ZM44 91V92H45ZM55 91H56V89H55ZM71 91V90H70ZM93 91V92H94ZM106 91H104L103 90V92L105 93ZM115 91V92H116ZM121 91V90H120ZM149 91V90H148ZM154 91V93H155V91L156 90H153ZM180 91H182V90H180ZM208 91H210V88H209V90ZM212 91V90H211ZM224 91V90H223ZM227 91V90H226ZM236 91V90H235ZM239 91V90H238ZM249 91V90H248ZM29 92V91H28ZM40 92V91H39ZM48 92V91H47ZM46 92V93H47ZM52 92V91H51ZM73 92H77L78 93V91H73ZM108 92V91H107ZM111 92V93H110ZM110 92H109V94H112V91L110 90ZM119 92V91H118ZM122 92V91H121ZM128 92V91H127ZM134 92V91H133ZM132 92V94H134ZM135 92L136 93H139L140 91H136L135 90ZM157 92V91H156ZM169 92V91H168ZM174 92V91H173ZM202 92V93H201ZM220 92H222V91H220ZM228 92V91H227ZM226 92V93H227ZM237 92V91H236ZM244 92V91H243ZM257 92H258V90H257ZM1 93H4V90H3V92L1 91L0 92V95H1ZM4 93V94H5ZM9 93V92H8ZM8 93H6V94H8ZM10 93H12V95H13V93H16V92H11L10 91ZM10 93L8 94V96H10L11 97V95H10ZM25 93H24V95H25ZM31 93V91L29 92V93H27V94H30ZM33 93V92H32ZM35 93V92H34ZM53 93V92H52ZM55 93V92H54ZM66 93H68V98L69 97H71V93L70 92H68V91H66ZM92 93V92H91ZM95 93V92H94ZM101 92H99V90H98V94L99 95H101L100 94ZM130 93V92H129ZM143 94H144V91L142 92ZM147 93H151V91H149V92H147ZM181 93V92H180ZM187 93V92H186ZM215 93V92H214ZM219 93V92H218ZM217 93V94H218ZM249 93V92H248ZM253 93H255V91L253 92ZM252 93V94H253ZM4 94H2V95H4ZM18 94H19V92H18ZM21 94H20V97H21ZM26 94V95H27ZM39 94H41V93H39ZM38 94V95H39ZM50 94V93H49ZM93 94V93H92ZM96 94V96H97V92L95 93ZM103 94V93H102ZM105 94H107V93H105ZM125 94V92L123 93V95ZM131 94V93H130ZM141 94V93H140ZM139 94V95H140ZM160 94V93H159ZM179 94V93H178ZM206 94V93H205ZM211 93H209V95H210ZM223 94V93H222ZM229 94V93H228ZM245 94V93H244ZM250 94H251V92H250ZM256 94V93H255ZM36 94H34V96H35ZM38 95H36V96H38ZM43 95H46V94H43ZM42 95V96H43ZM53 94H50V97L52 96ZM64 94H62V96H63ZM67 95V94H66ZM70 95V96H69ZM76 95V94H75ZM90 95V94H89ZM108 95V94H107ZM114 95H115V93H114ZM118 95V94H117ZM122 95V93L120 94V96ZM126 95V94H125ZM129 95V94H128ZM149 96H150V99H152L151 98V96L154 98V94H148ZM154 95V96H153ZM164 95H167V93H165ZM169 95H171V93L169 94ZM174 95V94H173ZM173 95H171V96H173ZM181 95V94H180ZM208 97H210L208 94H206ZM206 95H204V96H206ZM214 95V94H213ZM212 95V96H213ZM224 95V98H225V94H223ZM232 95H234L233 94V92H232V94H231V96ZM240 95H242V94H240ZM239 95V96H240ZM254 95V94H253ZM264 95V94H263ZM29 96V95H28ZM27 96V97H28ZM32 96H33V94H32ZM33 96V97H34ZM57 95H53L52 97H56ZM60 96V95H59ZM74 95H72V97H73ZM78 95L77 96H74L75 98L76 97H79ZM113 95H111V97H112ZM119 96V97H120ZM131 96V95H130ZM129 96V97H130ZM136 96V97H135ZM135 96H132L133 98H129V97H127L126 99L125 98H123L122 97V99L124 100L125 99V101H127L126 103H128L127 105H126V103L124 102V101H122L121 103H125L124 104V109L126 110V111H128V109L130 110L131 109V107L132 108H134V109H131V111L133 110V111H135V112H138V114H139V111H136L135 109H137L138 107H136V106H138V104H136L135 102V98H137V96L138 95H135ZM142 96V95H141ZM158 96V95H157ZM162 95H159L158 97L160 98ZM168 96V95H167ZM176 96V95H175ZM198 96V97H197ZM202 96V95H201ZM218 96V95H217ZM220 96H221V94H220ZM228 96H230V95H228ZM259 96V95H258ZM260 96H262V95H260ZM2 97V96H1ZM0 97V98H1ZM18 97V96H17ZM24 97H26V96H24ZM41 96H39L38 98H40ZM61 97V96H60ZM60 97H56V99H58L59 100V98ZM64 97H66L65 95H64ZM91 97V96H90ZM94 97V96H93ZM98 97H100V96H98ZM103 97V96H102ZM117 97V96H116ZM124 97H126V96H124ZM139 97V96H138ZM144 97L146 98V97H148V96H145L144 95ZM157 97V98H158ZM164 97V96H163ZM200 97V98H199ZM208 97H205V99H207ZM254 97H257V96H254ZM4 98H6V100H7V98H9V97H4ZM13 99H14V97H12ZM11 98V100H13ZM46 98V97H45ZM80 98V97H79ZM97 98V97H96ZM101 98V97H100ZM108 98V97H107ZM106 98V99H107ZM110 98V97H109ZM115 98V97H114ZM143 98V97H142ZM144 98V99H145ZM162 98V97H161ZM166 98V97H165ZM168 98V97H167ZM178 98V97H177ZM189 98H190V100L192 101V103H191V101H190V103H189V108H187L188 110L190 109V107H191V105L190 104H196V105H194V106H197L198 105V101H195V100H197V98H198V100H199V104H200V106L198 105V107H194L193 105V107H194V109L196 108V112L193 114L194 115V117L193 118H191L190 117V115L192 114L191 113V111H188V110H186L185 109V107L186 106H184V105H187L188 106V102H186L185 103V101H187V100H189ZM204 98V97H203ZM211 98H213V97H211ZM221 98V97H220ZM232 98V97H231ZM237 98H238V96H237ZM251 98H253V96L251 97ZM257 98H259V97H257ZM256 98V99H257ZM262 98H264V97H262ZM3 99V98H2ZM21 99V98H20ZM23 99V98H22ZM29 99H31V100H33V102L35 101L32 97L31 98H29ZM28 99V100H29ZM36 100H37V98H35ZM43 99V98H42ZM47 99H48V101L50 100H53V99H50V98H48L47 97ZM60 99H62V98H60ZM71 99V98H70ZM87 99V98H86ZM95 99V98H94ZM105 99V98H104ZM111 99V98H110ZM109 99V100H110ZM113 99V98H112ZM111 99V100H112ZM120 99V100H119ZM115 98V100H116V102L118 101L119 103H120V101L122 100L121 99V97L120 98ZM133 101H135V102H133ZM135 99V100H134ZM138 99V98H137ZM147 99V98H146ZM170 99H172V98H170ZM169 99V100H170ZM218 99H219V97H218ZM221 99H223V96H222V98ZM227 99V98H226ZM254 99V98H253ZM9 100V99H8ZM10 100V101H11ZM19 100V99H18ZM27 100V99H26ZM26 100H24L25 102H26ZM30 100V101H31ZM55 100V99H54ZM57 100V101H58ZM62 100H66L67 101V99H62ZM79 100V99H78ZM77 100V101H78ZM81 100H82V98H81ZM91 100V99H90ZM103 100V99H102ZM109 100H107L108 101V103L109 104H113V103H110L109 102ZM141 100V99H140ZM155 100H157V99H155ZM166 100V99H165ZM174 100H176L175 99V97H174ZM178 101H180L181 99H177ZM208 100V99H207ZM207 100H205L206 102H207ZM210 100V99H209ZM208 100V101H209ZM225 100V99H224ZM229 100H230V98H229ZM259 102H260V98L259 99H257ZM2 101V100H1ZM1 101H0V103H1ZM16 101V100H15ZM23 101V100H22ZM23 101V102H24ZM30 101H28V103L27 104H29V102ZM45 101V100H44ZM47 101V100H46ZM60 101V100H59ZM76 100L74 101V103L75 102H77ZM84 101H85V99H84ZM93 101H95V100H93ZM92 101V102H93ZM98 101L99 100H97V102L96 103H98ZM150 101V100H149ZM167 101V100H166ZM165 101V102H166ZM172 101H173V99H172ZM177 101V102H178ZM196 102V103H193V102ZM204 101V100H203ZM214 101V100H213ZM212 101V102H213ZM216 101V100H215ZM215 101L213 102L214 104H215ZM249 101V100H248ZM252 101V100H251ZM250 101V102H251ZM258 101L256 102V104L258 103ZM3 102V101H2ZM14 102V101H13ZM22 102V103H23ZM24 102V104H26ZM32 102V101H31ZM40 102H43L42 100L40 101ZM52 102V101H51ZM50 102V104H52ZM53 102H55V101H53ZM61 102H63V101H60V103ZM71 102H73V101H71ZM103 102V101H102ZM106 102V101H105ZM113 102V101H112ZM132 102L136 105H134V107H133V105H132ZM140 102H142V101H140ZM143 102H145V101H143ZM146 102H148V100L146 101ZM152 102V101H151ZM155 102H157V101H155ZM158 102H160V101H158ZM162 102V101H161ZM217 102V101H216ZM222 102V101H221ZM263 102V101H262ZM4 103V102H3ZM18 103H20V102H18ZM18 103H17V105H18ZM21 103V104H22ZM36 102H34V104H35ZM45 103V102H44ZM42 104V106H44L45 107V105L47 104V102H46V104ZM59 103V102H58ZM59 103V104H60ZM67 103H68V101H67ZM70 103V102H69ZM86 103H87V101H86ZM88 103L89 104H86V106H89L90 105V102L88 101ZM153 103H154V101H153ZM185 103V104H184ZM204 103V102H203ZM223 103V102H222ZM226 103H228L227 101H226ZM233 103V102H232ZM240 103V102H239ZM244 103V102H243ZM247 103V106H248V104L249 105H251V107H252V105L254 104V105H256L255 104V101L253 102V104H252V102H251V104L250 103H248V102H246ZM5 104V103H4ZM20 104V105H21ZM33 104V105H34ZM37 104H38V102H37ZM62 105H63V103H61ZM65 104V103H64ZM71 104V103H70ZM73 104V103H72ZM76 104V103H75ZM77 104H80L79 102L77 103ZM82 104V103H81ZM101 104V103H100ZM114 104H116V103H114ZM123 104L121 105V106H123ZM129 104H130V106H129ZM154 104H156V103H154ZM179 103H178V105H180ZM203 106H202V105ZM205 104V103H204ZM208 105H209V103H207ZM235 104V103H234ZM264 104V103H263ZM13 105H15L14 103H13ZM16 105V106H17ZM19 105V106H20ZM23 105V104H22ZM32 105V104H31ZM57 105V107L58 106H61V105H58V104H56ZM67 105H69V104H67ZM74 105V104H73ZM83 105V104H82ZM85 105V104H84ZM105 105V104H104ZM125 105L128 107H130V108H127V107H125ZM145 105V104H144ZM144 105H142V106H144ZM151 105V104H150ZM157 105V104H156ZM161 105V104H160ZM164 105V104H163ZM163 105H161V106H163ZM172 105V106H171ZM175 105V104H174ZM176 105H177V103H176ZM212 105V104H211ZM216 108H218V104L216 103ZM226 104H224V106H225ZM230 105V104H229ZM259 104H257V106H258ZM6 106V105H5ZM5 106H4V108H5ZM12 106V105H11ZM47 106V105H46ZM71 106V105H70ZM92 106V105H91ZM99 106V105H98ZM106 107H108V105L106 104L105 105ZM140 106V105H139ZM153 106V105H152ZM151 106V107H152ZM160 106V107H161ZM215 106V105H214ZM221 106V105H220ZM232 106V105H231ZM238 106H240V105H238ZM243 106V105H242ZM256 106V107H257ZM13 107H15V106H13ZM12 107V108H13ZM23 107V106H22ZM27 107H29V106H27L26 105V108ZM33 107V106H32ZM41 107V106H40ZM43 107V109H45ZM57 107H56V109H57ZM65 107V106H64ZM85 107V106H84ZM101 107H102V104H101ZM141 107V106H140ZM145 107H146V105H145ZM145 107L144 108H142L143 110L145 109ZM165 107V106H164ZM163 107V108H164ZM177 107H180V106H177ZM209 107V106H208ZM227 107V106H226ZM234 108H236L235 106H233ZM254 107V106H253ZM259 107H261L262 108V106H261V103H260V106ZM17 108H18V106H17ZM20 108V107H19ZM18 108V109H19ZM25 108V107H24ZM25 108V109H26ZM31 108V107H30ZM36 108H37V105H36ZM42 108V107H41ZM52 108H54V110L56 111V112H59L58 114H60V110H62L63 112H64V110L65 109H67V108H62V109H60V110H56L55 109V107L53 106ZM51 108V106L49 107V109L51 110L52 109ZM114 108V107H113ZM122 108V109H123ZM148 108V107H147ZM153 108H156V107H153ZM152 108V109H153ZM165 108V109H166ZM210 108V107H209ZM215 107H213V109H214ZM216 108L214 109L215 111H217V112H215V113H218V110H216ZM221 108V107H220ZM224 108L225 107H223V108H221L222 110H224ZM245 108V107H244ZM260 108V109H261ZM9 109V108H8ZM14 109V108H13ZM21 109V108H20ZM48 109V110H49ZM64 109V110H63ZM73 109V108H72ZM84 109V108H83ZM82 109V110H83ZM87 110H88V108H86ZM101 109V108H100ZM102 109H104V107L102 108ZM108 109V108H107ZM110 109H112V108H110ZM117 109H119V108H117ZM149 109V108H148ZM159 109V106L157 107V109H154V110H158ZM184 109H185V111L187 112H184ZM191 109H193L192 107H191ZM206 110V112H205V110ZM211 109V108H210ZM209 109V110H210ZM240 109H242L243 110V108H239V110ZM253 109H255V107L253 108ZM256 109H258V107L256 108ZM260 109H258V110H260ZM4 110V109H3ZM10 110H11V107H10ZM10 110L8 111L9 113H10ZM26 110H28V109H26ZM50 110H49V112H50ZM53 110V109H52ZM81 110V109H80ZM86 110V111H87ZM105 110H106V108H105ZM137 110H139V109H137ZM141 110V109H140ZM150 110V109H149ZM148 110V111H149ZM164 110V109H163ZM212 110V109H211ZM230 110H232V109H230ZM234 110V109H233ZM232 110V111H233ZM249 110V109H248ZM247 110V111H248ZM2 111V110H1ZM1 111H0V113H1ZM17 111V110H16ZM19 111V110H18ZM24 112H25V110H23ZM22 111V112H23ZM35 111V110H34ZM42 112H44V111H47V109H45L44 111L43 110H41ZM54 111V112H55ZM71 111H73V110H71ZM71 111L69 110L68 112L72 115V113H71ZM107 111H110V110H107ZM116 111V110H115ZM147 111V110H146ZM147 111V112H148ZM184 113H183V112ZM228 111V110H227ZM226 111V112H227ZM235 111V110H234ZM241 111V110H240ZM255 111V110H254ZM257 111V110H256ZM264 111V110H263ZM27 112V111H26ZM30 112H32V111H30ZM51 112H53V111H51ZM62 112V113H63ZM65 112H67V111H65ZM76 112H78L77 110H76ZM75 112V113H76ZM88 112V111H87ZM117 112V111H116ZM116 112H114V113H116ZM121 112V111H120ZM119 112V113H120ZM140 112H143V111H140ZM152 112V111H151ZM150 112V113H151ZM156 112V111H155ZM154 112V113H155ZM205 112V113H204ZM225 112V111H224ZM223 112V113H224ZM230 112V111H229ZM239 112V111H238ZM246 112V111H245ZM249 112V111H248ZM3 113V112H2ZM13 113H14V110H13ZM13 113L11 114L12 116H14L13 115ZM28 113V112H27ZM33 113V112H32ZM75 113H73L74 115H75V117H76V114ZM89 113V112H88ZM87 113V114H88ZM106 113V112H105ZM108 113V112H107ZM121 113H124L123 111L121 112ZM127 113V112H126ZM128 113L130 114V116H132V117H130L129 115V119H130V123H131V126L130 127H133V126H136V127H134V128H137V126L139 127V128H141L142 127V129L143 128H145V127H147L149 124H147V123H149L148 121H147V123H143V122H146L144 119L143 120H140L139 121V118H140V116H138V114L136 113H134L133 112V115L128 111ZM208 113H209V111H208ZM220 113H221V111H220ZM240 113V114H239ZM238 114H239V117L241 116V112H239ZM256 113V112H255ZM261 113V112H260ZM8 114V113H7ZM15 114V113H14ZM20 114V113H19ZM23 114H25V113H23ZM29 114V113H28ZM39 114V113H38ZM45 114H47V118H48V115L49 116H51L50 117V119L53 117L52 115H50V114H48V113H45ZM64 114H66V116H67V118H68V115H67V113H64ZM69 114V115H70ZM99 114V113H98ZM110 114H111V112H110ZM110 114L108 113V115L110 116ZM141 114H144V113H141ZM147 113L145 112V115H146ZM149 114V113H148ZM152 115H153V112L151 113ZM151 114H150V116H151ZM211 114V113H210ZM231 114V113H230ZM235 114V113H234ZM249 114V113H248ZM262 114V113H261ZM10 115V114H9ZM16 115V114H15ZM18 115V114H17ZM36 116H38L37 114H35ZM40 115V114H39ZM56 115V113L54 114V116ZM74 115H72L73 117H74ZM92 115V114H91ZM144 115V116H145ZM170 115H172V116H170ZM212 115H213V113H212ZM216 115V114H215ZM225 115V114H224ZM247 115V114H246ZM0 116H2V114L0 115ZM6 116V115H5ZM4 116V117H5ZM31 116V115H30ZM90 116V115H89ZM118 116V115H117ZM123 116V115H122ZM121 115H120V117H122ZM125 116H126V114H125ZM143 115H142V118L144 117ZM148 116V115H147ZM189 116V117H188ZM210 116V115H209ZM231 116V115H230ZM235 116V115H234ZM233 116V117H234ZM243 116V115H242ZM253 116V115H252ZM263 116V115H262ZM15 117V116H14ZM13 117V118H14ZM20 117V116H19ZM23 117H25V119L27 120V118H26V116H23ZM34 117V116H33ZM43 118H44V116H42ZM58 117V116H57ZM91 117V116H90ZM146 117V116H145ZM152 117V116H151ZM153 117H155V116H153ZM171 117V118H170ZM177 117V118H176ZM204 117H206V118H208L207 117V115L205 116L204 115ZM216 117V116H215ZM214 117V118H215ZM223 117V116H222ZM233 117H231V118H233ZM239 117H237V118H239ZM257 117V116H256ZM3 118V117H2ZM11 118V117H10ZM22 118V115H21V117L19 118V119H21ZM32 118V117H31ZM37 118V117H36ZM61 118H64V117H62L61 116ZM66 118V117H65ZM71 118V117H70ZM78 118V117H77ZM108 118V117H107ZM126 118V117H125ZM146 118H148V117H146ZM150 118V117H149ZM148 118V119H149ZM206 118H204V120L206 119ZM210 118V117H209ZM231 118H228V119H231ZM235 118H236V116H235ZM236 118V119H237ZM241 118V117H240ZM250 118H251V116H250ZM258 118V117H257ZM264 118V117H263ZM6 119V118H5ZM9 119V118H8ZM30 119V118H29ZM38 119V118H37ZM45 119V118H44ZM49 119V120H50ZM54 119V118H53ZM59 119V118H58ZM58 119H56V116H55V121H56V123L58 122ZM69 119V118H68ZM74 120H75V118H73ZM72 119V120H73ZM81 119V118H80ZM115 119H116V117H115ZM129 119H127V120H125V121H128ZM152 119V118H151ZM174 119V120H175ZM202 119V121H204L203 120V118H201ZM211 119H213V118H211ZM216 119V118H215ZM242 119V118H241ZM240 119V120H241ZM244 119V118H243ZM246 119V118H245ZM249 119V118H248ZM258 119H260V118H258ZM2 119L0 118V121H1ZM7 120V119H6ZM5 120V121H6ZM10 120H12V119H10ZM9 120V121H10ZM18 120V119H17ZM24 120V119H23ZM52 120V119H51ZM54 120H52V122H54L55 123V121ZM61 120V119H60ZM64 120V119H63ZM98 120V119H97ZM103 120V119H102ZM108 120V119H107ZM121 120V119H120ZM173 120V121H174ZM181 120L182 121H184V122H181ZM189 120H187L188 122H189ZM209 120V119H208ZM235 120V119H234ZM239 120V119H238ZM239 120V121H240ZM250 120V119H249ZM253 120V119H252ZM65 121H66V119H65ZM64 121V122H65ZM77 121H79V119L77 120ZM82 121V120H81ZM80 121V122H81ZM96 121V120H95ZM116 121V120H115ZM123 121V120H122ZM133 121H134V124H133ZM192 121V120H191ZM194 121V120H193ZM198 121H201V120H198ZM213 121H214V119H213ZM224 122H226L225 120H223ZM237 121V120H236ZM243 121H245V122H247L246 120H243ZM24 122V121H23ZM26 122V121H25ZM32 122V121H31ZM40 122V121H39ZM83 122V121H82ZM90 122V121H89ZM104 122V121H103ZM110 122V121H109ZM119 122V121H118ZM121 122V121H120ZM154 122V123H153ZM166 122H168V124L166 123ZM172 122V121H171ZM175 122V121H174ZM187 122V123H188ZM215 122V121H214ZM241 123H243L242 121H240ZM239 122V123H240ZM253 122H255L254 120H253ZM5 124H6V122H4ZM8 123V122H7ZM12 123V122H11ZM18 123H20L19 122V120H18ZM22 123V122H21ZM33 123H34V121H33ZM47 123V122H46ZM49 123H50V121H49ZM48 123V124H49ZM59 123H60V121H59ZM73 123V122H72ZM78 124H79V122H77ZM95 123V122H94ZM100 123V122H99ZM116 123V122H115ZM123 123H124V121H123ZM141 123H143L144 124V127H143V124H141ZM183 123H184V125H183ZM191 123V122H190ZM193 123H197V122H193ZM201 123V122H200ZM208 123V122H207ZM249 123H251V121L249 122ZM4 124V125H5ZM10 124V123H9ZM13 124H15L14 122H13ZM23 124V123H22ZM38 124V123H37ZM52 124V123H51ZM68 124V123H67ZM67 124H66V126H67ZM81 124V123H80ZM82 124H84V123H82ZM136 124V125H135ZM145 124H147L146 126H145ZM171 124V123H170ZM173 124V123H172ZM189 124V123H188ZM198 124H199V122H198ZM201 124H203V123H201ZM209 124H211V123H209ZM217 124H219V126H220V121H219V123L217 122ZM233 124H234V121H233ZM232 124V125H233ZM236 124V123H235ZM260 124V123H259ZM263 124V123H262ZM3 125V124H2ZM19 125V124H18ZM18 125H16V126H18ZM25 125V124H24ZM41 125V124H40ZM59 125V124H58ZM69 125V124H68ZM73 125V124H72ZM77 125V124H76ZM119 125V124H118ZM122 125V124H121ZM124 125H126V124H124ZM130 125V124H129ZM128 125V126H129ZM176 126H177V124H175ZM195 125H197V124H195ZM213 125V124H212ZM225 125V124H224ZM230 125V124H229ZM229 125H227L228 127H229ZM232 125H230V126H232ZM23 126V125H22ZM27 126V125H26ZM26 126H24V127H26ZM31 126V125H30ZM51 126V125H50ZM49 125H48V127H50ZM53 126V125H52ZM56 126H57V124H56ZM60 126H62V125H60ZM65 126V125H64ZM78 126V125H77ZM81 126H83V125H80L79 127H81ZM86 126V124L84 125V127ZM88 126V125H87ZM89 126L90 127H92V125L89 123ZM123 126V125H122ZM150 126L148 127V129L150 128ZM161 126V127H160ZM170 126V125H169ZM176 126L174 127V128H176ZM205 126H207V125H205ZM205 126H203V127H205ZM215 125H213V127H214ZM226 126V125H225ZM234 126V125H233ZM233 126H232V128H233ZM241 126H242V124H241ZM241 126L239 127V128H241ZM247 126V125H246ZM248 126H250L249 124H248ZM253 126V125H252ZM252 126H250V127H252ZM258 126V125H257ZM259 126H261V125H259ZM3 127H5V126H3ZM8 127H10V126H8ZM13 127V126H12ZM12 127H10V128H12ZM29 127V126H28ZM47 127V128H48ZM58 127V126H57ZM57 127H56V129H57ZM63 127V126H62ZM79 127H78V129H79ZM124 128L123 129H125V126H123ZM129 127V128H130ZM168 127V126H167ZM179 127V126H178ZM194 127L195 126H193V128H190V126H189V128L190 129H193L194 130ZM198 127V126H197ZM196 127V128H197ZM1 128V127H0ZM20 128H21V125H20ZM53 128H54V126H53ZM59 129H62V128H60V127H58ZM70 128V127H69ZM72 128V127H71ZM81 128H83V127H81ZM89 128V127H88ZM109 128V127H108ZM107 128V129H108ZM122 128V127H121ZM169 129H171L170 127H168ZM174 128H173V130H174ZM187 128V127H186ZM219 128H222V126L221 127H219ZM260 128V127H259ZM15 129L17 130V127H15ZM22 129V128H21ZM24 129H26V128H24ZM50 129V128H49ZM74 129H77V128H74ZM84 129V128H83ZM158 129H156V130H158ZM169 129H167V130H169ZM200 129H201V125H200ZM206 129V128H205ZM205 129H202V130H205ZM209 129V128H208ZM216 129V128H215ZM218 129V128H217ZM216 129V130H217ZM225 129V128H224ZM224 129H222V131L224 130ZM245 129H248V128H245ZM2 130V129H1ZM4 130V129H3ZM2 130V131H3ZM27 130V129H26ZM65 130H66V128H65ZM64 130V131H65ZM130 130V129H129ZM135 130V129H134ZM138 130V129H137ZM137 130H135L136 132H137ZM146 131H147V129H145ZM144 130V131H145ZM154 131L153 133H155V132H157V131ZM164 130V129H163ZM165 130H166V127H165ZM172 130V129H171ZM171 130H169V131H171ZM178 130V132L177 133H179V129H177ZM183 130V129H182ZM196 130V129H195ZM195 130H194V132H195ZM198 130V129H197ZM210 130V129H209ZM208 130V131H209ZM216 130H215V132H216ZM229 130H230V128H229ZM233 130V129H232ZM243 130V129H242ZM248 130H250V129H248ZM248 130H246V131H248ZM253 130V129H252ZM262 130V129H261ZM11 131H13L12 129H11ZM15 131V130H14ZM13 131V132H14ZM24 132H25V130H23ZM30 131V130H29ZM28 131V132H29ZM35 131V130H34ZM51 131V130H50ZM50 131H48V132H50ZM111 131V130H110ZM127 131H128V129H127ZM132 131H133V129H132ZM140 131V130H139ZM152 131V130H151ZM151 131H149L148 130V132H151ZM169 131H168V133H169ZM175 131V130H174ZM188 131H189V129H188ZM206 131V130H205ZM213 131H214V129H213ZM218 131H219V129H218ZM226 131V130H225ZM228 131V130H227ZM234 131H235V129H234ZM245 131V130H244ZM5 132V131H4ZM18 132H19V130H18ZM23 132V133H24ZM32 132V131H31ZM35 132H40L41 133V131L39 130V131H35ZM53 132H54V130H53ZM62 133V130L61 131H59V133ZM66 132V131H65ZM64 132V134H62L64 137H65V134H69V133H65ZM75 132H76V130H75ZM78 132V131H77ZM106 132V131H105ZM129 132V131H128ZM141 132V131H140ZM162 132V131H161ZM160 131H159V133H161ZM182 132V131H181ZM197 132V131H196ZM237 132V131H236ZM243 132V131H242ZM250 132V131H249ZM8 133V132H7ZM27 133V132H26ZM43 133H45V132H43ZM43 133H41V134H43ZM47 133V132H46ZM50 133H52V132H50ZM55 133H58V131L57 132H55ZM58 133V135L57 136H59L60 134ZM81 133V134H80ZM79 134L80 135H82V131L80 132ZM95 133V132H94ZM119 133V132H118ZM133 133H135V132H133ZM137 133H139V132H137ZM137 133H135V134H137ZM183 133V132H182ZM186 133V132H185ZM197 133H200V131L199 132H197ZM205 133V132H204ZM209 133V132H208ZM219 133V132H218ZM235 133V132H234ZM233 133V136L235 135ZM238 133V132H237ZM244 133V132H243ZM247 133V132H246ZM252 133V132H251ZM0 134H2L1 136L3 137L4 135H6V134H3L2 132H0ZM10 133H8V135H9ZM28 134H30V136H31V133L29 132ZM53 134V133H52ZM51 134V135H52ZM76 134V133H75ZM107 134V133H106ZM125 134V133H124ZM127 134V133H126ZM129 134H132V132H130ZM142 134H144V132L142 133ZM141 134V135H142ZM151 134V133H150ZM158 134V133H157ZM164 133H162V135H163ZM170 134V133H169ZM174 134V133H173ZM190 134V133H189ZM200 134H202V133H200ZM213 134H215V133H213ZM230 134V133H229ZM238 134H240V133H238ZM249 134V133H248ZM247 134V135H248ZM10 135H12L13 136V133L12 134H10ZM18 135V133L16 134V136ZM33 135H34V132H33ZM46 135H48V134H46ZM56 135V134H55ZM70 135V134H69ZM74 135V134H73ZM109 135V134H108ZM139 135V134H138ZM147 135V134H146ZM192 135V134H191ZM204 135V134H203ZM220 135V134H219ZM218 135V136H219ZM230 135H232V132H231V134ZM245 135V134H244ZM18 136H20V135H18ZM17 136V138L19 139V137ZM22 136V135H21ZM21 136H20V138H21ZM26 136H28V135H25V137ZM36 136V135H35ZM37 136H38V134H37ZM50 136V135H49ZM56 136V137H57ZM67 136V135H66ZM111 136V135H110ZM113 136V135H112ZM116 136V135H115ZM121 136V135H120ZM127 136V135H126ZM129 136V135H128ZM132 136V135H131ZM135 136V135H134ZM167 136H168V134H167ZM171 136V135H170ZM173 137L175 136V134L174 135H172ZM183 136V135H182ZM187 136V135H186ZM195 136V135H194ZM199 136V135H198ZM210 136V135H209ZM215 136V135H214ZM236 136H237V134H236ZM7 137H9V136H7ZM34 136H32V138H33ZM42 137V136H41ZM43 137H45V136H43ZM60 137H62L61 135L59 136V140L60 139H62V138H64V137H62V138H60ZM68 137V136H67ZM76 137H78V136H76ZM75 137V138H76ZM92 137V136H91ZM97 137V136H96ZM102 137H103V135H102ZM105 137V136H104ZM117 137H119V135L117 134ZM116 137V138H117ZM144 137V136H143ZM161 137V136H160ZM178 137V136H177ZM177 137H176V139H177ZM181 137V136H180ZM183 137H185V136H183ZM188 137H190V135L188 136ZM197 137V136H196ZM203 137V136H202ZM220 137V136H219ZM219 137H214L215 139H217V138H219ZM229 135L226 137L227 139H225L224 138V140L226 141L227 140V142H228V140H229V138H231V137H229ZM242 137V136H241ZM3 138H5V137H3ZM9 138H11V136L9 137ZM32 138H30L29 137V139L31 140V141H33L32 140ZM38 139H36V140H39V138L40 137H37ZM50 138V137H49ZM48 138V139H49ZM72 138H73V136H72ZM75 138H73V140L75 139ZM84 139L85 138H87L86 136L85 137H83ZM115 138V137H114ZM122 138H123V136H122ZM165 138H166V136H165ZM170 138V137H169ZM179 138V137H178ZM203 138H206V137H203ZM210 138V137H209ZM211 138H213L212 137V135H211ZM213 138V139H214ZM238 138V137H237ZM236 137H235V139H237ZM240 138V137H239ZM243 138H244V136H243ZM0 139H1V137H0ZM13 139V138H12ZM11 139V140H12ZM52 139H54V141H58V138L56 139V138H52ZM52 139L50 140V142L52 141ZM65 140H69V138H64ZM64 139H62L61 141H64ZM81 139V138H80ZM90 139V138H89ZM98 139V138H97ZM99 139H101V138H99ZM112 139V138H111ZM119 139V138H118ZM135 139V138H134ZM142 139H144V138H142ZM151 139V138H150ZM242 139V138H241ZM241 139H240V141H241ZM4 140V139H3ZM15 140V139H14ZM21 140V139H20ZM26 140L28 141V139L26 138ZM29 140V141H30ZM47 140V138L44 140L45 142H47V143H49L48 141H46ZM83 140V139H82ZM87 140V139H86ZM93 140V139H92ZM113 140H115V139H113ZM121 140V139H120ZM124 140V139H123ZM163 140H164V138H163ZM169 140V139H168ZM167 140V141H168ZM173 140V139H172ZM199 140V139H198ZM197 140V141H198ZM220 140V139H219ZM223 140V139H222ZM231 140H233V139H231ZM258 140V139H257ZM5 141L6 140H4V142L3 143H5ZM40 142H42L41 140H39ZM61 141L60 142H58V143H61ZM76 140H74V141H72L73 142V144H74V142H75ZM77 141H79V139H77ZM84 141V140H83ZM93 141H97L96 139L95 140H93ZM104 142H106L105 141V138H104V140H103ZM102 141V142H103ZM157 141V140H156ZM165 141V140H164ZM166 141V142H167ZM185 141V140H184ZM203 141V140H202ZM239 141V140H238ZM236 142V143H234L235 145L233 146L234 148H230V147H225V146H223L224 145V141L222 142L223 143V145L221 146V148H219L220 147V144H219V142H218V146L217 145H215V144H213L214 146H210V145H212V144H209V146L206 148L207 150H209V148L211 149V150H213V151H207V150H203L204 151V153L207 151L208 153H206V154H204V155H206V160L205 159H203V160H205L204 161V163H206V164H204V165H207L206 166V168L204 167V165L201 163V161H200V163L203 165V167H202V165L200 164V167L199 166H196L197 164V162L195 163V166H196V169L197 168H199L198 170H197V174L195 173V171H194V173L196 174V176H197V178H198V176L199 175H201V176H199L200 178L197 180V178H196V176H195V178L193 179V178H191V179H193L194 180V182L192 181V180H190L191 181V183L189 184L188 183V187H190V188H187V187H185V188H187L186 189V191L188 190V189H191V190H189V191H187L188 193H189V195H190V197L188 196V194H186V195H184V198L183 197H181V196H179V198H178V195L177 194H174V192H173V190L176 188L177 189V185H176V187L175 188H172L171 186L170 187H168L170 184L168 183H165V181H164V184H167L168 186V188L169 189H165V191L162 193V195L165 193V195H164V197L162 198V195L161 194H157V192L158 193H161V192H159L158 190H156L157 192H155L157 195H155V197L156 196H158V197H160V195H161V197H160V200H158V198H156L155 200L153 199V202H152V199L151 198H149V200H148V204H151V202L153 203V204H151V206L152 205H154L155 207H154V209L153 208H151L150 207V205L148 206V204H147V201H146V203L145 204H147V206H148V208L150 207V209L149 210H145V209H143V210H145V212H148L149 214H151V215H149L148 213H146L147 214V216L149 215V216H153V213H154V216L156 215V220H157V222H152V220L150 219V221L152 222V223H150L149 222V218H151V217H145L146 216V214L144 213V214H142L141 213V216L142 217H140V218H143V216L147 219L148 218V220H146L145 219V221L143 220V222L146 224V226L149 224H151L152 225V228L150 227V230L152 229L153 231V233H151V231L150 230H148L149 229V226H147V230H145L146 228V226H144L145 224L144 223H142V220H141V222H140V220L138 219V222H140V223H137V225L139 224V225H141V227L138 229L139 231V233H143L144 235H145V233L147 234L146 236H144L143 237V234L141 235V237L139 236V233L137 232V230L136 229H133L132 228V224L131 223H129L130 225H128V226H125V224L127 225L128 224V222L125 220V218H123V219H120L121 218V216H122V212L121 213H119V219H120V221L122 220V225L124 226V228H122V227H117V225L119 226V220H117L116 222H117V225H116V227H115V230H111V231H114V233L117 235H119L120 236V234L118 233V232H120V231H118V230H120L121 228V232H122V230H123V232H124V235L126 236V237H128L129 238V236H131V235H133V236H135L137 239H139L138 241H140V242H135V238L133 239L132 238V236L130 237V239H128V241H131V242H129V244L127 243V238H126V240H125V238L124 239H122L123 237H121V239H122V241H123V243L120 241L121 239L120 238H116V235H114L113 234V237L115 236V238L116 239H118V240H115V241H117V242H115V246H117V244L116 243H118V242H121V243H118V247L119 248H117V247H115L114 245H113V243H114V241H113V243L111 244V240H112V236H111V234L113 233V232H111L110 230H106V233H109V234H107V235H109V237L108 238H111V240H110V242L108 243H106V245H104V246H107V244L109 245V246H111V245H113V246H111V248L113 249V248H115V249H117V251H119L120 252V249L122 250L121 251V253H122V255L124 256L125 255V253L124 252H126L127 253V251L128 252H130L131 250H127V249H130L129 247H131L132 246V242H135V245H136V243L139 245L140 243H141V239H142V242L144 243V239H146V237H147V241H149V242H147V244H148V246H146L147 244H140L139 246H137V247H139L140 248V254L137 252V254L139 255V256H143L142 254L144 253H146L147 254V257H146V255H144L147 259H145L144 257V260H149V261H151V259H152V263H153V259L156 257V259L157 258H160L159 260H161L162 262H161V264L163 263V264H182V262H183V260L182 261H179V260H181V259H179V256H181V257H184V255L182 256V253H186V252H188V250H186V249H190V247L191 246H193L194 244H197L196 246H195V248H198L199 246H198V243H202V241L200 240V242H199V239H201V238H203V235L205 234H203V232H205L204 231V229H207L206 231H207V233L206 234H208V229L209 230H213L214 231V233H211V231H209V233L210 234H208V235H204L205 237L204 238H206V237H208L209 238V240L210 239H212V237L210 238V235L212 236L213 234H217V237H216V239L220 236V238L222 237V239H223V241L225 242L224 243V245H227L226 247H222L223 249V251H225V250H227L228 252H230L229 254V256L227 257L226 255H224V253L222 252V250H219V249H217V251H215V249L213 250V248H216L215 246L217 245L215 242V244H213V241H212V243L210 242V241H205V239H202V240H204V242H205V244H206V246H205V244L203 245L202 244V251L201 252H203L202 254H199V253H201V252H199L198 250H200L201 249V247H199L200 249H197V250H195V251H198L197 253H198V258H196V259H199L198 261H201V263L202 264H242L243 262H245V264L247 263V261L249 262V264H251V262L254 260V258H256V260H261V263L263 262L264 263V154L262 155V153L264 152V148L262 149V148H260L259 150H260V153H261V155L259 154V152H257L259 155H260V157H258L257 156V154H255L256 153V151L254 152L253 150H251L252 152H250L249 150H247V151H249L250 152V154L249 155H246V151H245V143H242L240 146L238 145V143L239 142ZM243 141H244V139H243ZM7 142H8V140H7ZM17 142V141H16ZM18 142H19V140H18ZM20 142H26L25 140L23 141V136H22V141H20ZM35 142V141H34ZM33 142V143H34ZM53 142V141H52ZM67 143H68V141H66ZM90 142V141H89ZM100 142H101V140H100ZM112 142V141H111ZM114 142H116V141H114ZM149 142V141H148ZM152 142V141H151ZM161 142V141H160ZM163 142V141H162ZM173 142H174V140H173ZM192 142V141H191ZM196 142V141H195ZM195 142H194V144H195ZM199 142V141H198ZM210 142V141H209ZM213 142V141H212ZM2 143V142H1ZM11 143V142H10ZM14 143V142H13ZM21 143V144H22ZM26 143H29V142H26ZM43 143V142H42ZM41 143V145H45V143H43L42 144ZM56 143V142H55ZM70 143H71V141H70ZM84 143H86V141L84 142ZM153 143V142H152ZM158 143V142H157ZM172 143V142H171ZM205 143H206V141H205ZM211 143V142H210ZM216 143V142H215ZM221 143V144H222ZM250 143H252V142H250ZM17 144V143H16ZM35 144V143H34ZM34 144H32V145H34ZM51 144V143H50ZM64 145H65V141H64V143H63ZM72 144V145H73ZM79 144V143H78ZM98 144V143H97ZM126 144V143H125ZM155 144V143H154ZM190 144V143H189ZM192 144V143H191ZM199 144H201V142H199ZM263 145H262V147L264 146V143H262ZM1 145H4V144H0V146ZM5 145H7V143L5 144ZM31 145V146H32ZM40 145V146H41ZM57 145V144H56ZM82 145V144H81ZM99 145V144H98ZM105 145V144H104ZM131 145V144H130ZM138 145V144H137ZM168 145V144H167ZM180 145V144H179ZM198 145V144H197ZM206 145H207V143H206ZM226 145H227V143H226ZM244 145V146H243ZM8 146V145H7ZM20 146V145H19ZM25 146V145H24ZM27 146H29V145H27ZM26 146V147H27ZM38 146H39V143H38ZM47 146V145H46ZM52 146H54V148H52V149H50V150H56L57 148L55 147V145L53 144ZM59 146H61L62 147V145H58V147ZM67 146H68V144H67ZM66 146V147H67ZM175 146H177V145H175ZM181 146V145H180ZM192 146H193V144H192ZM200 146V145H199ZM218 147V149H217V147ZM259 146V145H258ZM11 147V146H10ZM17 147V146H16ZM21 147H22V145H21ZM33 147V146H32ZM41 147H43V146H41ZM48 147H51V145H49ZM65 147V146H64ZM73 147H74V145H73ZM111 147H112V145H111ZM136 147V146H135ZM171 147V146H170ZM196 147V146H195ZM194 147V148H195ZM201 147V146H200ZM204 147H206V146H204ZM212 147V148H211ZM215 147V148H214ZM251 147V146H250ZM1 148V147H0ZM8 148H9V146H8ZM11 148H13V145H12V147ZM15 148V147H14ZM13 148V149H14ZM28 148V147H27ZM31 148V147H30ZM38 148V147H37ZM36 148V149H37ZM56 148V149H55ZM63 148V147H62ZM69 148V147H68ZM167 148V147H166ZM169 148V147H168ZM199 148V147H198ZM214 148V149H213ZM247 148V147H246ZM252 148V147H251ZM254 148V147H253ZM12 149V150H13ZM40 149V148H39ZM49 149H47L48 151H49ZM113 149H115V148H113ZM112 149V150H113ZM148 149V148H147ZM192 149V148H191ZM190 149V150H191ZM249 149V148H248ZM255 149V148H254ZM6 150H8L7 148L4 150L3 149V152L4 151H6ZM15 150H17L18 151V154H19V151H21V149L20 150H18L17 148L15 149ZM22 150H23V147H22ZM31 150H32V148H31ZM42 150V149H41ZM44 150V149H43ZM52 151V152H55V151ZM62 150V149H61ZM60 150V151H61ZM134 150H135V148H134ZM165 150V149H164ZM188 150V149H187ZM196 150H198V149H196ZM200 150H201V148H200ZM258 150V151H259ZM2 151V150H1ZM8 151H10V150H8ZM25 151V150H24ZM23 151V152H24ZM32 151H35V150H32ZM57 151V150H56ZM114 151V150H113ZM119 151V150H118ZM118 151H116L115 150V152H118ZM137 151V150H136ZM192 151V150H191ZM202 151V152H203ZM2 152V156H3V154L5 153H3ZM13 152V151H12ZM28 152H29V150H28ZM39 152V151H38ZM37 152V155L39 154ZM44 152V151H43ZM63 151H61V153H62ZM121 152V151H120ZM119 152V153H120ZM138 152V151H137ZM136 152V153H137ZM140 152V151H139ZM163 152V151H162ZM198 152H199V150H198ZM7 153V152H6ZM17 153V152H16ZM34 153V152H33ZM46 153V152H45ZM48 153V152H47ZM46 153V154H47ZM50 153V152H49ZM58 153H59V150H58ZM123 153V152H122ZM126 152H124V154H125ZM133 153H135V152H133ZM135 153V154H136ZM146 153H147V151H146ZM155 153V152H154ZM157 153V152H156ZM245 153V154H244ZM8 154V153H7ZM14 154V153H13ZM12 154V155H13ZM36 154V153H35ZM35 154L33 155L34 157H35ZM44 154V153H43ZM51 154V153H50ZM53 154V153H52ZM51 154V155H52ZM56 154H57V152H56ZM55 154V155H56ZM112 154V153H111ZM117 154V153H116ZM123 154V155H124ZM243 154V155H242ZM248 154V153H247ZM5 155V154H4ZM45 155V154H44ZM57 155H59V154H57ZM109 155H110V153H109ZM115 155V154H114ZM120 155V154H119ZM127 155H128V153H127ZM126 155V156H127ZM132 155H134V154H132ZM131 155V156H132ZM185 155V154H184ZM191 155V154H190ZM7 156V155H6ZM15 157H16V155H14ZM18 156V155H17ZM19 156H20V154H19ZM42 156V155H41ZM45 156H48V155H45ZM44 156V157H45ZM112 156V155H111ZM118 156V155H117ZM180 156V155H179ZM197 156V155H196ZM8 157V156H7ZM13 157V156H12ZM21 157V156H20ZM38 158H40L39 156H37ZM100 157V156H99ZM108 157V156H107ZM119 157L120 156H118V159H119ZM187 157V156H186ZM189 157V156H188ZM191 157V156H190ZM0 158H2L1 156H0ZM3 158H4V156H3ZM9 158V157H8ZM36 158V157H35ZM109 158V157H108ZM113 158H116V156L115 157H113ZM121 158H122V156H121ZM177 158V157H176ZM175 158V159H176ZM183 158V157H182ZM203 158H205V157H203ZM259 158V159H258ZM6 159V157L1 161L2 163H4V160ZM17 159V158H16ZM41 159V158H40ZM181 159V158H180ZM195 159V158H194ZM200 159V158H199ZM244 159H245V162H244ZM255 159H257V160H255ZM11 160V159H10ZM25 160V159H24ZM36 160V159H35ZM34 160V161H35ZM42 160V159H41ZM44 160V159H43ZM109 160V159H108ZM111 160H113L112 158H111ZM117 160V159H116ZM121 160V159H120ZM119 160V161H120ZM169 160V159H168ZM182 160V159H181ZM202 160V159H201ZM243 160V161H242ZM254 160L256 161V162H254ZM18 161V160H17ZM53 161V160H52ZM176 161V160H175ZM183 161V160H182ZM5 162H7V161H5ZM12 162V161H11ZM18 162H20L21 163V161H20V158H19V161ZM36 162V161H35ZM38 162H40V160L38 161ZM38 162H36V163H38ZM109 162H110V160H109ZM114 162V160L112 161V162H110L111 164ZM184 162V161H183ZM187 162V161H186ZM13 163H15V161L13 162ZM12 163V164H13ZM34 163V162H33ZM32 163V164H33ZM35 163V164H36ZM42 162H40V164H41ZM43 163H45V161L43 162ZM42 163V164H43ZM115 163V162H114ZM119 163V162H118ZM122 163V162H121ZM165 163V162H164ZM185 163V162H184ZM199 163V162H198ZM5 164V163H4ZM7 164V163H6ZM6 164H5V166H6ZM10 164V163H9ZM12 164H10V165H12ZM16 164V163H15ZM15 164H13V167L15 168L16 166H14ZM17 164H19V163H17ZM31 164V163H30ZM35 164L33 165V168L32 169H34V166H35ZM167 164V163H166ZM166 164H165V166H166ZM177 164V163H176ZM183 164V163H182ZM188 163H186V165H187ZM1 165V164H0ZM25 165H26V163H25ZM37 165V164H36ZM53 165V164H52ZM110 165V164H109ZM154 165V164H153ZM164 165V164H163ZM194 165V164H193ZM4 166V167H5ZM8 166V165H7ZM18 166V165H17ZM38 166H40V165H38ZM43 166V165H42ZM41 166V167H42ZM128 166V165H127ZM182 166V165H181ZM180 166V167H181ZM190 166L191 165H189V171L188 172H190V170L192 169V168H190ZM1 167V166H0ZM20 166H18V168H19ZM22 167V166H21ZM44 167V166H43ZM42 167V168H43ZM151 167V166H150ZM153 167V166H152ZM163 167V166H162ZM167 167V166H166ZM166 167H164L165 169H167ZM192 167H194V166H192ZM204 169H207V170H202V168ZM244 167H246V170L244 169ZM2 168H3V166L1 167V171L3 172V170H2ZM9 168H11V166L9 167ZM9 168H6L5 167V170H4V173H1V171H0V173H1V175L0 176H3L2 174H4V176H3V178H1L0 177V188L1 187H7L6 189H7V191H5L6 192V194H4L3 192H1V191H4V187L0 190V202H3L4 201V203H6L5 205L3 204V206H5L4 208H7L8 206H12V205H15L16 204V202H18L17 204L19 205L20 203H19V201H22L23 200V196L26 194V192H24L23 191V193H25V194H23L21 191V193H22V195L20 196L19 194H18V190H24L26 187H27V185H28V182H29V180H26L27 178H28V176H27V174H26V179H24L23 177L25 176H23L22 177V175H21V177H22V179H24V180H26V181H28L27 182V184H26V182L25 181H22V179H20L19 178V176H17L18 178H19V180H18V178H17V180L19 181V183L20 182H22L21 184H19L18 183V181L16 180V182H14L15 180H14V178L13 177H11V175H13L14 177L16 176V175H18L19 173H21L22 172V170H21V172H17L16 174H13V172H10V170H12V171H14L13 169H9ZM17 168V167H16ZM15 168V169H16ZM24 168V167H23ZM27 168H29V167H27ZM36 168V167H35ZM40 168V167H39ZM42 168H40V169H42ZM51 168V167H50ZM110 168H111V166H110ZM158 168H160L159 166L157 167V172H158ZM172 168H173V166H172ZM174 168H176V167H174ZM183 169H184V171H185V167L183 166L182 167ZM188 168V167H187ZM243 169L244 171H243V173H239V175H240V177H242L243 176V174H244V176L242 177V178H238L239 177V175H238V172H237V174H235L234 176H236V177H234V176H232L233 174V172H235V171H238V170H235V169ZM4 169V168H3ZM7 169H9V172L11 173H9L8 174V170ZM37 169V168H36ZM35 169V170H36ZM54 169V168H53ZM58 169V168H57ZM108 168H106V170H107ZM151 169V168H150ZM156 169V168H155ZM181 169V168H180ZM182 169V170H183ZM195 169V170H196ZM239 169V170H240ZM20 170V169H19ZM105 170V169H104ZM105 170V171H106ZM109 170V169H108ZM110 170H112V169H110ZM171 170V169H170ZM175 170V169H174ZM187 170V169H186ZM199 170H202L203 172L205 171L206 173H204V176H203V174L202 173H200L201 171H199ZM235 170V171H234ZM5 171H7L6 173H5ZM17 171V170H16ZM23 171H25L24 169H23ZM33 171V170H32ZM37 172H38V170H36ZM114 171V169L111 171V172H113ZM152 171V170H151ZM165 171V170H164ZM176 171H179V169H176ZM191 171H193V170H191ZM198 171H199V173H198ZM15 172V171H14ZM27 172V171H26ZM29 172H31V170L29 171ZM35 171H33V173H34ZM51 172V171H50ZM162 172V171H161ZM168 172V171H167ZM175 172V171H174ZM182 172V171H181ZM242 172V171H241ZM39 173V172H38ZM52 173V172H51ZM110 173V172H109ZM109 173H107L108 174V176H109ZM119 173V172H118ZM160 173V172H159ZM159 173H158V175H159ZM164 172H162V174H163ZM208 173H210V175L208 174ZM5 174H6V178H4L5 177ZM23 174V173H22ZM161 174V175H162ZM169 174V173H168ZM168 174H166V175H168ZM173 174H176L177 176L179 175V174H177L176 172L175 173H173ZM181 174V173H180ZM184 174V173H183ZM182 174V175H183ZM185 174H186V171H185ZM193 174V173H192ZM206 174H208V175H206ZM214 176H213V175ZM29 175H30V173H29ZM35 175H37V174H35ZM64 176H65V174H63ZM105 175V174H104ZM112 175V174H111ZM120 175V174H119ZM157 175V174H156ZM157 175V176H158ZM161 175H160V177H161ZM187 175V174H186ZM194 175V174H193ZM206 175V176H205ZM8 176V177H7ZM30 176H32V175H30ZM39 176V175H38ZM105 176H107V175H105ZM155 176V175H154ZM170 176V175H169ZM168 176V177H169ZM172 176H174V175H172ZM181 176V175H180ZM211 176H213V177H211ZM232 176V177H231ZM9 177H10V179H9ZM33 177V176H32ZM70 177V176H69ZM72 177V176H71ZM112 177V176H111ZM162 177H164V176H162ZM161 177V178H162ZM179 177V176H178ZM185 177V176H184ZM188 177V176H187ZM207 177H210V178H208V180H207ZM8 178V179H7ZM13 178V182L11 181V179ZM34 178V177H33ZM38 178V177H37ZM61 178V177H60ZM67 178H68V175H67ZM108 178V177H107ZM120 178V177H119ZM157 178V177H156ZM159 178V177H158ZM171 177H169V179H170ZM179 178H182L183 179V177H179ZM179 178H177V179H179ZM206 178V179H205ZM15 179H16V177H15ZM29 179V178H28ZM64 179V178H63ZM76 179V181L75 182H77V178H75ZM103 179H106V178H104L103 177ZM152 179H153V177H152ZM155 179V178H154ZM172 179H173V177H172ZM242 179V180H241ZM32 180V179H31ZM38 180V179H37ZM117 180H119V179H117ZM156 180V179H155ZM180 180V179H179ZM196 180H197V182H196ZM34 180H32V181H30V182H32V183H34L33 182ZM62 181H64V180H62ZM69 181V180H68ZM71 181H72V179H71ZM122 181V180H121ZM120 181V182H121ZM144 181V182H143ZM150 181V180H149ZM154 181V180H153ZM157 181V180H156ZM162 181H163V179H162ZM168 181V179L166 180V182ZM171 181V180H170ZM170 181H168V182H170ZM183 181H185L184 179L182 180V182ZM188 181H189V179H188ZM111 182H113V180L111 181ZM141 182V181H140ZM142 184H146L147 183V181L145 182V180H142ZM160 182V181H159ZM172 182H173V180H172ZM176 182H178L179 183V181L178 180H176ZM175 182V184H177ZM181 182V181H180ZM186 182V181H185ZM238 182H240L241 184H239ZM18 183V184H17ZM26 184V187L24 186V189L22 188V186L23 185H25ZM55 183V182H54ZM57 183V185H58V183L59 182H56ZM56 183H55V185L54 186H56ZM63 184H64V182H62ZM68 182L66 181V188H67V186L68 185H70V183L69 184H67ZM121 183H125L124 181H122ZM138 183V182H137ZM150 183V182H149ZM36 184V183H35ZM52 184V183H51ZM72 184V183H71ZM139 184V183H138ZM137 184V185H138ZM141 184V185H142ZM151 184H152V182H151ZM150 184V185H151ZM164 184H160L162 187H163V185ZM173 184V183H172ZM175 184H174V186H175ZM180 184V183H179ZM182 184V183H181ZM180 184V185H181ZM21 185V188L19 187V186ZM30 185V184H29ZM28 185V186H29ZM33 186H34V184H32ZM50 185V184H49ZM73 185L74 184H72V186L71 187H73ZM110 185V184H109ZM108 185V186H109ZM111 185H118V182H117V184H116V181H115V183L114 184H111ZM120 185V184H119ZM125 185H126V183H125ZM125 185H123V186H125ZM153 185V184H152ZM186 185H187V183H186ZM193 185L194 187H192L191 188V186ZM36 186V185H35ZM39 186V185H38ZM123 186H121V187H123ZM126 186H128V185H126ZM147 186V185H146ZM158 186H159V184H158ZM157 186V187H158ZM165 186V185H164ZM182 187H184V185L182 184L181 185ZM181 186H178V187H180V190H181ZM58 187V186H57ZM70 189H73V188H75V187H73V188H71L70 186H68ZM80 187V186H79ZM105 187V186H104ZM104 187H102V188H104ZM114 186H112V188H113ZM119 187V186H118ZM145 186H143V189H144V191H145V189H146V187L144 188ZM150 187H152V186H150ZM149 187V188H150ZM160 187V186H159ZM162 187H160V189L162 188ZM166 187V186H165ZM196 187V188H195ZM19 188V189H18ZM28 188V187H27ZM31 188V190L33 189L32 188V186L30 187ZM38 188V187H37ZM100 188V187H99ZM109 188V187H108ZM108 188H107V190H108ZM136 187H134V189H135ZM141 188V187H140ZM148 188V189H149ZM155 188H156V186H155ZM184 188V189H185ZM52 189H54V188H52ZM115 188H113V190H114ZM121 189V188H120ZM119 189V190H120ZM124 189V188H123ZM133 189V188H132ZM133 189V191H135ZM159 189V190H160ZM163 189V190H164ZM173 189V190H172ZM184 189H182L183 191H184ZM30 190V191H31ZM39 190H40V188H39ZM55 190V189H54ZM69 190V189H68ZM101 190H103V189H101ZM109 190H110V188H109ZM118 190V191H119ZM124 190H126V191H128V190H130L131 192H132V190L131 189H124ZM123 190V191H124ZM150 190V189H149ZM152 190H153V187H152ZM162 190V191H163ZM178 190V189H177ZM181 190V191H182ZM36 191V190H35ZM38 191V190H37ZM37 191H36V193H37ZM53 191V190H52ZM52 191H51V193H52ZM69 191H71V190H69ZM81 191V190H80ZM105 191H106V188H105ZM111 192H112V190H110ZM117 191V190H116ZM126 191H124V192H126ZM130 191H129V194H130ZM140 191H141V189H140ZM144 191H142L143 193H144ZM175 191V190H174ZM182 191V192H183ZM14 192H17L16 193V195H18L20 198H21V200L19 199V197L17 198L14 194ZM19 192V193H20ZM33 192V191H32ZM67 192V191H66ZM74 192V191H73ZM72 192V196L75 194V193H73ZM77 192H79V191H77ZM84 193L86 192V191H83ZM95 193V191H92V193ZM98 192H100L99 190H98ZM114 192V191H113ZM145 192H147V191H145ZM177 191H175V193H176ZM178 192H180V191H178ZM20 193V194H21ZM31 193V192H30ZM35 193V194H36ZM40 193V192H39ZM39 193H37V194H39ZM82 193V192H81ZM93 193V194H94ZM102 193H104V192H102ZM118 193V192H117ZM121 193V192H120ZM138 193H139V190H138ZM154 193V194H155ZM172 193V194H171ZM184 193V192H183ZM2 194V195H1ZM7 194H13V195H10L9 197H8V195ZM29 193H27V195H28ZM34 194V195H35ZM37 194L35 195V197L34 198H36V196H37ZM53 194V193H52ZM78 194H80V192L78 193ZM86 194H87V192H86ZM86 194H85V197H87L86 196ZM88 194H89V192H88ZM93 194H92V196H93ZM98 193H96L95 195H97ZM109 194V193H108ZM112 193H110L108 196H110V197H112V195H111ZM113 194H116L115 192L113 193ZM122 194V193H121ZM139 194H141V193H139ZM149 194V193H148ZM147 194V195H148ZM152 194V193H151ZM151 194H149V195H151ZM167 194H170V197L171 198H169L168 196H167ZM3 195H4V197H3ZM30 195V194H29ZM31 195H32V193H31ZM33 195V196H34ZM40 195H41V193H40ZM76 195V194H75ZM82 195H83V193H82ZM91 195V194H90ZM89 195V196H90ZM94 195V196H95ZM105 195H107L106 194V192H105ZM118 195H119V193H118ZM117 195V196H118ZM124 195V194H123ZM128 195V194H127ZM133 196H134V194H132ZM132 195H131V197H132ZM143 194H141V198L143 197L142 196ZM146 195V196H147ZM183 195V194H182ZM7 198H6V197ZM13 196H15L16 198H17V200H15L14 198H13ZM33 196H32V198H33ZM53 195H51V196H49L50 198L52 197ZM55 196V195H54ZM69 196V195H68ZM79 196H81V195H79ZM78 196V197H79ZM91 196V197H92ZM99 196V195H98ZM102 196V195H101ZM114 196V195H113ZM117 196H114V198L113 199H116V197ZM125 196V195H124ZM135 196H136V198H138L137 197V195H136V192H135ZM187 196L189 197V201H190V203H189V201L187 202V200H186V198H187ZM13 198V200L12 199H10V198ZM26 197V196H25ZM24 197V198H25ZM56 197V196H55ZM70 197H71V194H70ZM69 197V198H70ZM85 197H82L81 196V198L83 199V198H85ZM104 195H103V198L102 199H104ZM109 197V199H110V202L112 201L113 202V200H111L112 198H110ZM120 197H121V195H120ZM129 197V196H128ZM151 197V196H150ZM153 197H154V195H153ZM152 197V198H153ZM186 197V198H185ZM262 197V198H261ZM6 198V199H5ZM68 198V197H67ZM68 198V199H69ZM94 199H97L96 198V196L95 197H93ZM92 198V199H93ZM99 198V197H98ZM107 197H105V199H106ZM125 198V197H124ZM123 198V199H124ZM135 198V197H134ZM143 198H145V197H143ZM147 199H148V197H146ZM146 198H145V200H146ZM166 198V199H165ZM169 199V201L171 200V199H173V200H171L172 202L171 203H179V204H181V205H179V206H183V203H185V202H187V203H185V206H183V207H181V208H179V206L178 207H176L175 205H174V214H176L177 213V215H173L174 217H173V219H177L178 218V215L180 216H182V220H183V218H184V216L186 217L187 216V212L189 213V211L190 210H192L190 213L191 214H193L194 213V211L196 210H199L198 212H201V213H194L193 214V216L192 215H190V214H188V216L187 217H189L188 218V220H189V222H188V220H184L185 222L187 221L189 224H190V227L189 226H187V228L189 227L190 228V230H191V223H190V221H192L191 219H197V218H194V217H197L198 215L197 214H200L202 217H198V219L200 218L201 220H200V222H203L204 220H202V218L204 217V215H205V217L207 216V219H209V221L207 220V222H205L204 221V223L203 224H201V225H204L203 227L202 226H199V221L197 220V221H195L196 223H197V227L199 226L200 227V231H198L197 233H198V235L196 236L195 235V233H194V231H195V227H193L192 228V232H191V234L193 235H191V234H189V229L186 231L187 233H188V235H187V238H189L190 236V238L192 239L193 237H198V238H196L195 240H191V242H190V239H189V241H188V239L187 238H185V240L187 239V241L188 242H190L191 243V245H188V244H185V245H188V247H186V246H183L182 247V245L184 244V242H187V241H178V240H176V237H177V239H180L181 238V240H182V237H183V239H184V237H186V236H184V234L186 233H184V234H182L181 235V237H180V235H179V233H177V236H176V233H175V239H174V236H172L173 234L171 233V232H169V228L171 227H169V228H167V230H168V232H165V231H167V230H165L164 231V229H163V233L165 234V236H167V240L169 241L170 240V238H171V242H169V243H172L171 245H170V250H172L171 249V246L174 248L175 246H179L177 249H176V247H175V249H176V251L178 250V251H180L182 248H184V247H186V248H184V249H182V250H184L185 252H177V253H175L176 251L173 249V251H170V250H168V248L167 249H165L166 248V246L168 245V242L166 243V245H165V242H164V239H163V233H162V231H161V236H160V232L159 231H157V233L159 234V236H156V231H154L156 228L158 229V230H160L161 229V226L163 227V224H165L166 222L167 223H170V225H175V223H172V222H170L171 220H172V216L171 215H169V213L171 214V212L170 211H168V215L169 216H171V217H168V219H171L170 221L166 218L167 216L165 215V213H163L165 210L164 209H166V203L167 204H169L170 205V207H172L173 206V204H171V203H169V201H167L166 202V200H168ZM28 199V201H29V203H31L30 201H32L31 200V196H30V200H29V198L27 197L26 199H25V201ZM42 199H43V197H42ZM41 199V200H42ZM74 199H76V198H74ZM79 199H80V197H79ZM87 199H89V198H87ZM86 199V200H87ZM91 199V200H92ZM93 199V200H94ZM99 199H101V198H99ZM99 199H97L98 201V203L101 201H99ZM105 199L103 200V201H105ZM108 198H107V202H109L108 200H109ZM122 198H120V200H114V201H118L117 203H119V201H121V200H123ZM127 199V201L129 200L128 198H126ZM132 199H133V197H132ZM150 199H151V202L149 203V201H150ZM165 199V200H164ZM183 199H185L184 200V202L182 201ZM262 199H263V202H262ZM33 200H35V199H33ZM36 200H38V196H37V199ZM41 200H38L39 202H41ZM48 200V199H47ZM53 200H55V199H53ZM62 200V199H61ZM64 200V199H63ZM62 200V201H63ZM65 200H66V198H65ZM64 200V201H65ZM70 200V199H69ZM77 200V199H76ZM85 200V201H86ZM93 200H92V204L91 203H88V204H90V214H89V212L88 211H85V213L86 212H88V214L89 215H87V217H86V215H85V217L84 216H82V217H84V219L85 218H87V220H89L92 224H93V226H92V224H90L91 226H90V229L91 230H93V232L91 231V233H93V235L97 232L98 233V236H99V238H100V243H99V238H97V239H95V241L96 240H98V241H96V243L97 244H99L98 245V248L100 247V244H102V239H101V236H100V234H101V232H105L104 231V229H106V228H109V229H111V227L110 226H113V225H110L109 227H106V226H104V227H102V226H100L101 225V223L99 222L100 221V218H101V220H103V218H104V220L105 219H107L108 218V215H109V217L110 216H112V217H114L115 216V220H116V216L118 215V213L117 212H115V215L111 212V210L112 209H115V208H112V207H109L110 205H112V203H108L109 204V208L107 207V205L105 204L106 203V201L105 202H100V204H98L95 200H94V203H93ZM131 200V199H130ZM136 201H139L140 200V202H142V200L141 199H135ZM260 200V202H262V203H260V202H258ZM11 201H13V203L15 202V204H12V202ZM24 200L22 201L23 202V204H24V202H25ZM50 201V200H49ZM49 201H47V203L49 202ZM52 201V200H51ZM57 201V203H58V201L60 202V200H56ZM61 201V202H62ZM67 202H68V200H66ZM80 201H81V199H80ZM84 200L82 201L83 203L85 202ZM89 201V200H88ZM125 202H127L126 200H124ZM136 201H135V203H136ZM143 201H144V199H143ZM183 203H182V202ZM22 202H21V204H20V208L17 206V204H16V208H12L11 207V209L8 207L6 210H8L9 212H11V214L13 213V211H14V213L15 212H17L16 210H19L18 211V213H20L21 211V214L23 213V210H25V209H28V208H26L25 207V209H24V205L22 204ZM36 202V201H35ZM38 202V203H39ZM42 202H44V200H42ZM60 202V203H61ZM72 202V201H71ZM74 202V201H73ZM76 202V201H75ZM78 202L79 201H77V203L76 204H78ZM82 202H81V206L80 207H82L83 208V206H84V204H83V206H82ZM129 202V201H128ZM134 202V201H133ZM145 202V201H144ZM154 202H156V203H154ZM164 202V203H163ZM28 202H26V204H27ZM46 203V202H45ZM46 203V204H47ZM52 203L53 202H51L50 203V205H52ZM56 203V202H55ZM65 203V202H64ZM69 203H70V201H69ZM80 203V202H79ZM96 203V205H94ZM115 203V202H114ZM121 203H124V202H121ZM121 203H120V206H122L121 205ZM132 203V202H131ZM188 203H189V205H188ZM260 203V204H259ZM25 204V205H26ZM33 204H34V201H33ZM40 204H42V203H40ZM62 204V203H61ZM60 204V205H61ZM75 204V203H74ZM98 204V205H97ZM103 204H105V205H103ZM134 203H132V205H133ZM136 204H138V203H136ZM136 204H134V205H136ZM141 204V203H140ZM143 204V203H142ZM145 204H143V206L145 205ZM2 205V203H0V213H4L5 215H7L8 213H6L5 211V209H2L1 210V206ZM6 205H8V206H6ZM21 205H23L22 207H21ZM29 205V204H28ZM30 205H32V204H30ZM37 205V204H36ZM36 205H34L35 207H36ZM44 205V204H43ZM42 205V206H43ZM49 205V204H48ZM48 205H46V206H48ZM49 205V206H50ZM70 205H72V203H70ZM93 205V208L91 207ZM117 205V204H116ZM116 205H114V207H117ZM125 205H127V203H125L124 204V206ZM128 205H131V204H128ZM169 205H167L168 206V209H170V210H172L170 207H169ZM186 205H188V206H186ZM27 206V205H26ZM38 206V205H37ZM41 206V207H42ZM45 206V205H44ZM53 206H54V204H53ZM73 206V205H72ZM77 206V205H76ZM78 206H79V204H78ZM139 206H142V205H139ZM143 206L141 207V209L143 208ZM146 206V205H145ZM144 206V207H145ZM19 209H18V208ZM28 207V206H27ZM29 207H32V206H29ZM61 207H62V205H61ZM75 207V206H74ZM74 207H72L73 209H77L76 207L74 208ZM80 207H78V208H80ZM100 207H103L102 209H100L99 210V208ZM104 207L105 208H107L106 210L104 209ZM126 207H128V206H126ZM130 207V206H129ZM137 207V206H136ZM135 207V208H136ZM153 207V206H152ZM185 207V208H184ZM188 207V208H187ZM39 208V207H38ZM45 208V207H44ZM56 208V207H55ZM58 208H59V206H58ZM68 208V207H67ZM87 208V207H86ZM131 208V207H130ZM135 208H132V210L134 209L135 210ZM138 208V207H137ZM146 208V207H145ZM147 208V209H148ZM182 208H183V210H182ZM186 208H187V211H186ZM32 209V208H31ZM48 207H47V212H49V211H52V210H49L48 211ZM51 209V208H50ZM60 209V208H59ZM62 209V208H61ZM63 209H64V207H63ZM62 209V210H63ZM87 209H89V207L87 208ZM91 209H92V212H91ZM109 209V210H108ZM119 209V208H118ZM117 208H116V210H118ZM121 209H122V207H121ZM151 209H153V210H151ZM184 209H185V211H184ZM189 209V210H188ZM194 209V210H193ZM4 210V211H3ZM11 210H13V211H11ZM21 210V211H20ZM33 210H35L34 208H33ZM38 210H40V209H38ZM45 210V209H44ZM58 210V209H57ZM70 210H72V209H70ZM79 210V209H78ZM78 210H76V212L78 211ZM84 210H86V209H84ZM105 210V211H104ZM143 210H140L141 212L143 211ZM151 210V211H150ZM162 210H164V211H161ZM179 210H181V211H179ZM26 211V213H29L30 212V210L28 209V211L27 210H25ZM36 211V210H35ZM33 212L34 214L36 213V212ZM41 211V210H40ZM40 211H38V212H40ZM53 211H54V209H53ZM56 211V210H55ZM55 211L54 212H52L51 213V215H52V219H53V221L55 222V220H56V223H54L53 221H51L50 219L51 218H49L48 216V220L47 219H45V215L47 214L48 215V213H46V211H45V215H44V219L41 217V214H43V213H40V217L42 218L41 220H40V217H39V220L37 219V221H35L36 219L35 218H33V222H29V223H27L26 222V219H27V217L28 216H31V215H28V214H26V217H25V215H24V221H25V223H22V222H24V221H22L21 222V218H20V221L19 220H17L16 218L14 219V217H16V216H12L11 218L12 219H14V221H12V219H10V216H8L7 218L8 219H10V220H7V218H6V216L5 217H3L4 218V220H0V264H25V262H27V264H28V261L30 260V256L31 255H35L36 257V261L38 260V264L39 263H41L42 261V264L44 263V260H45V263L44 264H75V262H73L75 259H73L74 257H75V255H76V252H77V250L79 249V248H77V250L75 251V249H76V246H77V244L79 243V244H81V242L82 241H84V242H82V243H85L86 244V242H85V239L86 240H89L90 239V237H92V234H90V229L88 230L87 228H86V230L89 232H87V234H88V236L86 237V235L84 234V240H82V241H80V242H78L77 240L79 239V240H81V239H83V237H79V236H81V233L78 231L81 227H79V229L76 227V229H74L75 228V223H78V222H74L73 220H71V219H66V220H64L63 218L62 219H56V217H60L61 215H63L62 213H61V215H59V216H57L56 214H57V212L59 213V211H56V213H55ZM64 211V210H63ZM65 211H67V210H65ZM75 210H72V212H74ZM97 211H100L98 214H97ZM102 211V212H101ZM120 211V210H119ZM122 211V210H121ZM124 211V210H123ZM140 211H137V212H140ZM154 211V212H153ZM156 211H159V213H158V215L156 214L157 212ZM167 211H165L166 213H167ZM37 212V213H38ZM61 212V211H60ZM70 212L71 211H69L68 212V214L70 215ZM71 212V213H72ZM135 212H136V210H135ZM150 212H153V213H150ZM193 212V213H192ZM54 213H55V215L56 216H53L54 215ZM67 213V212H66ZM65 213V214H66ZM83 213V212H82ZM124 213V212H123ZM133 213V212H132ZM161 213H163V215H165V217H162L163 215L161 214ZM180 213V214H179ZM202 213H204V214H202ZM212 213V214H211ZM39 214V213H38ZM125 214V213H124ZM123 214V215H124ZM136 213H134L133 215H135ZM138 215H140V213H137ZM229 214V215H228ZM232 214L233 215H235V216H232ZM237 214V215H236ZM1 215V214H0ZM3 215V214H2ZM8 215H10V213L8 214ZM13 215H15V214H13ZM23 215V214H22ZM72 215H73V218H74V214L72 213ZM130 215V214H129ZM162 215V216H161ZM184 215V216H183ZM17 216H20L21 217V215H19V214H17ZM35 216V215H34ZM34 216H32V217H34ZM50 216V215H49ZM65 216V215H64ZM125 216H128V214L126 215L125 214ZM157 216H159L160 218L162 217V218H166V220L164 219H160V218H158ZM177 218H176V217ZM0 217H2V216H0ZM46 217V218H47ZM51 217V216H50ZM54 217H55V219H54ZM66 217H68L67 215L65 216V218ZM75 217H76V215H75ZM81 217V216H80ZM107 217V218H106ZM123 217V216H122ZM131 217H132V219H131V221H136L135 219L133 220V218L134 217H136V216H132L131 215ZM138 218H139V216H137ZM191 217V218H190ZM205 217L203 218V219H205ZM5 218H6V220H5ZM18 219H19V217H17ZM28 218H31V217H28ZM36 218H38V216L36 217ZM68 218H71V217H68ZM77 218V217H76ZM78 218H79V215H78ZM111 218V217H110ZM110 218H108V219H110ZM117 218H118V216H117ZM158 218V219H157ZM75 219V218H74ZM84 219H81V221H79L80 220V218H79V222H83V220ZM112 219V218H111ZM127 219V218H126ZM130 219V218H129ZM128 219V220H129ZM155 219V217L153 218V220ZM159 219H160V221H159ZM179 219V222H180V220H181V217L180 218H178ZM16 220V221H15ZM30 221H32V219H29ZM29 220H27V221H29ZM46 220V221H45ZM50 220V221H49ZM77 220V219H76ZM103 220V221H104ZM163 220V221H162ZM169 222H168V221ZM181 220V221H182ZM60 221V222H59ZM61 221H63L64 223H66V222H68L69 224H72L71 225V227L69 228V226L67 225V224H63V222L61 223ZM66 221V222H65ZM70 221H73V223H71ZM86 221V220H85ZM107 221V220H106ZM105 221V223H107ZM111 221H113V220H110V222ZM124 221H126V222H124ZM148 221V222H147ZM165 222V223H163L162 224V222ZM212 221V222H211ZM214 221V222H213ZM89 222V223H90ZM102 222V221H101ZM113 222H115V221H113ZM158 222L160 223V224H158ZM173 222H175L174 220H173ZM183 222V221H182ZM193 222V221H192ZM195 222L194 223H192L193 224V226H194V224H195ZM199 222V223H198ZM239 222V223H238ZM86 223V222H85ZM97 223H100V225L98 224L97 225ZM104 223V224H105ZM155 223V224H154ZM166 223V224H167ZM172 223V224H171ZM208 225H207V224ZM211 223H214V226H213V224H211ZM242 224L241 226H244L245 225V227H243L242 229H241V227H240V225L239 224ZM243 223H244V225H243ZM135 224V223H134ZM133 224V227H135L136 228V226L137 225H134ZM142 224H144V225H142ZM153 224H154V226L157 224V226H156V228L154 227L153 228ZM179 225V223H178V220L176 221V226H178ZM180 224H181V222H180ZM188 224V225H189ZM206 224V225H205ZM212 226H211V225ZM74 225V228L72 227ZM87 226L89 225L88 224V222H87V224H86ZM85 225V226H86ZM105 225H107V224H105ZM158 225H161V226H158ZM210 225V226H209ZM82 226V225H81ZM86 226V227H87ZM98 226H100V228H99V231L101 230V227H102V229H103V231H100V232H98V230L96 231V228L95 227H98ZM129 226H131V227H129ZM143 226H144V228L145 229H142L143 228ZM167 226H168V224H167ZM166 226V227H167ZM176 226H173V229H172V227L170 228V229H172L173 231H175V227ZM186 226V225H185ZM185 226H183L182 225V228H183V230H184V227ZM208 228H207V227ZM89 227V226H88ZM178 227H180V225L178 226ZM178 227H177V229L176 230H178ZM196 227V228H197ZM198 227V228H199ZM205 227V228H204ZM211 227H213V228H211ZM240 227V228H239ZM73 228V229H72ZM113 228V227H112ZM118 228H120V229H118ZM160 228V229H159ZM182 228L180 229L181 231H180V233L183 231L182 230ZM202 228V229H201ZM211 228V229H210ZM84 229V228H83ZM118 229V230H117ZM140 229H141V231L142 230H145V231H143V232H140ZM156 229V230H157ZM186 229V228H185ZM74 230V231H73ZM77 232H76V231ZM82 230V229H81ZM86 230H85V233H86ZM116 230L118 231L117 233H116ZM199 230V229H198ZM203 232H202V231ZM83 231V230H82ZM135 231H136V233H135ZM147 231H149V232H147ZM185 231V230H184ZM79 232V233H78ZM178 232H179V230H178ZM201 232H202V234H201ZM77 233L79 234L78 236H77ZM97 233L95 234V235H97ZM100 233V234H99ZM126 233V234H125ZM149 233L150 234H154L155 233V235L153 236V235H150L151 236V238L149 237ZM168 233V234H167ZM183 233V232H182ZM186 233V234H187ZM196 233V234H197ZM82 234H83V232H82ZM136 234H138V236H136ZM157 234V235H158ZM170 234H172L171 235V237L168 239V237H169V235ZM185 234V235H186ZM199 234H200V236H199ZM91 235V236H90ZM94 235V237L93 238H95V237H97V236H95ZM83 236V235H82ZM102 236H105L104 235V233H102ZM121 236H122V234H121ZM165 236H164V238H165ZM180 238H179V237ZM107 237V236H106ZM201 237V238H200ZM215 237V236H214ZM213 237V238H214ZM78 238V239H77ZM92 238V239H93ZM144 238V239H143ZM150 238V239H149ZM158 238H162V240H163V242H161L160 243V241H162L161 239H160V241H159V239ZM104 239V238H103ZM107 239V238H106ZM114 239V238H113ZM120 239V240H119ZM136 239V240H137ZM149 239V240H148ZM175 240V241H178L177 243H178V245L177 244H174V242H172V240ZM222 239H221V241H218L219 242V244L220 243H222L223 241H222ZM91 240V239H90ZM94 240V239H93ZM124 240H125V242H124ZM158 241V242H156L155 243V245H151L150 246V244H152V241ZM206 240H208L207 238H206ZM76 241L78 242L77 244H76ZM95 241H92V242H94L95 243ZM105 241H107V240H105ZM105 241H103V244H105L104 242ZM109 241V240H108ZM146 241V240H145ZM150 241H151V243H150ZM153 241V242H154ZM192 241H194V243L192 244ZM198 241V242H197ZM214 241H217V240H215L214 239ZM91 242V243H92ZM203 242V243H204ZM210 243V244H213V245H215L213 248L212 247H210V244L209 245H207V243ZM94 243H92V244H90V243H87V245L88 244H90V245H92V247H91V249L92 250H89L90 252H92L93 251V253H91V255L92 256H95L96 257V255H97V250H99L97 247H95V245H94ZM126 243V244H125ZM150 243V244H149ZM163 243H164V245H163ZM176 243V242H175ZM79 244H78V246L77 247H79ZM103 244H102V248H103V251L104 252H102V253H100V251L102 250V248H101V250H99V255H101V254H103V253H105L106 251H105V248H104V246H103ZM154 244V243H153ZM159 244V245H158ZM163 246H162V245ZM93 245H94V247H93ZM134 244H133V246L131 247V249L135 246ZM161 245V246H160ZM173 245H175V246H173ZM200 245V244H199ZM222 245H223V243H222ZM221 245V246H222ZM127 246H128V248H127ZM153 246V247H152ZM164 246H165V248H164ZM169 246V245H168ZM190 246V247H189ZM205 246V247H204ZM212 246V245H211ZM221 246L219 247V248H221ZM81 247V246H80ZM125 247V248H124ZM147 247H148V249H147ZM161 247H163L165 250H163V248L162 249H160ZM194 247V246H193ZM193 247H192V250L194 251V249H193ZM204 247V248H203ZM211 249H210V248ZM218 247V246H217ZM97 248V249H96ZM107 248H108V246H107ZM126 250H124V249ZM150 248V249H149ZM181 248V249H180ZM18 249H20V252L18 251ZM25 249V250H24ZM80 249H82V248H80ZM89 249V248H88ZM110 250V247H109V253H111V251H114V255L116 256H114L112 253V258H114L115 257V259L117 258V256H120V255H117L116 253H119V252H117V251H115L114 249L113 250ZM133 249H136V248H133ZM132 249V251L130 252L131 254H130V256L132 255V253H133V251H135V250H133ZM159 249V250H158ZM180 249V250H179ZM16 252H15V251ZM60 250H61V252H60ZM94 250H96V251H94ZM137 250V249H136ZM148 250H149V252H151V254L148 252ZM157 251L156 253H157V255L158 254H160V255H158V256H156L155 254V252L154 251ZM167 250H168V252H167ZM219 250V251H218ZM17 251H18V253H22L23 255H21L22 257H26V258H20V256L17 254ZM26 251H28V252H26ZM164 253H163V252ZM193 251H191V250H189V252H193ZM221 251V252H220ZM74 252H75V254H74ZM81 252V251H80ZM108 252V251H107ZM135 252V253H136ZM167 252V253H166ZM226 252V251H225ZM25 253H28L26 256H25ZM87 253L88 252H86V255H87ZM95 253H96V255H95ZM109 253L107 254V255H109ZM120 253V254H121ZM124 253V254H123ZM135 253H133V254H135ZM161 253H163V254H161ZM194 254H197L196 252H193ZM193 253H191L190 254V256L191 255H193ZM29 254H31L30 256H28ZM73 254H74V257H73ZM89 254V258L91 257L90 256V253H88ZM106 254V253H105ZM181 254V255H180ZM187 254V258H189V260H190V258L191 257H188L189 255H188V253H186ZM17 255L19 256V257H17ZM81 255H82V252H81ZM98 255V256H99ZM154 255V256H153ZM228 255V254H227ZM249 257H248V256ZM250 255H251V257H250ZM252 255L254 256V257H252ZM37 256L38 257H41V258H39V259H37ZM97 256V257H98ZM102 256V255H101ZM101 256H99L97 259H98V261L97 262H101L102 260H105V259H107V257H109V256H107V257H101ZM106 256V255H105ZM114 256V257H113ZM123 256L121 257L122 259L121 260H123V263H121V260L118 258V260L117 261H120V262H117V264H125L126 262H127V264L128 263H133V264H139V262H140V264L142 263H144V264H147L148 262L146 261V263H145V261L144 262H142V257H139V256H137V258L139 257L140 259V261H138V259L136 258V259H134V262H133V260L131 259V261H129L130 260V257H128L129 256V254H127V256H124V258L126 257H128L129 259H128V261H127V259H124L123 258ZM133 256V255H132ZM148 256H149V259H148ZM244 256H246V257H244ZM29 257V258H28ZM32 257V256H31ZM86 257V256H85ZM85 257H84V259H85ZM95 257H94V259H95ZM133 257H135V256H133ZM152 257V258H151ZM195 257H197V256H195ZM28 258V261H26V260H24V259H27ZM33 258V257H32ZM44 260H43V259ZM48 258H52V259H48ZM79 258H81V257H79ZM79 258H76V260L78 259L79 260ZM91 258H93V257H91ZM90 258V259H91ZM101 258H102V260H101ZM103 258H105V259H103ZM186 258V259H187ZM245 258V259H244ZM248 258H252L253 260H251V259H249L248 260ZM42 259V261H40ZM93 259V261L95 262H93V261H91V262H89V263H91V264H98V263H96V260H94ZM247 259V260H246ZM77 260V261H78ZM88 260V259H87ZM100 260V261H99ZM108 260V262H109V260L110 259H107ZM124 260H125V262H124ZM158 260V261H159ZM192 260V259H191ZM256 260H255V262H256ZM19 263H18V262ZM25 261V262H24ZM31 261V260H30ZM32 261H34V258H33V260ZM31 261V262H32ZM35 261V263L37 264V262ZM40 261V262H39ZM84 261V260H83ZM90 261V260H89ZM115 261V260H114ZM113 260H112V262H111V260H110V264H113V262H114ZM136 261H137V263H136ZM157 260H154V262H157L158 264H159V262H158ZM197 261V260H196ZM23 262V263H22ZM31 262H29V263H31ZM79 262H81V261H79ZM107 262V261H106ZM115 262V263H116ZM179 262H181V263H179ZM187 262V261H186ZM255 262H253V263H255ZM77 263V262H76ZM84 263V262H83ZM87 263V262H86ZM103 263H105L104 261H103ZM102 263V264H103ZM114 263V264H115ZM152 263H150V264H152ZM260 263V264H261ZM262 263V264H263ZM32 264H34V262L32 263ZM107 264V263H106ZM153 264H156V263H153ZM195 264V263H194ZM199 264V263H198ZM244 264V263H243ZM248 264V263H247ZM256 264V263H255ZM258 264H259V262H258Z\"/></svg>",
  "mask_w": 264,
  "mask_h": 264
}]
</instances>
